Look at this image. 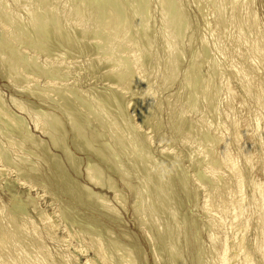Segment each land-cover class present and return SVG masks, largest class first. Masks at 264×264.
<instances>
[{"label": "rangeland", "instance_id": "374dc122", "mask_svg": "<svg viewBox=\"0 0 264 264\" xmlns=\"http://www.w3.org/2000/svg\"><path fill=\"white\" fill-rule=\"evenodd\" d=\"M27 2L29 1V0H26ZM31 1H33V3L35 2H38V0H30V2H28L29 4H26L27 6H29L30 8H33V6H34V8L35 7H37V8H35V10H38V12H39V14H37V16H38V19L37 20H40V21H38V23H37V26H36V28L34 29V30H31V29H29V27L30 28H32L31 26H29V21L24 17V15H23V13H21V11H20V8H19V4L21 5V4H24V2H22L21 0L19 1H11V0H2V1H0L1 3L0 4H2V8H5V12L7 13V11H8V13H10V17H12V15H13V18H15V15H17V14H20L21 15V17H22V19H19V18H21V17H18V15H17V18L20 20L19 22L21 23V25H12L13 27H11L10 26V31H12L11 33H13L14 35H15V37H12V38H14V39H12V42L14 43L15 41L16 42H18L19 41V43H14L15 45H16V47H15V45L14 44H10V45H12L11 46V49L9 48L10 46L8 45V44H5L4 43V39L2 40L3 42H1L0 44H2V43H4V46H3V44L2 45H0V57L6 52V51H8V56H9V58H10V60H9V58L7 59L11 64H16V65H14V71L17 69L16 67H18V69L15 71V72H13V75H12V73H8L7 71H8V69H7V67H8V65H4L3 67H2V69H5L3 72H0V95L2 96V100H4L3 102H4V104H3V106L2 107H0V152L3 150V149H5L4 147H6V148H8V144H6V143H8L7 141H11L12 140V142H14V143H18V144H20L19 146H21V144H23L22 145V149L20 150L21 152H16L15 154H14V151L13 152H9L8 151V153L6 154L5 153V159H3V157L4 156H2V155H0L1 157H2V159L3 160H5L4 162H3V160L0 158V169H4V171H5V174H4V176H5V180H3V179H0V205H2L3 207H14V206H12L11 204H13V205H15V207H20V208H22L24 211H25V213H26V215H28L35 223H36V225H37V227H38V229L40 230V233H41V235H42V237H44V243H45V245H46V247L48 248V250L51 252V254L54 256V258L56 259V260H58L59 259V256L58 255H62V254H64V255H66V257L67 258H69V260H70V262H71V264H84L85 263V261H86V258H92L93 259V254H92V252H91V250H90V252L89 251H87L85 254H80L79 252H78V248H77V241H78V238H82V240L83 239H85L86 241L87 240H89L90 239V236L91 237H95L96 238V235H98L97 237L98 238H100L99 239V241L103 244V246H104V248L106 249V251H108L109 253H110V256L109 257H111V255H112V257L111 258H109L110 260H111V262L112 263H114L115 264V262L116 263H118V261H120L123 257H124V255H125V253H124V249L127 251V252H129L130 250H132V252L134 253V251L135 250H137V251H135L136 253L137 252H139V254L137 253V254H135L134 256V259L135 258H137L135 261L138 263V264H173V263H177V264H214V263H212V261L213 262H215V264H220V261H219V258L217 259L216 258V255L215 256H213L214 254H219V252H221V243H222V241L224 240L223 239V235L222 234H219V236H218V238H219V244L218 243H216L215 245H213V248H211V244L208 242V240H207V231L209 230V225H207V222H208V224H209V220H210V217H209V215H208V213H206V211H205V209H204V200H205V197L206 196H208L207 194H209V192H211L212 193V190H213V187H215L216 185H217V183H215V181L213 182L212 181V179L210 178V177H207V175H205L204 174V169H206V168H203V167H207V165H209L208 163V160L210 159H203L202 158V162H201V158L200 159H196L195 161L194 160H191L194 164H196L195 166H197V167H195L194 166V164L192 165V162H190L191 164H189L188 162L190 161V158H189V152L187 151H185V148H183V142H181V141H183L184 139H185V137L187 136V133L185 132L186 130H187V128H188V126L187 125H189V123L187 122V121H189L190 120V123L191 122H193L192 120L194 119V122L197 120V119H199V117L202 115V114H204V116L207 114V112H208V114H207V117H208V119H207V117L205 118V123L207 124V122H208V126L210 125V131L212 132V134L211 133H209V131L208 132H206V133H208V134H206L207 135V140H204V139H202L201 137L203 136V138L205 137V139H206V135H205V133L202 135H200V134H198L197 135V137L195 136V137H193L192 139H191V137H190V135H188V137L186 138V139H188V142H190V141H193V142H190V146H192V147H197V149H200V148H202L203 147V144L204 145H206V143H208L207 145H209L210 143H211V141L213 140L212 139V135L214 134L213 132V128L211 129V126H213V125H211L210 124V120H213V118H211V117H215V115H217V114H220L221 112H222V110H223V105L221 106V104L219 105V106H217L216 108H214V107H211L212 106V103L211 102H213V101H211L210 99H213V96L212 97H210V99H208L209 97H207L205 100H203L202 98H200L199 99V97H196L195 98V96L197 95V93L196 92H198L197 90H199V81L200 80H202V79H204V77L206 78L207 77V71H206V69L208 68V64H207V60H209V57H211V59H210V61H212L214 58H212V56H211V53H213V45H212V43H211V41H212V36H214L218 31L220 32V30L219 29H217L216 28V25L215 24H212L213 22H212V20H214V17H209L210 19H208V16L210 15V16H214L213 15V8H212V6L211 5H208L209 3L208 2H211L212 0H201V1H199V0H194V2H193V0H175L174 1V3H177V5H178V3H180V5H178L179 7H180V10L178 11L179 12V14L181 15V17H180V15H178V12L176 11V7H174V3H172V4H170L171 5V7H173L172 9H171V7L170 6H165V8H167L168 9V11L170 12V14H169V12L167 11V9L165 10V12H164V9H160L161 8V5H160V0H144L143 1V3H142V0H138V1H141V2H138L137 0H117L116 1V3L117 4H115L116 6H118L117 8H118V10L116 9V7H115V5L114 6H110L109 5V1L108 0H106V3H107V5H106V3H102V1L101 2H99L100 4H93V6H91L92 5V3H94L92 0H80V2H79V0L78 1H76V0H74V2H76V4H75V6H76V8L74 9L73 7H70V4H71V6L72 5H74V4H72V2H73V0H57V3L58 2H60L59 4L60 5H66L67 4V2H70L69 4H67L66 5V7H64V9L65 10H63V11H60V9L62 10V7L60 8V5L59 4H56V0H53L54 2H52V0H47V1H45V0H40L41 2H39V3H37V4H33ZM51 1V2H50ZM105 1V0H104ZM103 1V2H104ZM133 1H136V2H133ZM150 1V2H149ZM197 1H199V2H197ZM203 1V2H202ZM208 1V2H207ZM216 1V0H215ZM15 2V3H14ZM17 2H19L18 4H17ZM21 2V3H20ZM43 2V3H42ZM46 2H48V7L44 4V3H46ZM49 2L50 3H53L52 5H54V6H51V4H49ZM63 2H65L66 4H62ZM73 2V3H74ZM121 2L123 3H125V5H127L128 6V8H127V6L125 7V5H123V4H121ZM149 2V3H148ZM162 2H164V0H162ZM55 3V4H54ZM79 3H80V5H79ZM119 3H120V5H119ZM130 3H132L131 5L133 6H131V5H128V4H130ZM194 3V4H193ZM200 3V4H199ZM208 3V4H207ZM17 4V5H16ZM33 4V5H32ZM42 6V8H46V9H44V13H41V12H43V11H39V10H42V9H40L41 8V6ZM77 4H78V7L80 8V7H85V10H86V14L88 15V13L90 14V15H92L93 17H95L94 19H95V22H96V24H95V22H94V30H96V28L98 29V31H97V33H94V32H96V31H92V23L91 22H89V24H87L88 26H86V28H84V30L85 29H87V31L85 30V32L86 33H90V32H88V31H92V33H90L88 36H86V38L85 37H83L84 36V33L85 32H83V31H81V34H83L82 35V37L79 35L78 37H76V35L75 34H79V33H77V32H79V31H77V30H75L74 31V29H72V28H69V27H67V23H66V19H67V22H69V20H70V18H71V16H77V13H78V11H77ZM89 4V5H88ZM103 4V5H102ZM135 4H137V5H135ZM138 4H140V5H138ZM142 4H143V6H142ZM147 5V8H146V5ZM148 4H150V5H148ZM207 5V7H206V5ZM5 5H8V6H5ZM37 5V6H36ZM81 5H83V6H81ZM85 5V6H84ZM135 5V6H134ZM182 5V6H181ZM184 5V6H183ZM187 5V6H186ZM195 5V6H194ZM199 5H201V8L202 7H204L203 9H201L200 8V10H199ZM1 6V5H0ZM39 6V7H38ZM46 6V7H45ZM49 6H51L50 8H49ZM74 6V7H75ZM130 6V7H129ZM141 6V7H140ZM160 7V8H158V7ZM209 6V7H208ZM210 6H211V8H210ZM56 7V8H55ZM57 7H59V8H57ZM68 7V8H67ZM87 7V8H86ZM91 7V8H90ZM94 7V8H93ZM98 7H99V9H98ZM104 9H103V8ZM110 7H111V10H112V12H111V10H110ZM123 8V10L121 11V8ZM138 7V8H137ZM170 7V8H169ZM190 7V8H189ZM197 7V8H196ZM206 7V8H205ZM10 9V12H9V10L8 9ZM33 8V9H34ZM47 8L49 9V11L47 10ZM53 8H55L56 9V11L58 12V13H56V15H58L59 14V16H56L55 15V13H54V15H53V11H55V9L53 10ZM70 8H72V10H68L67 11V9H70ZM93 8V9H92ZM97 8V9H96ZM103 10H102V9ZM106 8H109V11L106 9ZM112 8H115V9H112ZM126 9V11L128 10V9H130L129 11L130 12H133V14L131 13V14H128L127 15V13H129V11H124L125 9ZM134 8V9H133ZM135 8H136V10H135ZM143 8V9H142ZM148 8L150 9V10H148ZM156 8V9H155ZM183 8H184V11H183ZM187 8V9H186ZM210 9V10H207V9ZM73 9H74V11H77V12H74L73 11ZM141 9H142V11H141ZM152 9V10H151ZM158 9H159V11H158ZM174 9V10H173ZM252 9L254 10V12L257 14V17H258V20H259V23H260V25H261V27H262V30H263V32H264V0H254V3H253V7H252ZM45 10H47V11H45ZM51 10H53V11H51ZM89 10H91V13H90V11ZM98 10L100 11L101 10V12H99L100 14H98V13H96V12H98ZM107 10V11H106ZM117 10V11H116ZM133 10V11H132ZM146 10V11H145ZM155 10V11H154ZM161 10H162V12H164L165 14H167L166 12H168V16L166 15V18H167V22L169 21H171L170 23H169V25H170V28H172V30L174 31V35H175V38H176V36H178V34L177 33H179V38L177 37V39L176 40H180V42H182L181 44H180V42L178 43V46H179V48H180V46H182V45H184L182 48H186V50H185V48L184 49H182V50H184L185 51V53L183 54L182 53V50H180V54H182V56H181V61H182V65L180 66V67H182V70H181V68L179 67V70H178V76H176L177 78H175V80H174V85H173V83L171 84V86H169L167 89H166V91L164 90L165 88H163V85H161V84H163L162 82V71H163V60H164V52L163 51H161L162 49H163V44L161 45V43H163L162 41V31L160 30L161 29V23H160V17H159V13H161ZM173 10V11H172ZM185 10H186V12H185ZM1 11H2V9H1V7H0V14H1ZM3 11H4V9H3ZM55 11V12H56ZM71 11V12H70ZM96 11V12H95ZM104 11H105V13H104ZM116 11V12H115ZM118 11L119 12H122V14H120V13H118ZM123 11L124 12H126V14L124 13V15H123ZM137 11H139V12H137L138 13V17L140 16V18L142 17L144 20L147 18V20L145 21V23H144V25H145V30L143 31V27L141 26H139V27H136V28H134V34L136 35L137 33V36H135V35H133L134 37H133V39L135 40V42L137 41V43L138 44H140V43H142L141 44V47L143 48V47H145V46H147V45H149V43H150V41H151V44H153V45H149L148 47L151 49V47L150 46H152L153 47V49H151V51L149 50V48L148 47H145V48H147V49H145V48H143V50H145L144 51V56H145V58H143V59H141V63H142V73H141V78H142V80H139V79H141L140 77L139 78H134L133 76H135V75H133L134 73H133V70H132V66H128V62L126 61V59L124 58L125 56H124V54L126 53L125 52V50H124V48H118V53H116V51L115 50H113V51H115V52H112V51H110V49H108V46L106 47V45H109V39L110 38H108L107 39V37H109L108 35H109V33L108 32H102V31H108L109 30V28H110V24H109V22H107V21H104L105 19H104V17L106 16V13H108V12H111V13H113L114 12V16L115 17H117L116 18V20H118V22H117V24L118 25H120V23L122 24L124 21H125V19L126 18H128V17H131V19H132V17L133 16H135V17H133V20H135L136 18H137V13L136 12ZM144 11L146 12V15H145V13H144ZM176 12L175 14L174 13H172V12ZM199 11H201L200 13H199ZM207 11V12H206ZM11 12H12V14H11ZM37 12V13H38ZM70 13V15H69V13ZM76 13V14H73V13ZM94 12V13H93ZM135 12V13H134ZM143 12V13H142ZM148 12V13H147ZM151 12V13H150ZM159 12V13H158ZM183 12V13H182ZM203 12H205V13H203ZM210 12H211V14H210ZM46 13V14H45ZM48 13V14H47ZM51 13V14H50ZM62 13H65V14H63V16H62ZM72 13V14H71ZM96 13V15H94ZM103 13V14H102ZM140 13V14H139ZM150 13V14H149ZM182 13V14H181ZM202 13H203V17L201 16L202 15ZM207 13V14H206ZM209 13V14H208ZM15 14V15H14ZM40 14H42V15H40ZM105 14V15H104ZM115 14H117V15H115ZM149 15V17H151V18H148V15ZM173 14V15H172ZM183 14H186V15H183ZM190 14V15H189ZM44 15V16H43ZM48 15V16H47ZM51 15V16H50ZM67 16V18H66V16ZM99 15V16H98ZM100 15H101V18H100ZM103 15H104V17H103ZM127 15V16H126ZM145 15V16H144ZM207 15V16H206ZM52 16H55L57 19H59V21H57V20H55V21H57V22H53V21H50V20H53L52 18H54V19H56L55 17H52ZM60 16H61V18H60ZM123 17V19H121L122 17ZM170 16V17H169ZM175 16V17H174ZM180 17V18H183L182 16H185L184 17V19L183 20H181L180 18H179V20H181V21H179V20H177L178 18L177 17ZM206 16V19L204 18ZM42 17H43V19H42ZM47 17H49V18H46ZM50 17H52V18H50ZM146 17V18H145ZM153 17V18H152ZM172 17V18H171ZM187 17H188V19H187ZM0 18H1V15H0ZM100 19V20H98V19ZM135 18V19H134ZM139 18V20L138 21H143L144 22V20L143 19H140ZM168 18H169V20H168ZM174 18H176V19H174ZM202 18H203V20H202ZM50 19V20H49ZM138 19V18H137ZM148 19H150L149 21V23L150 24H148L147 25V28L148 29H146V22L148 21ZM155 19V20H154ZM171 19V20H170ZM186 19H187V21H188V26H189V29H187L188 28V26H187V24H185V23H187L186 22ZM190 19V20H189ZM212 19V20H211ZM1 20H2V18H1ZM23 22H22V21ZM43 20H45L44 22L45 23H47V24H43L44 22H41V21H43ZM46 20H47V22H46ZM63 20H65L63 23H61ZM124 20V21H123ZM172 20L174 21H179L178 22V25L181 23V22H183L182 24L183 25H181V27H182V29H183V34L184 35H182V34H180L181 32H180V30H182V29H179L180 27H178V25H177V23H172ZM208 22L209 21V24L208 23H205L206 21ZM211 20V21H210ZM49 21H50V23H49ZM119 21H120V23H119ZM153 21V22H152ZM176 21V22H177ZM190 21V22H189ZM215 21V20H214ZM0 22H2V21H0ZM97 22H98V25L100 26H98L97 25ZM155 22V23H154ZM211 22V23H210ZM19 23V24H20ZM52 23V24H51ZM56 23H58V24H56ZM59 23H61V25H62V27L66 30L67 28V30L68 31H66V33L68 32V34H67V38L68 39H66V37H65V35H66V33L64 32V30H63V28L59 25ZM108 24V26H107V24ZM133 23V22H132ZM23 24V25H22ZM27 24V25H26ZM39 24V25H38ZM50 24V25H49ZM64 24V25H63ZM102 26H101V25ZM106 25V27H105V25ZM207 24V25H206ZM211 24V25H210ZM40 25H41V27H40ZM44 25H46V27H44ZM47 25H49V28H48V26ZM56 26V28H55V26ZM58 25V26H57ZM95 25H97L98 27H95ZM139 25V24H138ZM137 25V26H138ZM151 26V27H148V26ZM175 27H174V26ZM179 25V26H180ZM198 25V26H197ZM215 26V27H213V26ZM9 26V25H8ZM20 28H19V27ZM28 26V27H27ZM50 26H52V28L54 29V30H52L51 28H50ZM54 26V27H53ZM69 26V25H68ZM175 28V30L173 29V27ZM177 26V27H176ZM185 26V27H184ZM186 26H187V28H186ZM192 26V27H191ZM57 27H59L61 30H59V28L57 29ZM65 27H67V28H65ZM102 27V28H101ZM105 27V29L106 30H103V28ZM160 27V28H159ZM212 29H210V28ZM14 29V30H12V29ZM15 28H16V30H15ZM17 28L19 29L18 31L19 32H17ZM21 28L23 29L24 28V30H21ZM29 29V31H27L26 29ZM40 28H41V30H45L46 31V28H47V31L44 33V32H41V30H40ZM101 28V29H100ZM137 28H140L141 29V31H140V29H139V32H137L138 31V29ZM159 28V29H158ZM185 28H186V31H185ZM49 29V30H48ZM57 29V32H58V30H59V35H58V33H56L57 34V36L56 35H54L53 33V35L51 34V32L50 31H55ZM70 29H72V30H70ZM136 29V30H135ZM176 29H178L177 31H176ZM22 32H21V31ZM38 30V31H37ZM148 30V31H147ZM158 30V31H157ZM189 30V31H188ZM192 30V31H191ZM206 32H205V31ZM215 30V31H214ZM218 30V31H217ZM23 31H25V32H23ZM48 31H49V33H48ZM74 31V32H73ZM147 31V32H146ZM151 31V32H150ZM175 31H176V33H175ZM33 34H31V33ZM40 32V33H39ZM69 32H71V34H69ZM72 32L74 33V34H72ZM137 32V33H136ZM156 32V33H155ZM190 32V33H189ZM193 32V33H192ZM218 32V33H219ZM10 33V32H9ZM8 33V34H9ZM17 33H19L18 35H16ZM26 33V34H25ZM28 33V34H27ZM35 33H36V35H35ZM41 33H42V35H41ZM46 33H48V34H46ZM63 33H65V34H63ZM101 33H103V34H101ZM108 33V34H107ZM143 34L144 36H145V33H146V36H147V33H148V36L147 37H144V36H142V35H140V34ZM151 33V34H150ZM158 33V34H157ZM187 33V34H186ZM202 33V34H201ZM215 33V34H214ZM22 34H24V35H22ZM61 34H63L62 36H61ZM98 34H100V36L98 35ZM151 35V37H152V39H151V37H150V35ZM154 34H156V35H154ZM160 34V35H159ZM177 34V35H176ZM211 34V35H210ZM264 34V33H263ZM13 35V36H14ZM26 35V36H25ZM42 37V39H41V37ZM44 35V36H43ZM45 35H47V36H45ZM68 35H69V37H68ZM71 35V36H70ZM73 35V36H72ZM92 35H93V38H92ZM94 35H95V37H94ZM98 35V36H97ZM103 35V36H102ZM107 35V36H106ZM138 35H140V36H138ZM158 35L159 36H161V37H159L158 38ZM181 35H182V38H180L181 37ZM186 35V36H185ZM191 37H190V36ZM204 35V36H203ZM21 36H23V37H21ZM30 36V37H29ZM35 37V38H37L38 37V39H39V41L40 40H42L41 42H39V41H37L35 38H32V37ZM54 36V37H53ZM56 36V37H55ZM76 38H75V37ZM153 36H155V37H153ZM188 36V37H187ZM196 37V39H195V37ZM3 36H1L0 35V39L2 38ZM5 37V36H4ZM17 37V38H16ZM19 37H21L20 39H18ZM25 37V38H24ZM58 37V39L55 41L54 39H51V38H57ZM72 37V38H71ZM81 37V39H79ZM101 37H104V39L103 38H101ZM136 37L139 39V40H137L136 39ZM143 37V38H142ZM149 37H150V40H148L149 39ZM183 37H185L184 39H183ZM211 37V38H210ZM47 38H49V40H51V41H53L54 42V44L56 45H54L53 44V42H51V41H49ZM75 38V39H74ZM81 41V44L79 43V40ZM82 38H83V40H85V41H83L82 40ZM101 38V39H100ZM144 38H147V44H146V42L144 43V41H146V39H144ZM206 38V39H205ZM18 41H17V40ZM21 39H23V41L21 40ZM62 39V40H61ZM72 40V42H71V40ZM78 40V42H77V40ZM88 41H87V40ZM91 39H92V42H94V43H96L97 41L96 40H98V42H99V40H100V42L98 43H96V44H93V43H91ZM94 39V40H93ZM105 41H103V40ZM106 39H107V41H108V44H107V41H106ZM143 39V40H142ZM182 39V40H181ZM193 39H195V40H193ZM203 39V40H202ZM20 40H21V42H23V44L20 42ZM31 40V41H30ZM43 40L46 42H43ZM47 40V41H46ZM70 42H68V41ZM153 40H156V41H154L153 42ZM160 40V41H159ZM200 40V41H199ZM201 40H202V42H205L206 43V41H207V45L206 46H208V47H206V52H204L205 50H202V45H201ZM1 41V40H0ZM66 42V46H65V44H63V42ZM77 43H76V42ZM90 41V42H89ZM149 41V42H148ZM191 41V42H190ZM30 42V43H29ZM42 42H43V44H42ZM56 42H59V44H61V42H62V45H59V44H57ZM64 42V43H65ZM68 42V43H67ZM85 42L86 43H88V44H86V45H90V46H85ZM140 42V43H139ZM158 42V44H156ZM22 45H21V44ZM25 43H26V45H25ZM37 43V44H36ZM73 45H72V44ZM89 43H91V44H93L94 46H98V44H99V46L98 47H93L91 44H89ZM100 43H102V44H100ZM136 43V44H137ZM191 43H192V45H191ZM199 43H200V45H199ZM19 44V45H18ZM42 44V45H41ZM45 44H49V46L48 45H45ZM50 44H53V46H50ZM84 44V45H83ZM105 44V46L103 47V45ZM146 44V45H145ZM28 45V46H27ZM64 45V46H63ZM72 45V46H71ZM78 45V46H77ZM80 45V46H79ZM145 45V46H144ZM156 45H159V47L158 46H156ZM2 46V47H1ZM20 46V47H19ZM27 46V47H26ZM47 49V47L46 46H48V50H46V49H44V47ZM68 46H70L71 48H73V49H75L74 48V46H77V48L75 49L76 50V52H78V53H76L75 52V50L73 51V49H71L70 47V49H67V47ZM82 46H84L85 48H84V50H83V48H82ZM140 46V45H139ZM160 46H162V47H160ZM189 46V47H188ZM191 46H192V48H191ZM4 47V49H2ZM18 47L21 49H18ZM21 47H23V48H21ZM26 47V48H25ZM29 47H32L31 49L29 48ZM52 47H53V49H52ZM79 47V48H78ZM86 47H90V52L91 51H96L97 53H94V52H92L91 53V56L92 55H94V56H92L91 58H89L90 57V52H89V50H88V48H86ZM101 47L102 48H105V50H102L101 49ZM158 47V48H157ZM8 48L10 49V50H8ZM12 48H16L15 49V51L12 49ZM59 49L58 50V52H56V51H54V49L55 50H57V49ZM64 48V49H63ZM80 48H82V50L80 49ZM93 48V50H91ZM96 48V49H95ZM162 48V49H161ZM207 48H208V52H207ZM2 49V50H1ZM6 49V50H5ZM18 49V50H17ZM34 49H35V51H34ZM41 49H42V51H41ZM49 49H51V50H49ZM98 49V50H97ZM106 49H108V50H106ZM121 49V50H120ZM160 49V50H159ZM196 49V50H195ZM34 51V52H32V51ZM62 50H64L65 52H63ZM68 50V51H67ZM70 50V51H69ZM73 51V53H75V54H73V53H71L72 51ZM78 50V51H77ZM87 50V51H86ZM117 50V49H116ZM120 50V51H119ZM148 50V51H147ZM159 50V51H158ZM4 51V52H3ZM12 51H13V53H12ZM17 51V53H19V54H17V53H15V55H13L14 54V52H16ZM20 51H22L21 52V54H22V56H21V54H20ZM99 51H101L102 53H104V54H102L101 52H99ZM122 51V52H121ZM149 53V54H147V52ZM156 51V52H155ZM189 51V53L187 54V52ZM195 51H200V52H195ZM204 52V54H205V56L203 55V53H201V52ZM211 51V52H210ZM12 54V55H10V53ZM36 52V53H35ZM45 52V53H44ZM47 52V53H46ZM55 52V53H54ZM59 52H61L60 54H59ZM63 52V53H62ZM81 52V53H80ZM82 52H84V53H82ZM110 52H112L113 54H112V56H113V58H111L110 57ZM125 52V53H124ZM159 52V53H158ZM2 53V54H1ZM33 53H35V54H37L36 55V57H35V55L33 54ZM51 53V54H50ZM54 53V54H53ZM56 53H57V55H56ZM71 53V54H70ZM79 53H80V55H79ZM88 54L87 56L86 55H84V54ZM99 53H101V55H103V56H105V57H101V55L99 54ZM107 53L109 54V57L107 58ZM115 53V54H114ZM122 53V54H121ZM152 53V54H151ZM200 53V54H199ZM62 54H63V56H62ZM64 54L68 57V59H67V57L65 56L64 57ZM78 54V55H77ZM96 54H97V56H96ZM99 54V55H98ZM147 54V55H146ZM158 54V55H157ZM162 54V55H161ZM197 56H195V55ZM208 54H209V56H208ZM18 55V56H17ZM20 55V56H19ZM45 55V56H44ZM59 55L62 57H59ZM74 55H76V57H73L72 58V56H74ZM107 55V56H106ZM117 56V55H119V58H117V57H114V56ZM149 55H152V56H150V58H149ZM155 55V56H154ZM157 55V56H156ZM201 55V56H200ZM5 56H6V53H5ZM7 56V57H8ZM13 56H15V58L13 57ZM26 56V57H25ZM32 56H33V59L34 60H32L31 58H32ZM53 56V57H52ZM57 57V59H56V57ZM97 57V60H101V58L103 59V62H104V60H106V59H110L108 62L110 63V61L112 60V59H117V64H119V63H121V61H122V63L121 64H119V65H117V66H119L118 67V69L120 68V70L118 71L117 69H116V63H114L113 65H112V62L110 63L112 66L110 67V64L107 62L106 63V61H105V67H106V65H109L108 67H106V69H104V67L102 68V65L103 64H100V66H101V69H100V66L99 65H97V64H99V63H97L96 61H94V58L96 59V57ZM144 56H142V57H144ZM147 56V57H146ZM154 56V57H153ZM185 56H186V58H185ZM2 57H4V56H2ZM7 57H4V59L5 58H7ZM18 59H17V58ZM21 59H20V58ZM25 57V58H24ZM31 57V58H30ZM40 57V58H39ZM48 57V58H47ZM98 57H101L100 59L98 58ZM141 57V58H142ZM153 57V58H152ZM156 57V58H155ZM182 57H184V58H182ZM193 57L195 58L196 57V59H201V63H202V65H201V69L200 68H197V70H193V71H196L195 73H192L193 71L190 69V64H191V66L193 65V61H195V59L193 60ZM202 57V58H201ZM204 57V58H203ZM16 59V61L18 62V63H16L15 62V60H12V59ZM52 58V59H51ZM59 58V59H58ZM71 60H70V59ZM77 58V59H76ZM121 58V59H120ZM124 58V59H123ZM147 58V59H146ZM148 58L151 60H149L148 61ZM152 58V59H151ZM157 58H158V60H157ZM24 59H26L28 62L26 63V61L24 60ZM29 59H30V62H29ZM93 59V60H92ZM120 60V62H119V60ZM184 59L186 60L185 62H183L184 61ZM206 59V60H205ZM21 60H23V61H21ZM32 60V61H31ZM64 60V61H63ZM70 60V61H69ZM73 60V61H72ZM91 60V61H90ZM124 60H125V62H126V64H125V62H124ZM146 60V61H145ZM156 60V61H155ZM204 60H205V62H204ZM25 61V62H24ZM33 61H35V62H33ZM53 61V62H52ZM93 61V62H92ZM143 61H145V62H143ZM152 61H153V63H152ZM192 61V62H191ZM13 62V63H12ZM15 62V63H14ZM20 62V63H19ZM31 62H33L35 65H36V67H35V65L33 66V65H31L30 66V64H31ZM39 62V63H38ZM52 62V63H51ZM56 62V63H55ZM75 62V63H74ZM78 62V63H77ZM88 62V63H87ZM91 62V63H90ZM95 62V63H94ZM124 62V63H123ZM147 62V63H146ZM150 62V63H149ZM157 62H159L158 64H157ZM190 62V63H189ZM22 63H26L25 64V66H24V64H22ZM40 64V65H38V64ZM47 63H49L48 65L49 66H51V69L50 68H48L49 66L47 65ZM58 63H59V65H60V67H59V65H58ZM86 63H87V65H86ZM102 63V62H101ZM187 63H188V66H187ZM205 63V64H204ZM18 64H20L19 66H18ZM27 64H29V66L27 65ZM53 64V65H52ZM55 64H57V66L59 67V68H61V67H64V69L67 71V72H65L64 71V69L62 68V69H58V67H56V65ZM94 65L95 64V66H93V67H91V65ZM122 64H124V66L122 65ZM147 64L149 65V67H147ZM184 64L187 66H184ZM22 65V66H21ZM45 65H47V67L45 66ZM61 65H64V66H61ZM69 67H68V66ZM74 65H75V67L76 68H74ZM103 65V66H104ZM204 65V66H203ZM214 65V67H216L217 66V62H216V65H215V63L213 64ZM213 65H212V68H213ZM226 65H227V63H225V64H223L222 65V69H223V67H224V69H225V67H226ZM6 66V67H5ZM38 66H40L41 67V69L42 68H44V71L42 72V73H40L42 76H40L39 75V73H38V75L41 77V78H39V76H37L36 75V73L39 71V72H41L42 70L41 69H37V68H40V67H38ZM52 66H53V68H52ZM70 66H73V69H72V67H70ZM77 66L79 67V66H81L82 68H77ZM99 66V67H98ZM124 67V69L123 68H121V67ZM158 66H160V67H158ZM5 67V68H4ZM27 68V69H29L28 71H30V73L32 72V73H35V75H33L32 73V75L30 74V73H28L27 72V70L25 69V68ZM31 67H32V69H31ZM45 67L48 69V71H47V69H45ZM66 67V68H65ZM91 67V70L93 71H91L89 68ZM94 67H95V69L96 70H94ZM114 67V68H113ZM125 67H127V68H130V72H131V75L130 74H128V73H130V72H128L127 73V71H129L128 69L126 70V68ZM143 67H146L145 69L143 68ZM151 67V68H150ZM153 67L155 68V69H153ZM185 67V68H184ZM9 68V67H8ZM24 68V69H23ZM34 68L36 69L35 71H34ZM58 69L59 70V73L58 74H60L62 77H63V75H65V73H66V77L64 76L63 78H66V79H62V77L60 76V75H58L56 72H58V70H56L55 71V69ZM68 68V69H67ZM70 68V69H69ZM89 70H88V69ZM109 69V71L111 70L112 71V73H115L116 71H118V73L116 72L115 74H112L111 72H109L108 71V69ZM111 68H113V69H111ZM149 68H150V70H149ZM160 68V69H159ZM221 68V67H220ZM22 69L25 71V72H27V74L25 73V72H23L22 71ZM53 69V70H52ZM76 69V70H75ZM81 69V70H80ZM121 69H122V71L124 72H120L121 71ZM148 69V70H147ZM187 69V71H185ZM20 71V74L18 75V73H19V71ZM38 70V71H37ZM47 72H46V71ZM55 71V72H53V73H50V72H52V71ZM102 70V71H101ZM126 70V71H125ZM1 71V70H0ZM6 71V72H5ZM17 71H18V73H17ZM21 71H22V73H21ZM37 71V72H36ZM50 71V72H49ZM63 71V72H62ZM89 71L90 72H92L93 73V76H92V73H90V74H88L89 73ZM96 71H99V72H97L96 73ZM105 71V72H104ZM106 71H108V72H106ZM114 71V72H113ZM151 71V72H150ZM198 71V72H197ZM44 72H46V73H44ZM62 72V73H61ZM65 72V73H64ZM68 72H70V75L68 74ZM105 74H104V73ZM119 72L121 73V78L119 77L118 78V76L120 75L119 74ZM128 74V76L130 77V78H132V79H130L129 77H127V74ZM148 72H149V74H150V76H149V74H148ZM181 72V73H180ZM186 72H188L187 73V75L185 74ZM201 72V73H200ZM206 72V73H205ZM223 72L224 71H222V74H223ZM5 73H8V74H10V76H6V78H5V75L4 74ZM50 73V74H49ZM54 73H56V76L54 75ZM76 73V74H75ZM101 73V74H100ZM108 73H111L110 75H111V77H112V75H113V77H115L116 79H114L113 77V80L111 81V79L112 78H110L109 77V74ZM133 73V74H132ZM146 73V74H145ZM152 73V74H151ZM192 73V78L191 77H189V75ZM196 73H199V74H202V75H199V74H196ZM15 74H17V75H15ZM21 74L23 75V76H21ZM24 74H26V75H29V76H27L26 77V75H24ZM46 74V75H45ZM96 74V75H95ZM103 74L105 75V76H103ZM126 74V75H125ZM4 75V76H3ZM11 75H12V77L13 76H16V78L15 79H13L12 77H11ZM48 75H49V77H48ZM51 75H52V78H51ZM102 75V77H100ZM106 75H108V76H106ZM117 75V76H116ZM123 75V76H122ZM151 75H153V76H151ZM163 75H164V71H163ZM180 75V76H179ZM185 75V76H184ZM31 76V77H30ZM57 76H58V78H57ZM127 77L129 80H125V77ZM195 76V77H194ZM221 76H224V77H222L221 79V81H224L225 80V77H226V75H221ZM9 77H11V79H13V80H11ZM19 77V78H18ZM35 77V78H34ZM54 77V78H53ZM69 79H68V78ZM84 77H85V80H84ZM106 77H108V78H110V81L112 82V84H110L109 85V80L108 79H106ZM187 79H186V78ZM194 77V78H193ZM219 77V76H218ZM21 78V80H18V79H20ZM45 78H46V80H45ZM56 78V79H55ZM102 78V79H101ZM122 78H123V80H122ZM135 80H134V79ZM259 78V76L257 77V81L259 80L258 79ZM28 79V80H27ZM30 79H32V80H30ZM40 79V80H39ZM49 79V80H48ZM136 79L137 80H139L138 82L139 83H135L134 85L135 86H133V84L132 83H134V81L135 82H137L136 81ZM155 79V81H153ZM197 79H198V82H197ZM23 80V81H22ZM24 80H27L26 82L24 81ZM61 80L64 82V83H62L61 82ZM102 80H103V82H102ZM115 80L117 81V82H115ZM120 80V81H119ZM127 82V83H129L130 81H132V82H130V85H132V87L131 86H129V88L126 90V84H124V83H126L125 81ZM148 80V81H147ZM150 80V81H149ZM183 80H184V83H183ZM186 80H187V82H190V81H192V82H190L191 84H192V86H191V84L189 83V85L190 86H188V85H186ZM219 78H217L216 77V79H214L213 81V84H217V83H219ZM10 81L12 82V83H10ZM14 81H17V82H22V83H20L19 85H18V83H15ZM32 81V82H31ZM55 81V82H54ZM88 81V82H87ZM94 81V82H93ZM107 81H108V83H107ZM114 81V82H113ZM123 81V82H122ZM142 81V82H141ZM146 81V82H145ZM153 83H152V82ZM27 82H29V84L27 83ZM40 82V83H39ZM48 82V83H47ZM101 82H102V84H101ZM110 82V83H111ZM119 82H121V83H123L124 85H122L121 83H119ZM147 82H149V83H151V84H148ZM193 82H195V83H193ZM23 83H25V84H23ZM27 83V84H26ZM33 85H32V84ZM68 83V84H67ZM104 83V84H103ZM117 84V85H115V84ZM142 83V85H140ZM144 83V84H143ZM147 83V84H146ZM181 83V84H180ZM76 84V85H75ZM98 84H99V86H98ZM121 84V85H120ZM146 84V85H145ZM26 86V87H24V86ZM52 85H53V88H52ZM60 86V88H59V86ZM119 86L121 89H118L117 87L115 88V87H112V86ZM147 85H151V87L150 88H152L153 90H154V92H153V90H152V93L151 94H153V93H155V96H154V94L153 95H151L150 93H149V90H148V93H147V97H146V95H144V96H142L143 98H145L144 99V101L142 100V98H141V96H139L138 94H139V91L141 92V90H142V88H145V87H147ZM159 85V89H160V91L157 89L158 86ZM173 85V86H172ZM176 85V86H175ZM183 85H185V86H183ZM197 85V86H196ZM23 86V87H22ZM33 88H32V87ZM62 86V87H61ZM64 86L66 87L65 89H64ZM68 86V87H67ZM74 86V87H73ZM92 88H90V87ZM97 86V87H96ZM111 86V88L113 89V90H115V91H117L118 92V94H117V92H115V94H117V95H113L114 94V91L113 90H111V89H109V87ZM122 86V87H121ZM123 86H124V88H123ZM139 86V87H138ZM148 86V87H149ZM162 86V87H161ZM175 86V87H174ZM179 86H180V89H179ZM187 86V87H186ZM20 87V88H19ZM28 87V88H27ZM50 87V88H49ZM58 87V88H57ZM95 87V88H94ZM99 87V88H98ZM130 87L131 88H135V87H137L139 90H137L136 89V91H138V92H135V89H134V91H133V89L131 90L130 89ZM62 88H63V90H62ZM67 88H68V90H67ZM74 88H76V89H74ZM170 88V89H169ZM185 88H187V89H185ZM191 89V92L190 93H192V94H190L189 93V91H190V89ZM20 89V90H19ZM28 91H27V90ZM35 89V90H34ZM48 89H52V90H49V91H47ZM55 89L59 92V93H61V94H59V93H57V91H55ZM72 89H74V90H72ZM99 89V90H98ZM133 92H131L130 90ZM185 91H184V90ZM18 90V91H17ZM23 90H26V91H23ZM30 90H32L31 92H32V94H31V92H30ZM36 90H38V91H40L39 92V94H38V91H37V93L35 92ZM53 90H54V92H53ZM61 90L62 91H64V92H61ZM69 90H71V91H69ZM78 90V91H77ZM91 90H93V91H91ZM95 90V91H94ZM96 90H97V92H96ZM121 90V91H120ZM125 91V92H123V91ZM151 90V89H150ZM179 90V91H178ZM186 90H188V91H186ZM192 90H194V91H192ZM215 87L214 88H212V92H213V94L215 93ZM17 91V92H16ZM22 91V94L20 93V92ZM67 91V92H66ZM73 91L74 92H76L77 94L75 95V93H73ZM91 93H90V92ZM126 91H127V93H126ZM159 91V92H158ZM164 91V92H163ZM168 91V92H167ZM196 91V92H195ZM30 92V93H29ZM46 92H47V94H46ZM51 92H53V93H51ZM73 94H72V93ZM83 92V93H82ZM98 92H99V94H100V98H99V94H98ZM108 92H110L109 94H112V95H109L108 94ZM123 92V93H122ZM130 92V93H129ZM151 92V91H150ZM181 92V93H180ZM184 92V93H183ZM186 92L188 93L187 94V96L189 97H186L185 95H186ZM24 93V94H23ZM26 93H29V95L27 94L26 96H25V94ZM35 93V94H34ZM43 93H44V95H46L47 96V98L43 95ZM50 93V94H49ZM63 93V94H62ZM67 93V94H66ZM93 93H95L94 95L96 96V97H94V95H93ZM102 93L104 94V95H102ZM122 93V94H121ZM137 93V95H138V97H137V95H135V94ZM169 93V94H168ZM196 93V94H195ZM35 95V98H34V95ZM48 94H49V96H48ZM53 94V95H52ZM54 94H55V96L57 97H55L54 96ZM67 95V96H64V95ZM84 94V95H83ZM91 94V95H90ZM124 94H125V96H124ZM175 94H176V96L177 97H175ZM178 94H180L179 96H178ZM182 94H184L183 96H181ZM195 94V95H194ZM30 95H32V97H29ZM37 95V96H36ZM40 95V96H39ZM51 95H52V101L51 100H49L48 99V97L50 98L51 97ZM58 95H62V96H59L58 97ZM69 95H71V96H69ZM88 95V96H87ZM151 95V96H150ZM162 95V96H161ZM78 99H75V97ZM80 96L82 97V98H80ZM106 96H110V100H112L111 102H115V103H112V104H110V103H108V102H110V100H108L109 98L108 97H106ZM116 96V97H115ZM123 96V97H122ZM129 96V97H128ZM148 96H149V98H148ZM153 96V97H152ZM168 96V97H167ZM169 96H170V98H169ZM173 96V97H172ZM193 96H194V98H193ZM220 97V99H221V90H220V95H219ZM11 97H13L15 100L17 99V100H20L19 102H17V100H16V103H18L20 106L22 105V103H23V105L21 106V107H25V108H23V109H25V114H27V115H25L24 113H20V112H18V111H16V109H15V107L14 106H12V104L13 103H11L12 102V100H10V99H13V98H11ZM36 97H37V99H36ZM42 97H43V99H42ZM62 97V98H61ZM66 97H68V100H67V98H66V100H65V98ZM73 98V100H70L71 98ZM88 97V98H87ZM94 97V98H93ZM103 97V98H102ZM113 97V98H112ZM115 97V98H114ZM121 97V98H120ZM124 97H125V99H126V97H128L126 100L124 99ZM134 97H136V98H134ZM164 97V98H163ZM168 98L167 100L165 99V98ZM40 98V100H42V101H39L38 99ZM45 98V99H44ZM58 98H61L62 99V102H61V99H59L58 100ZM83 98L84 99H87L86 101L85 100H83ZM106 98H108V99H106ZM119 98L121 99V100H119ZM141 98V99H140ZM151 98H153V99H155V100H153V101H150V103L148 102L149 100L148 99H151ZM177 98V99H176ZM182 98V99H181ZM184 98H187V99H185L184 100ZM36 99V100H35ZM47 99V100H46ZM54 99H56V101H54ZM75 99V100H74ZM95 100V101H93V100ZM107 100V103H106V101H103V100ZM118 99V100H117ZM122 99H123V101H122ZM130 100V103L132 102V101H135V102H137V103H135V102H132V104H133V108H132V104L130 105V103H129V100ZM138 99V100H137ZM179 99V100H178ZM194 99V100H193ZM203 100V102L201 101L200 102V100ZM65 100V101H64ZM97 100H99V101H97ZM114 100V101H113ZM145 100H147V101H145ZM159 100H160V104H159ZM165 100H166V102H165ZM177 100V101H176ZM183 100V101H182ZM208 100H210V101H208ZM5 101H6V103H5ZM63 101H64V103H63ZM67 101H69V102H67ZM72 101H73V103L75 104V106H74V104L72 103ZM75 101V102H74ZM88 101V102H87ZM91 101V102H90ZM122 101V103L124 102L125 104H126V107H125V104L124 105H120V104H122V103H120ZM125 101H128V103L127 102H125ZM141 101V102H140ZM168 101V102H167ZM174 101V102H173ZM186 101V102H185ZM208 101V103H206ZM25 102V103H24ZM27 102H29V103H27ZM43 104H42V103ZM51 102V103H50ZM72 103V105H73V110H70L71 108H72V105H71V103ZM92 102H94V104L95 103H99L98 105H94ZM139 102H140V104H141V106L143 107H145V105H146V109H148V111L150 110V108L152 107V103L154 104L153 105V107L151 108V110L148 112V111H146L145 110V108L144 109H142V107H140L139 105ZM146 102V104L144 105V103ZM148 102V103H147ZM177 102H179V103H177ZM185 104H184V103ZM188 102V103H187ZM190 102V103H189ZM200 102V103H199ZM211 104H210V103ZM45 103V104H44ZM46 103H47V105H46ZM53 103V104H52ZM68 103V104H67ZM79 103H81L82 104V108H80L81 107V104H79ZM86 103H90V106H89V104H88V106H87V104ZM100 103H101V105H100ZM105 103V104H104ZM182 103V104H181ZM202 103V104H201ZM204 103V104H203ZM7 104V106H5ZM61 104V105H60ZM83 104H86V105H84L83 106ZM103 104V105H102ZM107 104V105H106ZM108 104H110L109 106L110 107H108ZM138 106H137V105ZM158 104V105H157ZM175 106H174V105ZM205 104H207V105H205ZM211 106H210V105ZM29 105V106H28ZM63 105V106H62ZM68 105H70L71 106V108H69L70 106H68ZM120 105V106H119ZM137 106V109H138V107H140V109L139 110H137L136 109V107L135 106ZM151 105V107H149V106ZM169 105V106H168ZM181 105H183L182 106V108L183 109H188V110H190L191 109V111L190 112H193V113H189V115H186L185 117H187L188 116V118H185V117H183V123L180 121L179 122V120H180V118H179V116L178 115H180L179 113H180V111H181ZM186 105H187V107L189 106V108H187L186 107ZM194 106V107H196V109L193 107L192 108V106ZM199 105H201V106H199ZM209 105V106H208ZM60 106V107H59ZM63 108H62V107ZM68 107V108H66L65 109V107ZM80 106V107H79ZM95 106H99V107H101L100 108V110L103 112V111H105V112H101L100 111V113L99 114H102V115H97L98 117H100V116H102L101 118H98V117H96V113L94 112V114H95V116L93 115V111H96L97 109H99V108H97V107H95ZM107 106V107H106ZM111 106H113V107H111ZM117 108V111L115 110L116 108ZM121 106H123L121 109L120 108H118V107H121ZM130 106H131V109H130ZM157 106V107H156ZM158 106H160V107H158ZM185 106V107H184ZM204 108H203V107ZM28 107H30V109L28 108ZM40 109H39V108ZM49 107V108H48ZM51 107V108H50ZM59 107V108H58ZM90 107H94V108H90ZM108 108L107 110H106V108ZM170 107V108H169ZM201 107V108H200ZM205 107H211V108H209V109H207L206 108V111H205ZM8 108V109H7ZM31 108L32 109H35V111L33 110V112H37V114L35 113V115H34V117H33V115L32 114H29V113H31ZM63 109V111H62V109ZM113 108V110L114 111H112L111 109ZM124 108V109H123ZM127 108V109H126ZM155 108H157L156 110H155ZM160 108V109H159ZM181 108V109H180ZM198 108L199 109H201V111L199 110V112H201L200 114H199V112L197 111L198 110ZM218 110L219 108L221 109H219L218 111H219V113H218V111H216L215 112V110ZM61 109V110H60ZM79 109H80V112H79ZM83 109V110H82ZM88 109V110H87ZM90 109V110H89ZM105 109V110H104ZM118 109H119V111H118ZM122 109H123V114H122V112H121V114L119 115V112L120 111H122ZM126 109V110H125ZM195 109V110H194ZM37 110V111H36ZM71 112H70V111ZM81 110H82V112L83 113H81ZM92 110V113L90 112ZM129 110H130V112H129ZM134 112H133V111ZM141 110V111H140ZM144 110H145V112H144ZM160 110H161V112H160ZM193 110V111H192ZM203 110H204V112L206 113H203ZM207 110H209V111H207ZM212 110L215 112H212ZM2 111V112H1ZM66 111H67V113L68 114H66ZM75 112L74 114H73V112ZM78 111V112H77ZM110 111V112H109ZM116 111V112H115ZM137 111H139V112H137ZM155 111V112H154ZM162 111H163V113H162ZM179 111V112H178ZM198 113H197V112ZM9 112V113H8ZM27 112V113H26ZM39 112V113H38ZM43 113V115H44V113H45V116L46 115H48L47 114V112L49 113V116H50V119H49V116H47V119H48V122L47 121H45L44 120V122H43V126H45L46 124H49L50 122L51 123H53L52 125H51V123L49 124V125H46L44 128L46 129V128H48L47 130H46V132H47V134H46V136L45 135H43L41 132H37L35 129H34V122H32V121H34L35 120V117H36V119L38 118V120L41 122V124H42V119H44V117L42 118L41 116H39L40 114H42ZM50 112H52V113H50ZM86 112V113H85ZM90 112V114H88ZM107 112H109L110 114H108ZM114 112H115V114H114ZM135 112H137L138 114H146V115H143V116H141V115H139V116H141L140 118H142V117H145L144 119H140L139 118V116L135 113ZM142 112V113H141ZM152 112H154L155 114L156 113H158V114H154V115H152ZM211 114H210V113ZM3 113H5V114H3ZM64 115H63V114ZM72 115H71V114ZM104 113H106V115H104ZM113 113V114H112ZM117 113H118V115H117ZM128 113V114H127ZM136 114V116H137V118H136V116L135 115H133V114ZM176 113V114H175ZM217 113V114H216ZM29 114V115H28ZM39 114V115H38ZM52 114H54V116L52 115ZM81 114V116L83 117H81V116H77V115H80ZM87 114V115H86ZM112 114V116H114L115 118H113L112 116H110V117H108L109 115H111ZM129 115V116H127V115ZM131 114V115H130ZM173 114V115H172ZM199 114V116H197ZM6 115V116H5ZM36 115H38V117L36 116ZM42 115V116H43ZM55 118V119H53L52 121H51V119L53 118L52 116ZM71 115V116H70ZM85 115H86V118H85ZM89 115H93V116H89ZM118 116V118H117V116ZM150 115V116H149ZM195 115H196V117H195ZM210 115V116H209ZM3 116V117H2ZM28 116V117H27ZM33 118H32V117ZM65 116V117H64ZM70 116V117H69ZM75 117V119H76V117H78V118H80V119H76L75 121H73L74 120V117ZM122 118H121V117ZM148 116V117H147ZM152 116V117H151ZM157 116V117H156ZM161 116V117H160ZM15 117V118H14ZM59 117V118H58ZM90 117V118H89ZM96 117L97 119H95V120H97V121H99V119H100V121H101V119L103 118L104 120H105V117L107 118V119H109V120H105L104 122L105 123H109L108 125H109V127H114V125L116 124V123H118V124H120V122H122L121 123V125H120V127L122 126V124L124 125V127H121V128H127L128 127V131H129V128H132L133 127V131H131V129H130V134L133 132L134 134H131V137L134 139V140H137V142L136 141H134L133 140V142L132 143H130L129 144V146H132L134 149L133 150H135L136 151V153H137V155H138V153H139V155L138 156H140L141 154L143 155H141L140 156V158L138 157L137 158V155H136V158L135 157H133L132 156V158H134L133 160H131V159H127L126 160V157H124L123 155H121V154H117V152H116V150H115V146H118V144H114V140L115 139H113V134H112V131L113 130H109V127H108V125H106V124H104L102 121L98 124V123H94V125H93V122H95V120L93 121V119ZM113 119H115V120H117V119H119V120H117V121H114L113 122V120H112V118ZM128 117V118H127ZM130 117H133V120H130ZM150 117V118H149ZM153 117H156V118H153ZM8 118V119H7ZM30 118V119H29ZM34 119V120H32V119ZM58 118V119H57ZM84 118H85V120H84ZM88 118H89V120L90 119H92L91 121L92 122H88ZM117 118V119H116ZM120 118H121V120L122 121H120ZM127 118V119H126ZM134 118H136V119H134ZM148 118V119H147ZM174 118V119H173ZM4 119V120H3ZM12 119V120H11ZM17 119V120H16ZM71 119H73V120H71ZM132 119V118H131ZM149 120V121H153L154 119V123L151 121V122H149V124L150 125H147L148 124V122L147 121H144V120ZM158 119H160L159 121H161V122H159V125L157 124L158 123ZM177 119H178V121H177ZM187 119H189V120H187ZM192 119V120H191ZM207 119V120H206ZM210 119V120H209ZM3 120V121H2ZM7 120V121H6ZM11 120V121H10ZM19 120V121H18ZM24 120V121H23ZM55 120V122H56V124H55V122H53ZM78 120H79V122H78ZM82 120V121H81ZM87 120V121H86ZM123 120H127L126 121V124L124 123V121ZM137 120V121H136ZM141 120V123L139 122ZM143 120V121H142ZM171 120V121H170ZM209 120V121H208ZM10 121V122H9ZM16 121V122H15ZM61 121V122H60ZM119 121V122H118ZM130 121V122H129ZM131 121H133V122H131ZM157 121V122H156ZM184 121L186 122V123H184ZM12 122V123H11ZM76 122H78V123H76ZM112 122V123H111ZM128 122L130 123L129 125L131 126V127H129V125H127L128 124ZM134 122H136L135 123V127H137V125H138V127L136 128V130H135V127H134ZM137 122H139L138 124H137ZM145 122H147V124L145 123ZM175 122L177 123L176 125H178V124H180L179 125V128L178 129H180L179 130V132L178 131H174V130H178V129H176L177 127H176V125H175ZM15 123H17V125H14ZM24 123V124H23ZM60 123V125H61V123H63L61 126H59L58 124ZM72 123H73V129H72ZM75 123V124H74ZM80 123V124H79ZM90 123H92V124H90ZM143 123V124H142ZM155 123H156V125H155ZM165 123V124H164ZM172 123V124H171ZM9 124V125H8ZM18 124H20L19 126H18ZM78 124V125H77ZM89 125V127H88V125ZM100 124H102L103 125V127L101 128V127H99L100 126ZM111 124H114L113 126L111 125ZM132 124V125H131ZM139 124H141L142 125V127L141 126H139ZM146 126H145V125ZM161 124V125H160ZM181 124H184V125H181ZM187 124V125H186ZM6 125V126H5ZM56 125L58 126V128L56 127ZM75 125H76V128H78L79 130H81L80 131V134H79V130L77 131L76 129H75ZM80 125V126H79ZM98 125V126H97ZM101 125V126H102ZM126 125V126H125ZM144 125V126H143ZM13 126V127H12ZM24 126V127H23ZM63 126V128H64V131H63V128H61ZM87 127L86 129H84V128H82V127ZM108 127V129H106L107 127ZM116 126H118V125H116ZM150 126L151 127H153V134L151 133V128H150ZM155 126H157V127H159L160 126V128H157V127H155ZM244 126V120L242 121V123H241V128ZM2 127V128H1ZM11 127V128H10ZM53 127V128H52ZM59 127H60V129L63 131H61L60 129H59ZM81 127V128H80ZM99 127V129H96V128H98ZM119 127V126H118ZM145 127V128H144ZM181 127V128H180ZM182 127L184 128V131H183V129H182ZM187 127V128H186ZM8 128H10L9 129V131H8ZM54 128H55V130H54ZM89 128V129H88ZM94 128V129H93ZM101 128V129H100ZM112 128H110V129H112ZM117 128V127H116ZM142 129L141 131L140 130H138V129ZM157 128V129H156ZM175 128V129H174ZM186 128V129H185ZM2 129H4V130H2ZM13 129V130H12ZM56 129H57V133H56ZM106 130H109V136H110V138H111V141L113 142H111V141H109L110 139H108L109 138V136L107 135L108 133H107V131H106V133H105V131ZM24 130V131H23ZM27 130V131H26ZM29 130V131H28ZM53 132H52V131ZM66 130V131H65ZM86 130V131H85ZM88 130H90V131H88ZM92 130H94V131H92ZM97 130V131H96ZM115 130V129H114ZM135 130V131H134ZM145 130V131H144ZM151 130V131H150ZM155 130V131H154ZM162 130V131H161ZM4 131V132H3ZM5 131H6V133H5ZM18 131V132H17ZM21 131V132H20ZM76 131L78 132V133H76ZM103 131V132H102ZM127 130H125V134H123V137L125 138L124 140H126V132H127V134L129 133ZM136 131H138V132H136ZM157 131V132H156ZM50 132V133H49ZM55 132V133H54ZM60 132H62V134L60 135ZM66 132V133H65ZM74 132V133H73ZM84 132V133H83ZM90 132H91V134H90ZM99 132V133H98ZM100 132H102L103 134H106V136L105 135H101L100 134ZM139 132L141 133V135L139 134ZM145 132V133H144ZM159 132V133H158ZM174 132V133H173ZM181 132V133H180ZM183 132H184V134L185 135H182L183 134ZM13 133H14V135H13ZM52 133V134H51ZM65 133V134H64ZM73 133V134H72ZM76 133V136L74 135ZM137 133H138V135H137ZM143 133V134H142ZM178 133V134H177ZM250 133L251 132H248V134L245 136L247 139L250 137ZM3 134V135H2ZM5 134V135H4ZM6 134H8L7 136H6ZM43 136H42V135ZM52 136H50V135ZM55 134V135H54ZM59 134V135H58ZM83 134V135H82ZM99 134V135H98ZM112 134V135H111ZM148 134V135H147ZM158 134H159V136L161 137H159L158 136ZM49 137H48V136ZM56 135H58L57 137H56ZM62 135H64L63 137H62ZM65 135H67V136H65ZM74 135V136H73ZM85 135V136H84ZM89 135V136H88ZM98 135V136H97ZM129 135V134H128ZM139 135H140V138H139ZM142 135L144 136V137H142ZM154 135V136H153ZM211 135V136H210ZM216 135V137L217 136H219V134H218V132L216 133L215 132V134H214V136ZM11 136V137H10ZM32 136V137H31ZM34 136V137H33ZM77 136H78V138H77ZM81 136V137H80ZM87 136H88V138H87ZM94 136V137H93ZM103 136H105V137H107V139L105 138L104 139V137ZM137 136V137H136ZM147 136V137H146ZM149 136H151V137H149ZM182 136H184L183 138H182ZM5 137H7L8 139H6ZM19 137V138H18ZM27 137V138H26ZM74 137V138H73ZM93 137V138H92ZM7 140H5V139ZM47 138V139H46ZM60 138V139H59ZM61 138L62 139H64V138H66L65 140H62L61 141ZM72 138L73 139H75V140H73V143H74V141H78V140H80V142L81 143H79V141L77 142L78 143V146L80 147H77V143L75 142L74 143V146L76 147V149H75V147L73 146L72 147V145H73V143H72ZM82 138H85V140L87 141V143H85V140H84V142H83V140H82ZM97 138V139H96ZM102 138V139H101ZM136 138V139H135ZM143 138V139H142ZM145 138H147L145 141H144V139ZM148 138L150 139L151 138V140H148ZM190 138V139H189ZM194 138H197V139H194ZM4 139V140H3ZM11 139V140H10ZM15 139V140H14ZM36 139H37V141H36ZM48 139H50V140H52V142H49L50 140H48ZM56 139H58V141L60 142H58L60 145H61V143H65L64 144V146H63V144L60 146V145H58V143L56 144V143H54L53 142V140H55L56 142H57V140ZM88 139V140H87ZM100 139V140H99ZM163 139V140H162ZM210 139V140H209ZM23 140V141H22ZM30 140V141H29ZM47 140V142H46V145H47V148H48V150H49V148L51 149V150H49V151H52V152H50V153H48V150H46L47 148L46 147H44V145L43 144H45L44 142ZM70 140H71V142H70ZM143 140V141H142ZM150 141V142H148V141ZM161 140V141H160ZM199 140V141H198ZM5 141H6V143H5ZM33 141V142H32ZM90 141V142H89ZM99 141V142H98ZM109 141V142H108ZM138 141H139V146L138 145H136V143H138ZM162 141H163V143H162ZM32 142V143H31ZM41 142V143H40ZM67 142V143H66ZM93 142V143H92ZM98 142V143H97ZM102 142V143H101ZM105 142H108V143H110L111 142V144L112 145H109V146H111V147H109L108 148V143H105ZM135 142V143H134ZM141 142V143H140ZM147 142V143H146ZM204 142H206V143H204ZM34 143V144H33ZM51 143H52V145H55L56 144V146H50L51 145ZM54 143V144H53ZM83 143H85L84 145H83ZM115 143H116V140H115ZM146 143V144H145ZM3 144H4V147H2L3 146ZM17 144V145H18ZM41 144H42V147H41ZM89 144V145H88ZM90 144L92 145V146H90ZM125 144H126V141H125ZM45 145V146H46ZM59 147H58V146ZM104 145V146H103ZM107 145V146H106ZM115 145V146H114ZM142 145V146H141ZM199 145H200V147H199ZM33 146V147H32ZM34 146H36V147H34ZM38 146H40L39 148H38ZM49 146V147H48ZM83 146V147H82ZM114 146V147H113ZM126 146V145H125ZM145 146H147V147H145ZM2 147V148H1ZM24 147V148H23ZM31 147V148H30ZM53 147V148H52ZM62 151V153H61V151L59 150L58 151V148ZM82 147V148H81ZM90 147V148H89ZM91 147H92V149H91ZM102 147V148H101ZM106 148V150H105V148ZM140 147H142V148H144V150H141V152H140V149H142V148H140ZM195 147V148H196ZM32 148H35V149H32ZM41 148H43V150H45L46 152H44V151H42L41 150ZM85 148H87V149H85ZM90 150H89V149ZM98 148V150H95V149H97ZM110 148H113V149H111L112 151L114 150V154L112 153V151L110 150L109 151V149ZM136 148H137V150H136ZM165 148H166V150H168V152L165 150ZM219 148L220 147H218V148H216V150H219ZM55 149V150H54ZM57 149V150H56ZM65 150V151H63V150ZM74 149V150H73ZM80 149V150H79ZM85 149V150H84ZM101 149V151H102V154H100L101 152H99V150ZM145 149H147V150H145ZM155 149V150H154ZM17 150V149H16ZM31 150V151H30ZM40 150V151H39ZM76 150L78 151H82V152H78V153H76ZM108 150V151H107ZM164 152H163V151ZM33 151V152H32ZM90 151V152H89ZM93 151V152H92ZM104 151H105V154H104ZM135 151H132V155H134L135 156V154L136 153H134L133 154V152H135ZM145 151H147V153L145 152ZM155 151H156V153H155ZM167 152V154H166V152ZM251 151H253V149L251 148ZM31 152V153H30ZM40 152V153H39ZM43 152V153H42ZM60 152V153H59ZM64 152L66 153V154H64ZM84 152V153H83ZM85 152H86V154H85ZM89 152V154H87ZM92 152V153H91ZM94 152H96V153H94ZM108 152V153H107ZM115 152H116V154H115ZM192 152V151H191ZM35 153V154H34ZM48 153V154H47ZM73 156H69L70 154ZM109 153H111L110 154V156L111 157H109L108 155H109ZM165 153V155H162V154H164ZM12 155V156H10V155ZM32 154H34V155H32ZM44 154H47V155H44ZM52 154H54V155H52ZM62 154V155H61ZM63 154H64V156H63ZM96 154H98V155H96ZM107 154V155H106ZM144 154H147V156L146 155H144ZM185 154V155H184ZM4 155V154H3ZM7 155V156H6ZM19 155V156H18ZM22 155V156H21ZM27 155V156H26ZM35 155H38L37 157L35 156ZM43 155V156H42ZM66 155V156H65ZM92 155H96L95 157L94 156H92ZM100 155V156H99ZM106 157H105V156ZM116 155V156H115ZM121 155V156H120ZM168 155H169V157H168ZM174 157H172V156ZM176 155V156H175ZM9 156V157H8ZM51 156H53V157H51ZM55 156V157H54ZM56 156H58L57 158H56ZM107 156H108V158H107ZM112 156H113V158H112ZM123 156V157H122ZM149 156V157H148ZM8 157V158H7ZM17 157H19V158H23V159H25V161H26V164L24 163L23 165L20 163L19 165H20V167L19 166H17L18 165V163L19 162H17ZM28 157V158H27ZM40 157V158H39ZM41 157H42V159H41ZM44 157V158H43ZM50 157V158H49ZM97 157V158H96ZM101 157H102V159H101ZM103 157H104V159H103ZM114 157H117V159L116 160H118L119 161V159L118 158H120V159H123V160H120L118 163V165H121L122 166V168H120L119 169V167H121V166H117L116 165V163H117V161L115 160V158ZM122 157V158H121ZM145 157H147V158H145ZM151 157V158H150ZM171 159V162H172V164H171V162H169V159ZM177 157H180V158H177ZM18 158V159H19ZM36 158H39V159H41V160H39V159H36ZM48 158V159H47ZM53 158V160H51ZM56 158V159H55ZM73 158V159H72ZM77 158H78V162H77ZM105 158H106V160H105ZM125 158V159H124ZM142 158H145V160L143 159L142 160ZM149 158V159H148ZM27 159H28V161H27ZM45 159H47V160H45ZM75 159V160H74ZM98 159V160H97ZM109 159V160H108ZM138 159H139V161L141 160V163H144V164H142V165H139V164H141V163H137L138 162ZM153 159H154V161H153ZM157 159V160H156ZM173 159H175V161L178 159V161H176V165L178 166V168H176L177 166L173 163ZM36 160V161H35ZM39 160V161H38ZM43 160L44 161H46V162H44L43 163ZM50 160V161H49ZM74 162H73V161ZM99 160H104V161H107L109 164H111L110 166H109V164L107 163L106 165H108L107 167H105V162L103 161V163H102V161H99ZM146 160H148V162L146 161ZM153 161L154 162V166H152L153 164V162H151V161ZM156 160V161H155ZM173 160V161H172ZM180 160V161H179ZM204 160V161H203ZM12 162V163H14V165L12 164V163H9V162ZM19 161V160H18ZM30 161V162H29ZM41 161V162H40ZM52 161V162H51ZM56 161L58 162V164L56 163ZM67 161V162H66ZM71 161V162H70ZM93 161H94V163H93ZM99 161V162H98ZM111 163H110V162ZM115 161H116V163H115ZM126 161V162H125ZM129 161H131V162H129ZM132 161H134L135 163H137L139 166H140V170L142 171H140V178H138V179H136L137 177H139L138 175H139V170H138V166L134 163V162H132ZM174 161V162H175ZM201 163H200V162ZM206 161V163H207V165H206V163H204ZM17 164H16V163ZM31 162H34V163H36V164H34V163H31ZM51 162V164L50 165H60L59 166V168L61 167V166H63V167H61L60 169H62V171H59L60 169L59 168H57L56 166H55V168L57 169H55V168H53V166L51 167L50 165H49V163ZM73 162V163H72ZM75 162H77L76 164H77V166H76V164H75ZM101 162V163H100ZM125 165L126 164V167H124L123 166V164ZM148 164H147V163ZM149 162H151V163H149ZM156 162V163H155ZM177 162H179V164L177 163ZM181 162V163H180ZM197 162V163H196ZM8 165H7V164ZM30 163V164H29ZM56 163V164H55ZM72 165H71V164ZM131 163H132V165H131ZM159 163V164H158ZM162 165H161V164ZM169 163V164H168ZM211 163H213V162H211ZM12 164V165H11ZM27 164H29V165H27ZM35 165V166H32V165ZM38 164H39V166H38ZM62 164V165H61ZM75 166H74V165ZM104 164V165H103ZM134 164H135V168H137L136 170H135V168H134ZM150 164H151V166H150ZM181 164V165H180ZM200 164V165H199ZM10 165L12 166V167H10ZM21 165H22V167H21ZM36 165L38 166L37 168H36ZM48 165V167H46ZM116 167H115V166ZM132 167H131V166ZM159 165H160V168L159 169H161V170H159L158 169V167H159ZM173 165V166H172ZM189 165H190V167H192V168H190L189 167ZM192 165V166H191ZM25 166L26 167H28L27 168V170H28V175H30V174H32L33 172H34V170L33 169H30V168H36V172H34L33 173V175H30V176H28L26 173H25V170H26V168H25ZM49 166H50V168H49ZM72 166H73V169L71 170L70 168H72ZM86 166V167H85ZM88 166H90L89 168H87ZM112 166V167H111ZM137 166V167H136ZM142 166V167H141ZM147 166H149L150 168L152 167L153 169H154V167L156 168L155 170H157L158 169V172L157 173H159V174H157V173H154V176H156V174L158 175V176H156L155 178H157V177H159L160 179L159 180H161L162 179V177H164V175L165 174H167V172L169 173V174H167V177H168V180H169V182L170 181H172L173 183H171V184H174V185H171L169 182H168V180H167V183H169V186L167 187V183H166V189H165V206H170V207H172L173 205L175 206V208H168V207H166V208H168V210L165 208V212L163 213V214H158L157 212H155L154 210H155V206H154V204H155V201H153L152 199H151V197H152V195L153 194H156V192L159 190V186H158V189H157V186L155 185V187H154V185H153V187L151 186L150 188H154L153 189V191H152V189H149V187L147 186V185H145L144 183H145V181H147L148 179H149V176H147L148 174H147V172H145L146 170H145V168H149V167H147ZM158 166V167H157ZM176 166V167H175ZM182 166V167H181ZM13 167L15 168V167H19L20 168V170H22V171H20L18 168H15V169H13ZM24 167V168H23ZM78 168V170H77V168ZM93 167V168H92ZM94 167H96L95 168V170H96V172H95V170L93 171V173L96 175V173H97V177H96V181H98V180H102L103 178H105L106 177V179H104V181H99V182H97V187L95 188L93 185H91V186H88L87 184H86V176H85V174H88L89 172H92L91 170L92 169H94ZM118 167V170H120L121 171V169H122V171H121V173H120V171H118L116 168ZM123 167L125 168L124 170H123ZM131 167V168H130ZM193 167H195V168H193ZM208 167H211V168H214L215 166H214V164H210ZM54 169V170H52V169ZM63 168H65V169H63ZM80 168V169H79ZM107 168V169H106ZM113 168V169H112ZM129 168V169H128ZM11 169V170H10ZM18 169V170H17ZM38 169V170H37ZM50 171H49V170ZM59 169V170H58ZM89 169V170H88ZM110 169V170H109ZM131 169V170H130ZM167 169V171H165ZM169 169V170H168ZM177 169V170H176ZM184 169V170H183ZM198 169V170H197ZM10 170V171H9ZM12 170H14V171H16V172H14V171H12ZM27 170H26V172H27ZM29 170H31V171H29ZM65 170V171H64ZM75 170V171H74ZM80 170V171H79ZM117 170V171H116ZM133 170V171H132ZM164 170V171H163ZM179 170V171H178ZM182 170V171H181ZM188 170V171H187ZM19 171V172H18ZM57 171V172H56ZM79 171V172H78ZM99 171V172H98ZM101 171V172H100ZM126 171H129L128 173L126 172ZM134 171H136V172H134ZM161 171V172H160ZM172 171V172H171ZM178 171V172H177ZM181 171V172H180ZM39 172V173H38ZM52 172H53V175H52ZM55 172L57 173V175H55ZM62 172V174H60ZM73 172V173H72ZM76 172V173H75ZM117 174H116V173ZM134 172V173H133ZM164 173V175H161V174H163ZM176 172L180 175V180L182 179V177L183 176H185V178L183 177V179L181 180L182 181V183L183 184H186V185H183V187L184 188H182V184H181V182H180V180L178 179L179 178V176H176ZM13 173V174H12ZM17 173H18V175H20L21 176V178H20V176L19 177H17L18 175H17ZM19 173H21V174H19ZM23 173V174H22ZM25 173V174H24ZM36 173H38V174H36ZM45 173V174H44ZM63 173H65L64 175H63ZM67 173V174H66ZM101 173V175L103 176L102 178H101V175L99 176V174ZM114 173H115V175H114ZM120 173V174H119ZM124 174V176H123V174ZM134 174L133 176L135 177H133L132 175H130V174ZM144 173V174H143ZM181 173V174H180ZM183 173H184V175H183ZM37 175V178H35V179H32V178H34L36 175ZM122 174V175H121ZM126 174V175H125ZM22 175H26L25 177V179H24V177L22 176ZM46 175V176H45ZM67 175H68V179H66L65 180V178L67 177ZM74 175H78V177L77 176H74ZM82 175V176H81ZM119 175V176H118ZM128 175H129V177H128ZM169 175H171V177L169 176ZM182 175V176H181ZM59 177L58 179H57V177ZM64 177V180L62 179L63 177ZM130 176H132L133 178H131ZM147 178H146V177ZM162 176V177H161ZM166 176V175H165ZM172 176H174V177H172ZM203 176V177H202ZM206 176V177H205ZM41 177H43V178H41ZM62 177V178H61ZM111 177V178H110ZM121 177V178H120ZM125 178V181L127 180V181H129L128 182V184H126V187H125V183H127V181L125 182V181H122V179L124 180V178ZM128 177V178H127ZM175 177H177V178H175ZM23 178V179H22ZM28 178L30 179V180H28ZM61 178V179H60ZM72 178V179H71ZM82 178V179H81ZM110 179V182H109V179ZM127 178V179H126ZM145 178V179H144ZM170 178V179H169ZM171 178H175V179H171ZM201 178V179H200ZM34 180V183H32V180ZM38 179V180H37ZM42 179V180H41ZM56 179V180H55ZM98 179V180H97ZM112 179V180H111ZM120 179H121V181H120ZM130 179V180H129ZM139 179H142V182H139L140 180ZM210 179V180H209ZM249 179H253V180H255V181H263L264 180V175H263V172H262V170H260V167H259V165L257 166L256 165V167L250 172V174H249ZM2 180V181H1ZM12 180V181H11ZM16 180H19L21 183L22 182H25L26 183V181L28 182H30V183H32L31 185H33V184H36V185H33L34 187L30 190L28 187H27V183L25 184V186L23 185H21V184H19V183H17L16 184V182H18V181H16ZM61 181V182H58V181ZM72 181L73 183H71V182H69V181ZM108 181V183H102V182H107ZM173 180H175V182L173 181ZM178 180H179V182H178ZM194 180V181H193ZM11 181V182H10ZM16 181V182H15ZM38 181V182H37ZM42 181V182H41ZM61 183V184H59V186L57 185L58 183ZM64 181V182H63ZM65 181H67L66 182V185H64L65 184ZM185 181V182H184ZM4 182V183H3ZM37 182V183H36ZM50 182H51V184H50ZM62 182L64 183L63 184V188H62ZM68 182L70 183L68 186H67V184H68ZM114 182H116V183H114ZM144 182V183H143ZM177 182V184H175ZM209 182V183H208ZM213 182V183H212ZM39 183L41 184V185H39ZM56 183V184H55ZM78 183V184H77ZM122 183V184H121ZM212 183V184H211ZM16 184V185H15ZM19 184V185H18ZM72 184V185H71ZM74 184H75V186H74ZM77 184V185H76ZM103 186H102V185ZM108 184H110L109 186H111V188H109V186H108ZM124 184V185H123ZM144 184V185H143ZM180 184V185H179ZM5 185V186H4ZM44 185V186H43ZM57 185V186H56ZM108 186V188H106V186ZM127 185H132L133 187H131V186H127ZM136 185V186H135ZM143 185V186H142ZM189 185V186H188ZM201 185V186H200ZM213 185V186H212ZM215 185V186H214ZM14 186V188H12ZM21 186V187H20ZM56 186V187H55ZM68 187V188H66L65 189V187ZM82 186V187H81ZM84 186H86V187H84ZM100 186V187H99ZM105 186V187H104ZM148 187V188H146V187ZM171 186V187H170ZM172 186H174L175 188V192L174 193H171V191H169V190H172L173 188H172ZM203 186V187H202ZM205 186V187H204ZM212 186V187H211ZM1 187H3V188H1ZM71 187V188H70ZM72 187L74 188V189H72ZM78 187H79V189H78ZM83 187H84V189H87L88 190V192H90V190L92 191V192H90V194L89 193H87V194H85V193H82V192H85V190H83ZM91 187H92V189H91ZM128 187H131V188H128ZM145 187V188H144ZM177 187V188H176ZM186 187V188H185ZM188 187V188H187ZM201 187H202V189H201ZM8 188V189H7ZM59 190H61V191H58V189ZM69 188L70 189H72V190H75V191H72V193L73 194H71V196L72 197H70V191L71 190H69ZM82 188V190L80 191V189ZM101 188V189H100ZM104 188V189H103ZM117 188V189H116ZM129 189V191H133V190H135L134 192H132L131 191V193L130 192H128V189ZM133 188V189H132ZM155 188H156V190H155ZM168 188V189H167ZM172 188V189H171ZM181 188V189H180ZM209 188V189H208ZM35 189V190H34ZM45 189V190H44ZM62 189H63V191H62ZM90 189V190H89ZM140 189V190H139ZM147 191H146V190ZM149 189V190H148ZM174 189L172 190V192L174 191ZM185 189V190H184ZM207 189L209 190V191H207ZM65 190H66V192H65ZM77 190H79V191H77ZM86 190V191H87ZM107 190V191H106ZM113 192H112V191ZM152 192H151V191ZM169 192H168V191ZM181 190H184V191H181ZM198 190V191H197ZM202 190V191H201ZM146 193H145V192ZM151 192V194L152 195H150L149 193ZM177 191V192H176ZM180 191V192H179ZM186 191V192H185ZM55 192H56V194H55ZM63 192H65V193H63ZM70 192V193H69ZM77 192V193H76ZM78 192L82 195V196H86V197H90L89 195H91V197H90V199H87L88 201H90V204H89V202L87 203V201H85L86 199H84V197L82 198V196L80 197L79 195H78ZM138 192H139V194H138ZM183 192V193H182ZM198 192H199V194H198ZM201 192V193H200ZM250 190H249V188H247L246 189V191H245V193H246V195H249L250 193ZM30 193V194H29ZM67 193V194H66ZM74 193H76V195H74ZM92 193V194H91ZM94 193H97V194H99V195H101L100 197V201H99V196L96 194L95 196H96V201L94 200V205H93V203H92V205H91V202H93V197H95L93 194ZM135 193H137V194H135ZM169 193V194H168ZM176 193V194H175ZM182 193V194H181ZM185 193V194H184ZM192 193V194H191ZM23 194V195H22ZM122 194V195H121ZM142 195V197L144 196V194H146V196H144L145 197V200H144V197H143V199H142V197L141 198H139L138 197V201H137V196H139V195ZM172 194V195H171ZM177 194H178V196H177ZM180 194V195H179ZM27 195V196H26ZM65 195V196H64ZM117 195L119 196L118 198H114V197H117ZM147 195H148V197H147ZM37 196V197H36ZM54 196V197H53ZM76 196V197H75ZM97 196H98V198H97ZM103 196V197H102ZM169 196H171V197H169ZM173 196V197H172ZM176 196V197H175ZM181 196V197H180ZM188 196V197H187ZM198 196V197H197ZM200 196V197H199ZM30 197V198H29ZM73 197H75V199L73 198ZM122 197H124V198H122ZM175 197V198H174ZM178 197H180V199H177ZM185 197V198H184ZM194 197V198H193ZM76 198H80L79 200H81V198H82V203H81V201H79L78 203H76L74 200H77ZM92 198V199H91ZM166 198H168L167 199V201L168 200H170V198H171V202L173 203L174 201H176L177 202V204H176V202H174L173 204L170 202V201H168V203H167V201H166ZM183 198V199H182ZM73 199V200H72ZM103 199V200H102ZM141 201H140V200ZM173 199H174V201H173ZM66 200V201H65ZM84 200V201H83ZM101 200L102 201H104V202H107V203H104V202H102L101 203ZM149 200H151L150 202H148ZM196 200H197V203H196ZM72 201H73V203H72ZM143 201V202H142ZM147 203H146V202ZM152 201H153V204H149V206L147 205L148 203H152ZM66 202H68V203H66ZM85 202V203H84ZM96 202H99V203H96ZM109 202V203H108ZM118 202V203H117ZM139 202V203H138ZM189 202V203H188ZM17 203V204H16ZM75 203H76V205H75ZM171 203V204H170ZM181 203V204H180ZM19 204V205H18ZM25 205V207L23 208V206ZM55 204V205H54ZM63 206H62V205ZM71 204H73V205H71ZM78 204H81V205H78ZM107 204V205H106ZM141 204V205H140ZM144 206H143V205ZM166 204H168V205H166ZM170 204V205H169ZM180 204V205H179ZM11 205V206H10ZM68 205V206H67ZM73 207V209H70L71 210V213L70 212H68V211H70V210H68L67 208L68 207H70L71 208V206ZM86 205V206H85ZM97 205V208L98 207H100V206H102V207H104V208H102L101 209V207L100 208H98V210H97V208L95 207ZM98 205H100V206H98ZM124 205V206H123ZM133 205V206H132ZM136 205V206H135ZM177 205V206H176ZM182 205V206H181ZM77 206V207H76ZM84 206V207H83ZM91 206H93V207H91ZM142 206V207H141ZM148 206V207H147ZM151 206L152 207H154V208H152L151 209ZM181 206V207H180ZM75 207V208H74ZM86 207V208H85ZM89 207V208H88ZM106 207V208H105ZM179 207V208H178ZM94 208V209H93ZM109 208V210H110V212H108L107 211V209ZM139 209V211L137 212V209ZM142 208V209H141ZM144 208H147V210L146 209H144ZM150 209V211H149V209ZM176 208H177V210L179 209V211H177L176 210ZM197 210H196V209ZM63 209V210H62ZM113 209V210H112ZM136 209V210H135ZM171 209V210H170ZM173 209V210H172ZM175 209V210H174ZM187 209V210H186ZM73 210V211H72ZM107 211V213H108V215H107V213L105 212V211ZM134 210V211H133ZM142 210H146L145 212L144 211H142ZM151 210L153 211L152 212V214H151ZM169 212V213H166L167 211ZM181 210V211H180ZM193 210V211H192ZM56 211V212H55ZM64 212V215L61 217V215H62V213ZM85 211V212H84ZM136 211V212H135ZM147 211H148V213H149V215H148V213H147ZM173 211V212H172ZM174 211H176V212H174ZM45 213L46 215H50V216H52V217H54V218H57V219H55V220H58L57 222H58V225H57V227H55L54 229H53V231H52V235H53V237H55L56 239L54 240V239H50V238H48V237H46L45 236V229L42 227V225H41V223L39 222V214L38 213ZM60 212H62V213H60ZM100 214H99V213ZM116 212V213H115ZM134 212V213H133ZM141 212H144V213H141ZM154 212L156 213V214H154ZM177 212H179V215H178V213ZM181 212V213H180ZM65 213H66V215H68L69 214V217L71 218V219H69V217L68 216H66L65 215ZM68 213V214H67ZM75 213V214H74ZM85 213V214H84ZM109 213H110V215H109ZM138 213H139V215H138ZM141 213V214H140ZM147 213V214H146ZM177 214L176 216H175V214ZM196 213V214H195ZM57 214V215H56ZM59 214H61V215H59ZM106 214V215H105ZM118 215L117 217L119 218V219H117V217H116V215ZM136 214H137V216H136ZM143 214H146L145 215V217H144V215ZM153 214H154V216H156V218L153 216ZM165 214H167V217H166V215ZM168 214H174L173 216L176 218L177 217V220L175 219V221H176V223H177V226H179L180 228H178V230L179 229H181L180 231H178L177 233H180V235H177V237H180V238H178L177 240L175 239V241H174V233H173V231H172V229L170 228V226H169V224H168V221H167V218H168ZM185 214V215H184ZM195 214V215H194ZM86 215V216H85ZM103 215H105V216H103ZM112 215V216H111ZM113 215H115V216H113ZM135 215V216H134ZM150 215H152V216H150ZM65 216V217H64ZM79 216V217H78ZM99 216V217H98ZM110 218L109 220H108V217ZM147 216V217H146ZM161 216H164V217H161ZM181 216V217H180ZM59 217H61V219H59ZM77 217V218H76ZM86 219H85V218ZM134 217H136L137 218V220H136V218H134ZM141 217H143V218H141ZM152 217V218H151ZM160 217V218H159ZM165 217H166V219H165ZM181 219V220H179V218ZM62 218H65V220H63ZM68 218V219H67ZM106 218V219H105ZM112 218V219H111ZM117 220H116V219ZM121 218V219H120ZM139 218V219H138ZM147 218H150L153 222H151V220L150 219H147ZM158 218V219H157ZM162 218H163V220H162ZM96 220L95 222L96 223H94L95 225H91V223L92 222H94V221H92V220ZM140 219H142V220H140ZM155 219V220H154ZM165 219V220H164ZM209 219V220H208ZM62 220V221H61ZM70 220V221H69ZM73 220V221H72ZM79 220V221H78ZM89 220V221H88ZM114 220H116V221H114ZM136 220V221H135ZM138 220H140V221H138ZM158 220V221H157ZM161 220V221H160ZM185 222H184V221ZM72 221V222H71ZM87 221V222H86ZM91 221V222H90ZM99 221V222H98ZM113 221V222H112ZM143 221L145 222V223H143ZM148 221V222H147ZM155 221H157L156 223H160V224H164V226H163V230H162V232L164 233H161V235L162 236H160L159 234H160V232H156L154 229V227H155ZM75 222V223H74ZM117 222V223H116ZM151 222V223H150ZM163 222V223H162ZM167 222V223H166ZM179 222H181L180 224H179ZM72 223V224H71ZM98 223H100L99 225H97ZM153 223V224H152ZM196 223V224H195ZM81 224V225H80ZM149 226H148V225ZM154 225V226H152V225ZM166 224H168V225H166ZM182 224V225H181ZM81 227H80V226ZM99 226V227H94V226ZM103 225V228L101 227ZM141 225V226H140ZM189 225V226H188ZM196 225V226H195ZM83 226V227H82ZM86 226V227H85ZM145 226L147 227V230H149V228H150V226H151V228H152V232H149L150 230H151V228H150V230L148 231L149 232V234H147L148 232H147V230H146V228H145ZM170 229H168L167 227ZM186 226V229L184 228ZM204 226V227H203ZM66 227V228H65ZM140 227V228H139ZM165 227V228H164ZM181 227H183V229L184 230H182V228ZM94 228H95V230H94ZM98 228V229H97ZM164 229H166V230H168V231H164ZM93 230V231H92ZM106 230H109L110 231V233L108 232L107 233V231ZM125 230V231H124ZM143 230V231H142ZM74 231H76V232H74ZM81 231V232H80ZM82 231H83V233H82ZM84 231H86V233H84ZM93 232V233H91L90 234V232ZM94 231H96V232H94ZM112 231V232H111ZM154 231V232H153ZM169 231H172V232H170V234H172L173 233V235H170V234H168L169 233ZM187 231H189V232H187ZM205 231V232H204ZM67 232H69L70 233V235H71V237L70 238H68V237H66L67 236ZM78 232H79V234H78ZM89 232V234L90 235H88L87 233ZM97 232H99V233H97ZM147 232V233H146ZM168 232V233H167ZM182 232H185L184 234L182 233ZM81 233V234H80ZM113 233H114V235H113ZM145 235H144V234ZM151 233V234H150ZM152 233L154 234H156V235H158V237H156L155 236V234L152 236ZM159 233V234H158ZM182 233V234H181ZM103 234V235H102ZM108 235V236H105V235ZM124 234H126V235H124ZM167 234V235H166ZM198 234V235H197ZM77 235H79V236H77ZM85 235H87L88 236V238L87 237H85ZM110 235H112L111 237H109ZM152 236V237H150V236ZM165 235V236H164ZM182 235H184V236H182ZM252 234H250V236H251ZM84 236V237H83ZM107 237V238H105V237ZM122 236H123V238H122ZM124 236H126V237H124ZM164 236V237H163ZM173 236V240H172V237ZM199 236V237H198ZM66 237V239L67 240H65L64 238ZM113 237H114V240H112L113 239ZM147 237V238H146ZM150 237V238H149ZM171 241H169L167 238ZM171 239H170V238ZM186 237V239H184ZM126 238V239H125ZM152 238V239H151ZM158 238H161V239H163V240H161V239H159V240H157ZM64 239V243L63 242H61L60 240H63ZM97 239V238H96ZM102 239V240H101ZM107 239V240H106ZM115 239H118V240H115ZM167 241H166V240ZM179 239H181L180 241H179ZM182 239H183V242H182ZM98 240V239H97ZM103 240H106V241H103ZM109 240H111V241H109ZM155 242H154V241ZM68 241V242H67ZM114 241V242H113ZM116 241V242H115ZM117 241H120V242H118L117 243ZM166 241V242H165ZM169 241V242H168ZM174 241V242H173ZM177 241V242H176ZM194 241V242H193ZM196 241V242H195ZM66 242V243H65ZM107 242H108V244L109 245H111L110 243H112V245L111 246H113V245H115V246H113V247H110L108 244H107ZM152 242V243H151ZM163 242V243H162ZM165 242V243H164ZM189 242V243H188ZM59 243V244H58ZM70 243V244H69ZM116 243V244H115ZM150 243V244H149ZM153 243L155 244V243H157V244H155V245H153ZM162 243V244H161ZM170 244L169 246H167L166 244ZM173 243V244H172ZM119 246H118V245ZM122 246H121V245ZM126 244V246H124ZM133 244V245H132ZM149 244V245H148ZM161 244V245H160ZM164 244V245H163ZM172 244V245H171ZM174 244H176V246L174 247ZM183 245V246H180V252L176 249V247L178 246V245ZM64 245V246H63ZM107 245V246H106ZM128 245V246H127ZM162 245L164 246V247H162ZM165 245H166V247H165ZM205 245V246H204ZM73 246V247H72ZM117 246V247H116ZM130 246H132L133 247V249H127V247H129V248H131ZM135 246V247H134ZM151 246H153V248L151 247ZM171 246V247H170ZM185 246H186V248H185ZM115 247L117 248L116 249V252L115 251H112L113 249L115 250ZM119 247V248H118ZM123 249H122V248ZM137 247V248H136ZM150 247V248H149ZM154 247H156V249L154 248ZM157 247H158V249L159 250H157ZM162 247V248H161ZM176 249V251L174 250V248ZM74 248V249H73ZM111 248H113L112 250H111ZM120 248H121V250L122 251H119L120 250ZM134 248H136V249H134ZM169 251V248L171 249L169 252H167V250ZM178 249H179V247H177ZM185 248V249H184ZM200 250H199V249ZM108 249V250H107ZM151 249V250H150ZM184 249V250H183ZM210 249H212V250H210ZM75 250V251H74ZM111 250V251H110ZM118 250V251H117ZM152 250H154V252L152 251ZM157 250V251H156ZM162 250V251H161ZM166 250V251H165ZM173 250V252L174 253H172L171 251ZM199 250V251H198ZM202 250V251H201ZM213 250H216L215 252L213 251ZM217 250H219V251H217ZM151 251H152V253H151ZM160 251L161 252H163V254L165 255H162L161 253H160ZM165 251V252H164ZM181 251H182V254L183 255H180L181 254ZM184 251V252H183ZM197 251V252H196ZM203 252V254L201 253V252ZM113 252H115V254L113 253ZM120 252H121V254H122V256L123 257H121V254H120ZM131 252V251H130ZM131 252V253H132ZM171 252V253H170ZM175 252H176V254H175ZM186 252V253H185ZM208 252H210V254H211V252L213 253L214 252V254H212V257H210L209 256V254H208ZM116 253H118V254H116ZM156 254V255H159V256H156V255H154V254ZM158 253V254H157ZM197 253H200V254H197L198 256L200 255V257L199 258H197L196 259V257H198L196 254ZM142 254V255H141ZM153 254V255H152ZM161 254V255H160ZM168 255V258H166L167 257V255ZM175 256H174V255ZM205 254V255H204ZM207 254V255H206ZM116 255V256H115ZM120 256V260H119V258L116 260L115 258H117L118 256ZM169 255L171 256V259H170V257H169ZM203 255V256H202ZM63 256V255H62ZM115 256V257H114ZM137 256V257H136ZM139 256V257H138ZM161 256V257H160ZM180 256V257H179ZM206 256V257H205ZM208 256V257H207ZM158 257V258H157ZM163 257V258H162ZM176 257V259H175V261L173 262L172 260H174V258ZM183 257V258H182ZM202 257V258H201ZM214 257V258H213ZM113 258L115 259L114 261H113ZM139 258H141V259H139ZM161 260H160V259ZM165 258V259H164ZM178 258H180L179 259V263L177 262L178 260ZM187 258V259H186ZM192 258V259H191ZM213 258V259H212ZM153 259L155 260V261H153ZM157 259V260H156ZM159 259V260H158ZM169 259H170V261H169ZM194 259V260H193ZM195 259H196V261H195ZM198 259H199V261H198ZM201 259V260H200ZM202 259L204 260V261H202ZM217 259V260H216ZM141 260V261H140ZM165 260V261H164ZM181 260H183L182 262H181ZM210 260H212V261H210ZM159 261V262H158ZM162 263H161V262ZM167 261V262H166ZM201 261V262H200ZM209 261V262H208ZM94 262V263H93ZM155 262V263H154ZM200 262V263H199ZM204 262V263H203ZM136 263V264H137ZM91 264H99L98 262L96 263V261H92L91 262Z\"/></svg>", "mask_w": 264, "mask_h": 264}, {"label": "bare ground", "instance_id": "6f19581e", "mask_svg": "<svg viewBox=\"0 0 264 264\" xmlns=\"http://www.w3.org/2000/svg\"><path fill=\"white\" fill-rule=\"evenodd\" d=\"M0 1H2V0H0ZM11 1H14V0H11ZM16 1V0H15ZM18 1V0H17ZM20 1V0H19ZM22 2H24V4H19L18 6H19V8H20V11H21V13H23V15H24V17L29 21V26H31L32 28H30L29 27V29H31V30H34L35 28H36V26H37V23H38V21H40V20H37L38 19V16H37V14H39V12H38V10H35V8H37V7H35L34 8V6H33V8H30L29 6H27L26 4H29L28 2H30V0L27 2L26 0H21ZM36 1V0H35ZM45 1H47V0H45ZM70 1V0H69ZM76 1H78V0H76ZM86 1V0H85ZM94 3H92V5L91 6H93V4H100L99 2H101L102 1V3H106V0L104 1V0H92ZM104 1V2H103ZM109 1V5L110 6H114L115 4H117L116 3V1L117 0H108ZM120 1V0H119ZM132 1V0H131ZM138 1V0H137ZM143 1L144 0H142V3H143ZM161 2H160V5H161V8L160 7H158V8H160V9H164L165 8V6L167 7V6H170L171 7V5L170 4H172V3H174V1L175 0H164V2H162V0H160ZM177 1V0H176ZM182 1V0H181ZM199 1H201V0H199ZM199 1H197V2H199ZM204 1V0H203ZM202 1V2H203ZM210 1V0H209ZM32 3H33V1H31ZM39 2H41L40 0H38V2H34L33 4H37V3H39ZM51 2V1H50ZM49 2V4H51V6H54V5H52L53 3H50ZM52 2H54L53 0H52ZM56 2V4H59L60 2H58L57 3V0L55 1ZM73 2H74V0H73ZM72 2V4H74V5H72L71 6V4H70V7H73L74 9L76 8V6H75V4H76V2H74L73 3ZM79 2H80V0H79ZM133 2H136V1H133ZM138 2H141V1H138ZM145 2V1H144ZM150 2V1H149ZM148 2V3H149ZM193 2H194V0H193ZM205 2V1H204ZM208 2V1H207ZM1 3V2H0ZM15 3V2H14ZM19 2H17V4H18ZM21 3V2H20ZM43 3V2H42ZM70 2H67V4H69ZM108 3V2H107ZM107 3H106V5H107ZM206 3V2H205ZM209 3V4H208ZM207 4L208 5H211L212 6V8H211V6H210V8L213 10V15L214 16H208V19H210L209 17H214V20H212V24H215L216 25V28L217 29H219L220 30V32L218 33H214L215 35L214 36H212L213 38H212V41H211V43H212V45H213V53H211V56H212V58H214L212 61H210V59H211V57H209V60H207V64H208V68L206 69V71H207V77L205 78L204 77V79H202V80H200L199 81V90H197L198 92H196L197 93V95L195 96V98L196 97H199V99L200 98H202L203 100H205L207 97H209L208 99H210V97H212L213 96V99H210L211 101H213V102H211L212 103V106L211 107H214V108H216L217 106H219L221 103V106L223 105V110H222V112L220 113V114H217V115H215V117L213 116V117H211V118H213V120H210L211 122H210V124L211 125H213V126H211V129L213 128V133L215 134V132L217 133L218 132V134H219V136H217L216 137V135L214 136V134L211 136L212 137V141H211V143L209 144V145H207L208 143H206V142H204V143H206V145H204L203 144V147L202 148H200V149H197V147L195 148V147H192V146H190V142H193V141H190V142H188V139H186L187 137H188V135H190V137H191V139L193 138V137H197V135L198 134H204L205 133V135L206 134H208V133H206V132H208L209 131V133H211L212 134V132L210 131V125L208 126V122H207V124L205 123V118L207 117V114H208V112H207V114L204 112V110H203V113H205L206 115V117L204 116V114H202L201 112H199V110L201 111V109H199L198 108V112H199V114L201 113L202 115L199 117V119H197L195 122H194V119L192 120L193 122H191L190 123V120L189 119H187V120H189V121H187L188 123H189V125H187L188 126V128H187V130L185 131L186 133H187V136L185 137V139L183 138L184 136H182V138L184 139L183 141H181V142H183V148H185V151L187 150L188 152H189V158H190V161L188 162L189 164H191L190 162H192L191 160H198V159H200L201 158V162H202V158L203 159H209L208 160V164L210 165V164H214V168H211V167H208L209 165H207V163H206V161L204 162V163H206V165H207V167L205 166V167H203V168H206V169H204V174L205 175H207V177H210L211 179H212V181L214 182L215 181V183H217V185L215 186V187H213V190H212V193L211 192H209V194H207L208 196H206L205 197V202H204V209H205V211H206V213H208V215H209V217H210V220H209V224H208V222H207V225H209V230L207 231V240H208V242L211 244L210 246H211V248H213V245H215L216 243H218L219 244V238H218V236H219V234H222L223 235V241H222V243H221V252H219V254H214V252L216 251V250H213L214 252L212 253L211 252V254H210V252H208V254H209V256L210 257H212V254H214L213 256H215L216 255V258L218 257L219 258V261H220V264H264V180L263 181H255V180H253V179H249V174H250V172L256 167V165L258 166L259 165V167H260V170H262V172H263V175H264V32H263V30H262V27H261V25H260V23H259V20H258V17H257V14L254 12V10L252 9V7H253V3H254V0H212L211 2H208ZM16 4V5H17ZM32 4V5H33ZM46 6L48 5V2H46V3H44ZM55 4V3H54ZM62 4H66L65 2H63ZM66 4V5H67ZM121 4H123V5H125V3L123 2H121ZM132 3H130V4H128V5H131ZM144 4V3H143ZM143 4H142V6H143ZM194 4V3H193ZM200 4V3H199ZM1 6V9H2V11H1V18H2V20H1V18H0V21H2V22H0V35L1 36H3L0 40V43L1 42H3L2 40L4 39V43L5 44H8L10 47V49H11V46L12 45H10V44H14L13 42H12V39H14V38H12V37H15V35L13 34V33H11L12 31H10V26L11 27H13L12 25H21V23L19 22L20 20L19 19H22V17H21V15L20 14H17L18 15V17H21V18H17V15H15V18H13V15H12V17H10L9 15H10V13H8V11H7V13L5 12L6 10H5V8H2L3 6H2V4H0ZM38 5V4H37ZM36 5V6H37ZM40 5V4H39ZM42 5V4H41ZM40 5V6H41ZM60 5V4H59ZM66 5L64 6V5H60V8L62 7V10L60 9V11H63V10H65L64 9V7H66ZM79 5H80V3H79ZM89 5V4H88ZM101 5V4H100ZM103 5V4H102ZM119 5H120V3H119ZM135 5H137V4H135ZM134 5V6H135ZM138 5H140V4H138ZM146 5V4H145ZM148 5H150V4H148ZM178 5H180V3H178ZM177 5V3H174V7H176V11L178 10H180V7ZM206 5V4H205ZM5 6H8V5H5ZM43 6V5H42ZM42 6H41V8L40 9H42V10H39V11H43V12H41V13H44V9H46V8H42ZM45 6V7H46ZM51 6H49V8L51 7ZM64 6V7H63ZM75 6V7H74ZM81 6H83V5H81ZM85 6V5H84ZM127 5H125V7H126ZM132 6V5H131ZM182 6V5H181ZM184 6V5H183ZM187 6V5H186ZM195 6V5H194ZM200 7H199V10H200V8H201V5H199ZM39 7V6H38ZM48 7V6H47ZM115 7H116V9L118 10V6H116L115 5ZM118 7V8H117ZM130 7V6H129ZM133 7V6H132ZM141 7V6H140ZM169 7V8H170ZM206 7H207V5H206ZM205 7V8H206ZM209 7V6H208ZM56 8V7H55ZM55 8H53V10L55 9ZM57 8H59V7H57ZM68 8V7H67ZM77 11H78V13H77V16H71V18H70V20H69V22H67V19H66V25H67V27H69V28H72V29H74V31L75 30H77V31H79V32H77V33H79V34H75L76 35V37H78L80 34H81V31H83V32H85V30L87 31V29H85L84 30V28H86V26H88L87 24H89V22H91L92 23V31H96V32H94V33H97V31H98V29L96 28V30H94L95 28H94V22H95V17H93L92 15H90L89 13H88V15L86 14V10H85V7H78V4H77ZM87 8V7H86ZM91 8V7H90ZM94 8V7H93ZM92 8V9H93ZM103 8V7H102ZM101 8V9H102ZM121 8V7H120ZM127 8H128V6H127ZM138 8V7H137ZM146 8H147V5H146ZM173 7H171V9H172ZM190 8V7H189ZM197 8V7H196ZM204 7H202L201 9H203ZM3 9H4V11H3ZM8 9V8H7ZM74 9H73V11H74ZM97 9V8H96ZM98 9H99V7H98ZM104 9V8H103ZM102 9V10H103ZM108 11H109V8H106ZM112 9H115V8H112ZM125 9V8H124ZM134 9V8H133ZM143 9V8H142ZM142 9H141V11H142ZM156 9V8H155ZM167 8H165L164 9V12H165V10H166ZM187 9V8H186ZM9 10V12H10V9H8ZM47 10L49 11V9L47 8ZM47 10H45V11H47ZM53 10H51V11H53ZM59 10V9H58ZM57 10V11H58ZM68 10H72V8H70V9H67V11ZM106 10V11H107ZM110 10H111V7H110ZM116 10V11H117ZM123 10V8H121V11ZM130 9H128L127 11H129ZM135 10H136V8H135ZM148 10H150L149 8H148ZM152 10V9H151ZM174 10V9H173ZM172 10V11H173ZM207 10H210L209 8L207 9ZM55 11H56V9H55ZM55 11H53V15H54V13H55V15H56V13H58L57 11L55 12ZM77 11H74V12H77ZM88 11V10H87ZM90 11V13H91V10H89ZM115 11V12H116ZM124 11H126V9L124 10ZM123 11V15H124V13L126 14V12H124ZM131 11V10H130ZM129 11V13H127V15L128 14H133V12H130ZM133 11V10H132ZM146 11V10H145ZM144 11V13H145V15H146V12ZM155 11V10H154ZM158 11H159V9H158ZM167 11H168V9H167ZM171 11V12H172ZM177 11V12H178ZM183 11H184V8H183ZM211 11V10H210ZM38 12V13H37ZM64 12V11H63ZM71 12V11H70ZM96 12V11H95ZM99 12H101V10L99 11L98 10V12H96V13H98V14H100ZM111 12H112V10H111ZM111 12H108V13H106V16L104 17V15H103V17H104V21H107V22H109V24H110V28H109V30L108 31H102V32H108L109 33V37H107V39L108 38H110L108 41H109V45H106V47L108 46V49H110V51H112V52H115L116 51V53H118L117 51H118V48H124V50H125V54H124V58L126 59V61L128 62V66L130 67V66H132V70H133V75H135V76H133L134 78H139L140 76H141V73L143 72L142 71V63H141V59H143V58H145V56H144V51L145 50H143V48H145V47H148L150 44H151V41H150V43H149V45H147V46H145L146 44H147V38H144V39H146V41H144V43L146 42V44L144 45L145 47H141V44L142 43H140V44H138L137 43V41L135 42V40L133 39V35H135L134 34V28H136V27H143V31L145 30L144 28H145V25H144V23H145V21L147 20V18L144 20L142 17L140 18V16L138 17V13L137 12H139V11H135L136 13H137V18L135 19V20H133V17H135V16H133L132 17V19H131V17H128V18H126L125 19V21L121 24L120 23V21H119V23H120V25H118L117 24V22H118V20H116V18L117 17H115L114 16V12L113 13H111ZM134 12V13H135ZM164 12H162V10H161V13H159L158 15H159V17H160V25H161V33H162V42L163 43H161V45L163 44V49L161 50V51H163L165 54H164V60H163V71H164V75H163V71H162V83L163 84H161V85H163V88H165L164 90L166 91V89L169 87V86H171V84L174 82V80H175V78H177L176 76H178L177 74V72H178V70H179V67L182 65V61H181V56H182V54H180L181 52H180V50H182V49H184V48H182L184 45H182V46H180V48H179V46H178V43L180 42V40L178 41V40H176L177 39V37L179 38V33H177L178 34V36H176V38H175V35L173 34L174 33V31L172 30V28H170V25H169V23L171 22H167V18H166V15L168 16L169 14H170V12H169V14H168V12H166L167 14H165ZM185 12H186V10H185ZM201 11H199V13H200ZM207 12V11H206ZM69 13V12H68ZM73 13V12H72ZM71 13V14H72ZM94 13V12H93ZM96 13L94 14V15H96ZM104 13H105V11H104ZM118 13H120V14H122V12H119L118 11ZM143 13V12H142ZM148 13V12H147ZM151 13V12H150ZM149 13V14H150ZM172 13H176V12H172ZM183 13V12H182ZM181 13V14H182ZM203 13H205V12H203ZM203 13H202V17H203ZM11 14H12V12H11ZM46 14V13H45ZM48 14V13H47ZM51 14V13H50ZM63 14H65V13H62V16H63ZM73 14H76V13H73ZM103 14V13H102ZM140 14V13H139ZM207 14V13H206ZM209 14V13H208ZM210 14H211V12H210ZM40 15H42V14H40ZM69 15H70V13H69ZM115 15H117V14H115ZM126 15V16H127ZM144 15V16H145ZM148 15V14H147ZM173 15V14H172ZM178 15H180L179 14V12H178ZM183 15H186V14H183ZM190 15V14H189ZM44 16V15H43ZM48 16V15H47ZM51 16V15H50ZM56 16H59V14L58 15H56ZM66 16V15H65ZM68 16V15H67ZM67 16H66V18H67ZM99 16V15H98ZM207 16V15H206ZM206 16L204 17L205 19H206ZM52 17H55V16H52ZM52 17H50V18H52ZM122 17V16H121ZM170 17V16H169ZM175 17V16H174ZM177 17V16H176ZM180 17H181V15H180ZM180 17H177L178 19L177 20H179V18ZM183 18H180L181 20H183L184 19V17L185 16H182ZM46 18V17H45ZM47 18H49V17H47ZM46 18V19H47ZM56 18V17H55ZM60 18H61V16H60ZM63 18V17H62ZM61 18V19H62ZM100 18H101V15H100ZM139 18L140 19H143L144 20V22L143 21H138L139 20ZM148 18H151V17H149V15H148ZM153 18V17H152ZM172 18V17H171ZM186 18V17H185ZM42 19H43V17H42ZM53 20H50V21H55V20H57V21H59V19H54V18H52ZM98 19V18H97ZM121 19H123V17L121 18ZM174 19H176V18H174ZM187 19H188V17H187ZM187 19H186V22L187 23H185V24H187V26H188V21H187ZM98 20H100V19H98ZM150 19H148V21L146 22L147 24H146V29H148L147 28V25L148 24H150L149 21ZM155 20V19H154ZM168 20H169V18H168ZM171 20V19H170ZM176 20V21H177ZM181 20H179V21H181ZM190 20V19H189ZM202 20H203V18H202ZM210 20V21H211ZM22 21V20H21ZM45 20H43V21H41V22H44ZM50 21H49V23H50ZM57 21H55V22H57ZM65 20H63L61 23H63ZM101 21V20H100ZM175 21V20H174ZM173 20H172V23L174 22ZM174 22V23H177V25H178V22L179 21H177V22ZM206 21V20H205ZM23 22V21H22ZM46 22H47V20H46ZM133 22V23H132ZM153 22V21H152ZM184 22V21H183ZM183 22H181L180 24L181 25H183L184 23ZM190 22V21H189ZM20 23V24H19ZM61 23H59V25L62 27V25H61ZM155 23V22H154ZM183 23V24H182ZM205 23H208L209 24V21L207 22H205ZM211 23V22H210ZM43 24H47V23H43ZM52 24V23H51ZM56 24H58V23H56ZM95 24H96V22H95ZM107 24V23H106ZM139 24V25H138ZM179 24V25H180ZM9 25V26H8ZM23 25V24H22ZM27 25V24H26ZM39 25V24H38ZM50 25V24H49ZM49 25H47L48 26V28H49ZM64 25V24H63ZM69 25V26H68ZM90 25V24H89ZM97 25H98V22H97ZM97 25H95V27H98ZM101 25V24H100ZM103 25V24H102ZM101 25V26H102ZM105 25V24H104ZM138 25V26H137ZM178 25V27H180L179 29H182V27H181V25L179 26ZM207 25V24H206ZM211 25V24H210ZM55 26V25H54ZM53 26V27H54ZM58 26V25H57ZM107 26H108V24H107ZM136 26V27H135ZM174 26V25H173ZM172 26V27H173ZM187 26H186V28H187ZM198 26V25H197ZM213 26V25H212ZM19 27V26H18ZM28 27V26H27ZM40 27H41V25H40ZM44 27H46V25H44ZM67 27H65V28H67ZM100 27V26H99ZM105 27H106V25H105ZM105 27L103 28V30H106L105 29ZM148 27H151L150 25L148 26ZM175 27V26H174ZM173 27V29L175 30V28ZM177 27V26H176ZM185 27V26H184ZM192 27V26H191ZM213 27H215V26H213ZM20 28V27H19ZM50 28L52 29V30H54L55 28H56V26H55V28L53 29L52 28V26H50ZM59 27H57V29H58ZM63 28V27H62ZM102 28V27H101ZM100 28V29H101ZM160 28V27H159ZM158 28V29H159ZM186 28H185V31H186ZM210 28V27H209ZM12 29V28H11ZM26 29V28H25ZM29 29H26L27 31H29ZM57 29L55 30V31H50L51 32V34L53 33L54 35H56L57 36V34L56 33H58V35H59V30H61L60 28H59V30H58V32H57ZM68 29V28H67ZM65 30L64 28H63V30H64V32L66 33V31H68V30ZM72 29H70V30H72ZM138 29V31L137 32H139V29L140 28H137ZM187 29H189V26H188V28ZM211 29V28H210ZM12 30H14V29H12ZM15 30H16V28H15ZM19 29L17 28V32H19L18 31ZM21 30H24V28L22 29L21 28ZM20 30V31H21ZM40 30H41V28H40ZM49 30V29H48ZM136 30V29H135ZM178 29H176V31H177ZM212 30V29H211ZM38 31V30H37ZM45 30L43 29V30H41V32H44ZM46 31H47V28H46ZM45 31V32H46ZM73 31V32H74ZM92 31H88V32H90V33H92ZM100 31V30H99ZM98 31V32H99ZM140 31H141V29H140ZM148 31V30H147ZM146 31V32H147ZM158 31V30H157ZM176 31H175V33H176ZM189 31V30H188ZM192 31V30H191ZM205 31V30H204ZM215 31V30H214ZM10 32V33H9ZM22 32V31H21ZM23 32H25V31H23ZM44 32V33H45ZM72 32V34H74ZM136 32V33H137ZM151 32V31H150ZM180 34H182V35H184L183 34V29L182 30H180ZM206 32V31H205ZM9 33V34H8ZM31 33V32H30ZM40 33V32H39ZM48 33H49V31H48ZM48 33H46V34H48ZM65 33H63V34H65ZM90 33H84V36L83 37H85L86 38V36H88ZM107 33V34H108ZM156 33V32H155ZM190 33V32H189ZM193 33V32H192ZM16 34V33H15ZM19 33H17L16 35H18ZM26 34V33H25ZM28 34V33H27ZM32 34V33H31ZM52 34V35H53ZM63 34H61V36L63 35ZM67 34H68V32L66 33V35H65V37L67 36ZM69 34H71V32H69ZM101 34H103V33H101ZM138 34V33H137ZM137 34L135 35V36H137ZM140 34V33H139ZM151 34V33H150ZM149 34V35H150ZM158 34V33H157ZM176 34V35H177ZM187 34V33H186ZM202 34V33H201ZM14 35V36H13ZM22 35H24V34H22ZM33 35V34H32ZM35 35H36V33H35ZM41 35H42V33H41ZM49 35V34H48ZM82 35L83 34H81L80 36L82 37ZM99 36H100V34H98ZM97 35V36H98ZM104 35V34H103ZM102 35V36H103ZM140 35H142V36H144L143 34H140ZM140 35H138V36H140ZM154 35H156V34H154ZM160 35V34H159ZM158 35V38L159 37H161V36H159ZM182 35H181V37L180 38H182ZM211 35V34H210ZM5 36V37H4ZM26 36V35H25ZM40 36V35H39ZM44 36V35H43ZM45 36H47V35H45ZM50 36V35H49ZM55 36V37H56ZM71 36V35H70ZM73 36V35H72ZM105 36V35H104ZM107 36V35H106ZM147 36H148V33H147ZM146 36V33H145V36L144 37H147ZM186 36V35H185ZM190 36V35H189ZM204 36V35H203ZM21 37H23V36H21ZM21 37H19L18 39H20ZM30 37V36H29ZM41 37V36H40ZM48 37V36H47ZM51 37V36H50ZM54 37V36H53ZM68 37H69V35H68ZM75 37V36H74ZM75 37V38H76ZM81 37L79 38V39H81ZM94 37H95V35H94ZM141 37V36H140ZM150 37H151V35H150ZM150 37H149V39L148 40H150ZM153 37H155V36H153ZM188 37V36H187ZM191 37V36H190ZM195 37V36H194ZM17 38V37H16ZM25 38V37H24ZM32 38H35L34 36L32 37ZM72 38V37H71ZM74 38V39H75ZM92 38H93V35H92ZM96 38V37H95ZM101 38H103L104 39V37H101ZM100 38V39H101ZM139 38V37H138ZM137 37H136V39L137 40H139ZM143 38V37H142ZM185 37H183V39H184ZM211 38V37H210ZM37 41H39V39H38V37L37 38H35ZM41 39H42V37H41ZM48 40H49V38H47ZM51 39H58V37L57 38H51ZM66 39H68L67 37H66ZM78 39V38H77ZM76 39V40H77ZM78 39V40H79ZM102 39V40H103ZM107 39H106V41H107ZM151 39H152V37H151ZM186 39V38H185ZM195 39H196V37H195ZM195 39H193V40H195ZM206 39V38H205ZM17 40V39H16ZM22 41H23V39H21ZM21 40H20V42H21ZM55 40V41H56ZM59 40V39H58ZM62 40V39H61ZM71 40V39H70ZM78 40H77V42H78ZM82 40H83V38H82ZM87 40V39H86ZM94 40V39H93ZM143 40V39H142ZM182 40V39H181ZM203 40V39H202ZM202 40H201V42H202ZM18 41V40H17ZM31 41V40H30ZM42 40H40L39 42H41ZM47 41V40H46ZM49 41H51V40H49ZM68 41V40H67ZM83 41H85V40H83ZM88 41V40H87ZM97 42H98V40H96ZM104 41V40H103ZM108 41H107V44H108ZM154 41H156V40H153V42ZM160 41V40H159ZM200 41V40H199ZM43 42H45L44 40H43ZM43 42H42V44H43ZM51 42H53V41H51ZM65 42V41H64ZM63 42V44H65V46L67 45L66 44V42L64 43ZM69 42V41H68ZM67 42V43H68ZM71 42H72V40H71ZM76 42V41H75ZM76 42V43H77ZM90 42V41H89ZM96 42V43H97ZM99 42H100V40H99ZM98 42V43H99ZM105 42V41H104ZM149 42V41H148ZM191 42V41H190ZM4 43H2L3 44V46H4ZM16 43H19V41L18 42H16ZM22 44H23V42H21ZM20 43V44H21ZM30 43V42H29ZM46 43V42H45ZM57 44H59V42H56ZM70 43V42H69ZM79 43L81 44V41L79 40ZM91 43H93V44H96V43H94V42H92V39H91ZM91 43H89V44H91ZM137 43V44H136ZM182 42H180V44H181ZM206 43H207V41H206ZM205 42H202L201 43V45H202V50H205L204 52H206V47H208V46H206L207 44H206ZM2 44H0V45H2ZM21 44V45H22ZM37 44V43H36ZM41 44V45H42ZM53 44H54V42H53ZM53 44H50V46H53ZM72 44V43H71ZM86 44H88V43H86L85 42V46H90V45H86ZM93 44H91L93 47H98L99 46V44H98V46H94ZM100 44H102V43H100ZM154 44V43H153ZM153 44H151V45H153ZM156 44H158V42L156 43ZM183 44V43H182ZM15 45V44H14ZM19 45V44H18ZM25 45H26V43H25ZM44 45V44H43ZM45 45H48L49 46V44H45ZM55 45V44H54ZM59 45H62V42H61V44H59ZM73 45V44H72ZM71 45V46H72ZM82 45V44H81ZM84 45V44H83ZM97 45V44H96ZM140 45V46H139ZM191 45H192V43H191ZM199 45H200V43H199ZM6 46V45H5ZM4 46V47H5ZM28 46V45H27ZM26 46V47H27ZM48 46H46L47 47V49L44 47V49H46V50H48ZM56 46V45H55ZM64 46V45H63ZM78 46V45H77ZM77 46H74V48L76 47L77 48ZM80 46V45H79ZM105 46V44L103 45V47ZM156 46H158L159 47V45H156ZM2 47V46H1ZM4 47L2 48V49H4ZM15 47H16V45H15ZM20 47V46H19ZM18 47V49H20ZM25 47V48H26ZM70 46H68L67 47V49H70L69 48ZM91 47V46H90ZM90 47H86V48H88V50H89V52H90ZM151 47V49H153V47L152 46H150ZM157 47V48H158ZM160 47H162V46H160ZM189 47V46H188ZM8 48V50H10ZM21 48H23V47H21ZM30 49L32 48V47H29ZM75 48V49H76ZM79 48V47H78ZM82 48H83V50H84V46H82ZM82 48H80L81 50H82ZM149 48V47H148ZM182 48V49H181ZM191 48H192V46H191ZM1 49V50H2ZM14 51H15V49L14 48H12ZM17 49V50H18ZM52 49H53V47H52ZM57 49V48H56ZM64 49V48H63ZM71 49H73V48H71ZM75 49H73V51L75 50ZM96 49V48H95ZM101 49L102 50H105V48H102L101 47ZM108 49H106V50H108ZM117 49V50H116ZM120 49V50H121ZM145 49H147V48H145ZM151 49L149 48V50L151 51ZM180 49V50H179ZM6 50V49H5ZM21 50V49H20ZM49 50H51V49H49ZM58 50L59 49H57V50H55L54 49V51H56V52H58ZM91 50H93V48L91 49ZM98 50V49H97ZM113 50H115V51H113ZM119 50V51H120ZM160 50V49H159ZM158 50V51H159ZM185 50H186V48H185ZM196 50V49H195ZM32 51V50H31ZM34 51H35V49H34ZM34 51H32V52H34ZM41 51H42V49H41ZM63 52H65L64 50H62ZM68 51V50H67ZM70 51V50H69ZM72 51V50H71ZM73 51L71 52V53H73ZM78 51V50H77ZM87 51V50H86ZM109 51V50H108ZM148 51V50H147ZM146 51V52H147ZM209 50H208V48H207V52H208ZM4 52V51H3ZM21 52L22 51H20V54H21ZM62 52V53H63ZM75 52H76V50H75ZM92 52H94V51H91L90 52V57L89 58H91L92 56H94V55H92L91 56V53ZM99 52H101V51H99ZM112 52H110V57L111 58H113V56H112ZM122 52V51H121ZM156 52V51H155ZM185 53V51L184 50H182V53ZM196 53L197 52H200V51H195ZM204 52L202 51L201 53H203V55L205 56V54H204ZM211 52V51H210ZM5 53H6V56H5ZM2 56H4V57H7L8 56V51H6ZM10 53V52H9ZM12 53H13V51H12ZM15 53H17V51L16 52H14V54L13 55H15ZM36 53V52H35ZM35 53H33L34 55H35V57H36V55L37 54H35ZM45 53V52H44ZM47 53V52H46ZM55 53V52H54ZM53 53V54H54ZM61 52H59V54H60ZM70 53V54H71ZM76 53H78V52H76ZM81 53V52H80ZM80 53H79V55H80ZM82 53H84V52H82ZM94 53H97L96 51L94 52ZM102 53V52H101ZM101 53H99L100 55H101ZM150 53V52H149ZM148 52H147V54H149ZM159 53V52H158ZM183 53V54H184ZM189 53V51L187 52V54ZM2 54V53H1ZM17 54H19V53H17ZM51 54V53H50ZM73 54H75V53H73ZM88 54H84V55H88ZM93 54V53H92ZM98 54V55H99ZM102 54H104V53H102ZM115 54V53H114ZM122 54V53H121ZM146 54V55H147ZM152 54V53H151ZM181 56H180V55ZM186 54V53H185ZM200 54V53H199ZM10 55H12L11 53H10ZM56 55H57V53H56ZM78 55V54H77ZM88 55V56H89ZM105 55V54H104ZM108 55V56H107ZM107 58L109 57V54L107 53ZM158 55V54H157ZM156 55V56H157ZM162 55V54H161ZM195 55V54H194ZM0 57V72H3L6 68V66L4 67L5 69H2V67L6 64V65H8V67H7V69H8V73H12V75H13V72H15L17 69H18V67H16L17 69L14 71V65H16V64H11L7 59L9 58V56L7 57V58H5L4 59V57ZM18 56V55H17ZM20 56V55H19ZM21 56H22V54H21ZM45 56V55H44ZM62 56H63V54H62ZM66 55L64 54V57H65ZM87 56V57H88ZM96 56H97V54H96ZM95 56V57H96ZM103 55H101V57H102ZM118 56V57H117ZM115 55L114 57H117V58H119V55ZM142 56H144V57H142ZM150 56H152V55H149V58H150ZM155 56V55H154ZM153 56V57H154ZM196 56V55H195ZM201 56V55H200ZM208 56H209V54H208ZM14 58H15V56H13ZM26 57V56H25ZM24 57V58H25ZM53 57V56H52ZM56 57V56H55ZM59 57H61L60 55H59ZM67 57V56H66ZM73 57H76V55H74V56H72V58ZM101 57H98L99 59L101 58ZM103 57H105V56H103ZM109 57V58H110ZM142 57V58H141ZM147 57V56H146ZM152 57V58H153ZM197 57V56H196ZM196 57L194 58L193 57V60L195 59V61H193V65L191 66V64L189 65L190 66V69L193 71V70H197V68H200L201 69V65H202V61H201V59H196ZM11 58V57H10ZM10 58H9V60H10ZM12 59V60H15V62L16 63H18L17 61H16V59ZM17 58V57H16ZM20 58V57H19ZM31 58V57H30ZM40 58V57H39ZM48 58V57H47ZM62 58V57H61ZM93 58V57H92ZM123 58V59H124ZM148 58V61L150 60ZM151 58V59H152ZM156 58V57H155ZM182 58H184V57H182ZM185 58H186V56H185ZM202 58V57H201ZM204 58V57H203ZM18 59V58H17ZM21 59V58H20ZM32 60H34L33 59V56H32V58H31ZM52 59V58H51ZM56 59H57V57H56ZM59 59V58H58ZM67 59H68V57H67ZM70 59V58H69ZM77 59V58H76ZM121 59V58H120ZM147 59V58H146ZM187 59V58H186ZM25 61H26V63L28 62L26 59H24ZM31 60V61H32ZM36 60V59H35ZM71 60V59H70ZM69 60V61H70ZM93 60V59H92ZM102 60V61H101ZM101 60H97V57H96V59L94 58V61H96L97 63H99L100 61L102 62H100L99 64H97V65H99L100 66V64H105V61H106V63L110 60H108V59H106V60H104V62H103V59L101 58ZM108 60V61H107ZM119 60V59H118ZM157 60H158V58H157ZM160 60V59H159ZM158 60V61H159ZM206 60V59H205ZM205 60H204V62H205ZM21 61H23V60H21ZM24 61V62H25ZM64 61V60H63ZM73 61V60H72ZM91 61V60H90ZM123 61V60H122ZM122 61H121V63H122ZM146 61V60H145ZM145 61H143V62H145ZM151 61V60H150ZM156 61V60H155ZM186 60L184 59V61L183 62H185ZM14 62V63H15ZM29 62H30V59H29ZM33 62H35V61H33ZM33 62H31V64H30V66L31 65H33L34 63ZM53 62V61H52ZM51 62V63H52ZM93 62V61H92ZM112 62V65L114 64V63H116V69L119 71L120 70V68L118 69V67L119 66H117V65H119V64H121V63H119V64H117L118 62H117V59H112L111 61H110V63ZM119 62H120V60H119ZM124 62H125V60H124ZM123 62V63H124ZM192 62V61H191ZM216 62H217V66L216 67H214V63H215V65H216ZM13 63V62H12ZM20 63V62H19ZM25 63V64H26ZM36 63V62H35ZM39 63V62H38ZM37 63V64H38ZM56 63V62H55ZM75 63V62H74ZM78 63V62H77ZM88 63V62H87ZM87 63H86V65H87ZM91 63V62H90ZM95 63V62H94ZM109 63V62H108ZM109 63V64H110ZM147 63V62H146ZM150 63V62H149ZM152 63H153V61H152ZM159 62H157V64H158ZM190 63V62H189ZM225 63H227V65H226V67H225V69H224V67H223V69H222V65L223 64H225ZM22 64H24V63H22ZM25 64H24V66H25ZM49 63H47V65H48ZM125 64H126V62H125ZM181 64V65H180ZM205 64V63H204ZM20 64H18V66H19ZM28 66H29V64H27ZM35 65V64H34ZM33 65V66H34ZM38 65H40V64H38ZM47 65H45L46 67H47ZM53 65V64H52ZM56 65V67H58L57 66V64H55ZM58 65H59V63H58ZM102 65V68L104 67V69H106V67H108L109 65H106V67H105V65L103 66ZM111 64H110V67L112 66ZM123 66H124V64H122ZM127 65V64H126ZM212 65H213V68H212ZM17 66V65H16ZM22 66V65H21ZM29 66V67H30ZM49 66V65H48ZM61 66H64V65H61ZM68 66V65H67ZM93 66H95V64L93 65H91V67H93ZM98 66V67H99ZM184 66H186L185 64H184ZM187 66H188V63H187ZM186 66V67H187ZM204 66V65H203ZM35 67H36V65H35ZM38 67H40V66H38ZM45 67V69H47ZM59 67H60V65H59ZM58 67V69H64V67H61V68H59ZM69 67V66H68ZM70 67H72V69H73V66H70ZM80 68H82L81 66H79ZM78 66H77V68H79ZM91 67L89 68L90 70H91ZM121 67V66H120ZM147 67H149V65L147 64ZM158 67H160V66H158ZM221 67V68H220ZM25 68V67H24ZM23 68V69H24ZM28 68V67H27ZM27 68H25L26 70H27V72L28 73H30V71H28L29 69H27ZM48 68H50L51 69V66H49ZM52 68H53V66H52ZM66 68V67H65ZM74 68H76L75 67V65H74ZM109 68V67H108ZM107 68V69H108ZM114 68V67H113ZM113 68H111V69H113ZM121 68H123L124 69V67H121ZM126 68V70L128 69L129 71H127V73L128 72H130V68H127V67H125ZM144 69L146 68V67H143ZM151 68V67H150ZM150 68H149V70H150ZM181 68V70H182V67H180ZM185 68V67H184ZM6 69V70H7ZM22 69V71L23 72H25L24 70ZM31 69H32V67H31ZM37 69H41V67L40 68H37ZM55 69V68H54ZM58 69H55V71L56 70H58ZM68 69V68H67ZM70 69V68H69ZM88 69V68H87ZM88 69V70H89ZM100 69H101V66H100ZM153 69H155L154 67H153ZM160 69V68H159ZM3 70V71H2ZM36 69L34 68V71H35ZM42 71L41 72H39L38 70V72L36 73V75L37 76H42L40 73H42L43 71H44V68H42L41 69ZM53 70V69H52ZM51 70V71H52ZM76 70V69H75ZM81 70V69H80ZM94 70H96L95 69V67H94ZM125 70V71H126ZM148 70V69H147ZM19 71V70H18ZM18 71H17V73H18ZM22 71H21V73H22ZM46 71V70H45ZM47 71H48V69H47ZM46 71V72H47ZM55 71H52V72H50V73H53V72H55ZM64 71L65 72H67L65 69H64ZM92 71V70H91ZM102 71V70H101ZM108 71H109V69H108ZM108 71H106V72H108ZM118 71H116L117 73H118ZM124 71V70H123ZM122 71V69H121V73L123 72ZM180 71V70H179ZM185 71H187V69L185 70ZM222 71H224L223 72V74L224 75H226V77H225V80L224 81H221L223 78L222 77H224V76H221V75H223L222 74ZM6 72V71H5ZM27 72H25L26 74H27ZM33 72V71H32ZM31 72V73H32ZM46 72H44V73H46ZM63 72V71H62ZM61 72V73H62ZM64 72V73H65ZM93 72V71H92ZM92 72H90L89 71V73L88 74H90V73H92ZM97 72H99V71H96V73ZM105 72V71H104ZM103 72V73H104ZM109 72H111L112 73V71L110 70ZM114 72V71H113ZM115 72V73H116ZM119 72V76H118V78L120 77L121 78V73ZM151 72V71H150ZM196 71H193L192 73H195ZM198 72V71H197ZM8 73H3L4 75H5V78H6V76L8 75V76H10V74H8ZM30 73V74H31ZM38 73H39V75H38ZM49 73V74H50ZM57 74L59 73V70H58V72H56ZM56 73H54V75L56 76ZM111 73H108L109 74V77L110 78H112L113 77V75H112V77H111ZM115 73H112V74H115ZM124 73V72H123ZM126 73V72H125ZM126 73V74H127ZM181 73V72H180ZM187 73L188 72H186L185 74L187 75ZM192 73L189 75V77H191L192 76ZM201 73V72H200ZM20 74V71H19V73H18V75ZM26 74H24V75H26ZM33 75H35V73H32ZM31 74V75H32ZM68 74L70 75V72H68ZM76 74V73H75ZM101 74V73H100ZM105 74V73H104ZM103 74V76H105ZM125 74V75H126ZM128 74H130L131 75V72L130 73H128ZM128 74H127V77H129L128 76ZM146 74V73H145ZM148 74H149V72H148ZM152 74V73H151ZM196 74H199V73H196ZM3 75V76H4ZM12 75H11V77H12ZM15 75H17V74H15ZM46 75V74H45ZM58 75H60V74H58ZM91 75V74H90ZM96 75V74H95ZM199 75H202V74H199ZM7 76V77H8ZM21 76H23L22 74H21ZM27 76H29V75H26V77ZM39 76V78H41ZM61 76V75H60ZM66 77L67 75H66V73H65V75H63V77ZM92 76H93V73H92ZM106 76H108V75H106ZM117 76V75H116ZM123 76V75H122ZM149 76H150V74H149ZM151 76H153V75H151ZM180 76V75H179ZM185 76V75H184ZM219 76V77H218ZM259 76V80L257 81V77ZM11 77H9L10 79H11ZM16 78V76H13L12 78L13 79H15ZM31 77V76H30ZM48 77H49V75H48ZM62 77V76H61ZM62 77V79H66V78H63ZM100 77H102V75L100 76ZM125 77V76H124ZM127 77H125V80H129ZM195 77V76H194ZM193 77V78H194ZM216 77L217 78H219L220 80H219V83H217V84H213V80L214 79H216ZM19 78V77H18ZM28 78V77H27ZM35 78V77H34ZM51 78H52V75H51ZM54 78V77H53ZM57 78H58V76H57ZM68 78V77H67ZM110 78H108V77H106V79H108L109 80V85L110 84H112V80H113V78L114 79H116L115 77H113L112 79H111V81H110ZM130 78V77H129ZM133 78V79H134ZM141 78V77H140ZM186 78V77H185ZM192 78V77H191ZM222 78V79H221ZM13 79H11V80H13ZM56 79V78H55ZM59 79V78H58ZM69 79V78H68ZM102 79V78H101ZM130 79H132V78H130ZM187 79V78H186ZM18 80H21V78L20 79H18ZM28 80V79H27ZM27 80H24L25 82L27 81ZM30 80H32V79H30ZM40 80V79H39ZM45 80H46V78H45ZM49 80V79H48ZM84 80H85V77H84ZM122 80H123V78H122ZM124 80V81H125ZM135 80V79H134ZM139 80H142V78L141 79H139ZM139 80H137L136 79V81L137 82H135L134 81V83H132L133 84V86H135L134 84L135 83H139L138 81ZM23 81V80H22ZM120 81V80H119ZM148 81V80H147ZM150 81V80H149ZM153 81H155V79L153 80ZM15 83H18V85L20 84V83H22L21 81L20 82H17V81H14ZM32 82V81H31ZM55 82V81H54ZM61 82L62 83H64L62 80H61ZM88 82V81H87ZM94 82V81H93ZM102 82H103V80H102ZM102 82H101V84H102ZM111 82V83H110ZM114 82V81H113ZM115 82H117L116 80H115ZM123 82V81H122ZM126 82V81H125ZM130 82H132V81H130ZM130 82L129 83H124V84H126V90L129 88V86H131L132 87V85H130ZM142 82V81H141ZM146 82V81H145ZM152 82V81H151ZM190 82H192V81H190ZM190 82H187V80H186V85H188V86H190L189 85V83ZM197 82H198V79H197ZM10 83H12L11 81H10ZM28 84H29V82H27ZM26 83V84H27ZM40 83V82H39ZM48 83V82H47ZM107 83H108V81H107ZM119 83H121V82H119ZM148 84H151V83H149V82H147ZM146 83V84H147ZM153 83V82H152ZM175 83V82H174ZM174 83H173V85H174ZM183 83H184V80H183ZM193 83H195V82H193ZM23 84H25V83H23ZM32 84V83H31ZM34 84V83H33ZM32 84V85H33ZM68 84V83H67ZM104 84V83H103ZM115 84V83H114ZM122 85H124L123 83H121ZM120 84V85H121ZM144 84V83H143ZM145 84V85H146ZM181 84V83H180ZM191 84V83H190ZM35 85V84H34ZM76 85V84H75ZM115 85H117V84H115ZM140 85H142V83L140 84ZM172 85V86H173ZM20 86V85H19ZM24 86V85H23ZM22 86V87H23ZM59 86V85H58ZM98 86H99V84H98ZM112 86V85H111ZM111 86L109 87V89H111V90H113L112 88H111ZM149 85H147V87H145V88H142V90H141V92L139 91V96H141V98H142V100L144 101V99L147 97V93H148V90H149V93L151 94L152 93V88H150L151 87V85L148 87ZM176 86V85H175ZM174 86V87H175ZM183 86H185V85H183ZM191 86H192V84H191ZM197 86V85H196ZM24 87H26V86H24ZM32 87V86H31ZM62 87V86H61ZM68 87V86H67ZM74 87V86H73ZM90 87V86H89ZM97 87V86H96ZM112 87H119V86H112ZM122 87V86H121ZM130 87V89L132 90L133 88H131ZM139 87V86H138ZM158 88V90L160 91V89H159V85L157 86ZM162 87V86H161ZM187 87V86H186ZM215 87V93L213 94V92H212V88H214ZM20 88V87H19ZM28 88V87H27ZM33 88V87H32ZM50 88V87H49ZM52 88H53V85H52ZM58 88V87H57ZM59 88H60V86H59ZM66 87L64 86V89H65ZM91 88V87H90ZM95 88V87H94ZM99 88V87H98ZM123 88H124V86H123ZM141 88V87H140ZM139 88V89H140ZM74 89H76V88H74ZM74 89H72V90H74ZM92 89V88H91ZM118 89H121L120 87L118 88ZM125 89V88H124ZM129 89V90H130ZM135 89V92H138V91H136V89L137 90H139L137 87H135L134 88ZM134 89H133V91H134ZM151 89V90H150ZM170 89V88H169ZM179 89H180V86H179ZM185 89H187V88H185ZM190 89V88H189ZM20 90V89H19ZM27 90V89H26ZM26 90H23V91H26ZM35 90V89H34ZM49 90H52V89H48L47 91H49ZM62 90H63V88H62ZM61 90V92H64V91H62ZM66 90V89H65ZM67 90H68V88H67ZM99 90V89H98ZM116 90V89H115ZM115 90H113L114 91V94L113 95H117L118 94V90L117 91H115ZM130 90V91H131ZM181 90V89H180ZM184 90V89H183ZM220 90H221V99L219 98L220 96ZM18 91V90H17ZM16 91V92H17ZM28 91V90H27ZM32 90H30V92H31ZM37 91L38 90H36L35 92L37 93ZM55 91H57L56 89H55ZM59 91V90H58ZM57 91V93H59ZM69 91H71V90H69ZM78 91V90H77ZM91 91H93V90H91ZM95 91V90H94ZM121 91V90H120ZM123 91V90H122ZM128 91V90H127ZM127 91H126V93H127ZM151 91V92H150ZM158 91V92H159ZM179 91V90H178ZM185 91V90H184ZM186 91H188V90H186ZM192 91H194V90H192ZM20 92V91H19ZM29 92V93H30ZM39 92L40 91H38V94H39ZM50 92V91H49ZM53 92H54V90H53ZM53 92H51V93H53ZM67 92V91H66ZM90 92V91H89ZM96 92H97V90H96ZM115 92H117V94H115ZM123 92H125V91H123ZM122 92V93H123ZM132 92V91H131ZM153 92H154V90H153ZM164 92V91H163ZM168 92V91H167ZM191 92V89H190V91H189V93ZM21 94H22V91L20 92ZM29 93H26L25 94V96L28 94L29 95ZM72 93V92H71ZM73 93H75V95L77 94L76 92H74L73 91ZM72 93V94H73ZM83 93V92H82ZM91 93V92H90ZM110 92H108V94H109ZM121 93V94H122ZM130 93V92H129ZM133 93V92H132ZM156 93V92H155ZM155 93H153L154 94V96H155ZM181 93V92H180ZM184 93V92H183ZM195 93V94H196ZM24 94V93H23ZM31 94H32V92H31ZM35 94V93H34ZM33 94V95H34ZM46 94H47V92H46ZM50 94V93H49ZM49 94H48V96H49ZM59 94H61V93H59ZM63 94V93H62ZM67 94V93H66ZM64 95V96H67V95ZM95 93H93V95H94ZM98 94H99V92H98ZM135 94V93H134ZM153 94H151V95H153ZM169 94V93H168ZM187 92H186V97H188L187 96ZM190 94H192V93H190ZM194 94V95H195ZM43 95H44V93H43ZM53 95V94H52ZM52 95H51V97L49 98L48 97V99L49 100H51L52 101ZM84 95V94H83ZM91 95V94H90ZM96 95V94H95ZM94 95V97H96ZM102 95H104L103 93H102ZM109 95H112V94H109ZM135 95H137V93L135 94ZM138 95H137V97H138ZM144 95H146V97L145 98H143L142 96H144ZM150 95V96H151ZM180 94H178V96H179ZM184 94H182L181 96H183ZM37 96V95H36ZM40 96V95H39ZM46 98H47V96L46 95H44ZM54 96H55V94H54ZM59 96H62V95H58V97ZM69 96H71V95H69ZM88 96V95H87ZM124 96H125V94H124ZM162 96V95H161ZM27 97V96H26ZM29 97H32V95H30ZM56 97V96H55ZM63 97V96H62ZM61 97V98H62ZM75 97V96H74ZM77 97V96H76ZM75 97V99H77ZM93 97V98H94ZM106 97H108V96H106ZM116 97V96H115ZM114 97V98H115ZM123 97V96H122ZM129 97V96H128ZM128 97H126V99L128 98ZM153 97V96H152ZM168 97V96H167ZM165 98L166 100L168 99V98ZM173 97V96H172ZM175 97H177L176 96V94H175ZM11 98H13V97H11ZM34 98H35V95H34ZM57 98V97H56ZM61 98H58V100L59 99H61ZM65 98V97H64ZM67 98V100H68V97H66ZM66 98H65V100H66ZM71 98V97H70ZM80 98H82L81 96H80ZM88 98V97H87ZM99 98H100V94H99ZM103 98V97H102ZM109 98V99H108ZM108 98H106V99H108V100H110L111 98H110V96L108 97ZM113 98V97H112ZM121 98V97H120ZM119 98V100H121ZM134 98H136V97H134ZM140 98V99H141ZM148 98H149V96H148ZM164 98V97H163ZM169 98H170V96H169ZM189 98V97H188ZM193 98H194V96H193ZM36 99H37V97H36ZM35 99V100H36ZM42 99H43V97H42ZM45 99V98H44ZM74 99V100H75ZM101 99V98H100ZM103 100V101H106V103H107V100ZM124 99H125V97H124ZM125 99V100H126ZM147 99V98H146ZM153 98H151V99H148L149 101V103H150V101H153V100H155V99H153ZM177 99V98H176ZM182 99V98H181ZM185 99H187V98H184V100ZM200 100V102L202 101L203 102V100ZM10 100H12V102L11 103H13L12 104V106H14L15 107V109H16V111H18V112H20V113H24L25 114V109H23V108H25V107H21L22 105H23V103H22V105L20 106L18 103H16V100L13 98V99H10ZM39 101H42V100H40V98L38 99ZM47 100V99H46ZM64 100V101H65ZM70 100H73V98H71ZM78 100V99H77ZM83 100H87V99H84L83 98ZM93 100V99H92ZM118 100V99H117ZM129 100V99H128ZM138 100V99H137ZM157 100V99H156ZM166 100H165V102H166ZM179 100V99H178ZM194 100V99H193ZM210 100H208V101H210ZM4 100H2V96L0 95V107H2L3 106V104H4V102H3ZM20 100H17V102H19ZM54 101H56V99H54ZM64 101H63V103H64ZM93 101H95V100H93ZM97 101H99V100H97ZM112 100H110V102H108V103H110V104H112V103H115V102H111ZM114 101V100H113ZM122 101H123V99H122ZM122 101L120 102V103H122ZM145 101H147V100H145ZM177 101V100H176ZM183 101V100H182ZM208 101L206 102V103H208ZM61 102H62V99H61ZM67 102H69V101H67ZM75 102V101H74ZM88 102V101H87ZM91 102V101H90ZM125 102H127L128 103V101H125ZM132 102H135V101H132ZM132 102L130 103V100H129V103H130V105L132 104ZM141 102V101H140ZM140 102H139V104H140ZM147 102V103H148ZM168 102V101H167ZM174 102V101H173ZM186 102V101H185ZM199 102V103H200ZM5 103H6V101H5ZM20 103V102H19ZM25 103V102H24ZM27 103H29V102H27ZM42 103V102H41ZM51 103V102H50ZM71 103V102H70ZM72 103H73V101H72ZM72 103H71V105H72ZM93 104H94V102H92ZM135 103H137V102H135ZM177 103H179V102H177ZM184 103V102H183ZM188 103V102H187ZM190 103V102H189ZM43 104V103H42ZM45 104V103H44ZM53 104V103H52ZM68 104V103H67ZM74 104V103H73ZM79 104H81V103H79ZM87 104V106H88V104H89V106H90V103H86ZM86 104H83V106L84 105H86ZM96 105H98L99 103L97 102V103H95ZM94 104V105H95ZM105 104V103H104ZM110 104H108V107H110L109 105ZM125 103L123 102L122 104H120V105H124ZM146 104V102L144 103V105ZM155 104V103H154ZM153 103H152V107H153V105H154ZM159 104H160V100H159ZM182 104V103H181ZM185 104V103H184ZM202 104V103H201ZM204 104V103H203ZM46 105H47V103H46ZM61 105V104H60ZM100 105H101V103H100ZM103 105V104H102ZM107 105V104H106ZM119 105V106H120ZM137 105V104H136ZM158 105V104H157ZM174 105V104H173ZM205 105H207V104H205ZM208 105V106H209ZM5 106H7V104L5 105ZM29 106V105H28ZM63 106V105H62ZM61 106V107H62ZM68 106H70V105H68ZM74 106H75V104H74ZM132 106V108H133V104L131 105ZM131 106H130V109H131ZM135 106V105H134ZM138 106V105H137ZM137 106H135L136 107V109H137ZM140 107H142L141 106V104L139 105ZM149 106V105H148ZM169 106V105H168ZM175 106V105H174ZM182 106L183 105H181L180 107L182 108ZM192 106V105H191ZM195 106V105H194ZM194 106H192V108L194 107ZM199 106H201V105H199ZM60 107V106H59ZM58 107V108H59ZM65 107V106H64ZM80 107V106H79ZM95 107H97V106H95ZM102 107V106H101ZM101 107H97V108H99V109H97L96 111H93V115L95 116V114H94V112L96 113V117H98L97 115L100 113V108ZM107 107V106H106ZM105 107V108H106ZM111 107H113V106H111ZM115 107V106H114ZM123 106H121V107H118V108H122ZM125 107H126V104H125ZM140 107H138V109L137 110H139L140 109ZM144 107V106H143ZM142 107V109H144L145 107H146V105H145V107L143 108ZM149 107H151V105L149 106ZM151 107V108H152ZM157 107V106H156ZM158 107H160V106H158ZM185 107V106H184ZM186 107H187V105H186ZM203 107V106H202ZM211 107H209V108H211ZM29 109H30V107H28ZM39 108V107H38ZM49 108V107H48ZM51 108V107H50ZM63 108V107H62ZM61 108V109H62ZM66 108H68V107H65V109ZM69 108H71V106L69 107ZM80 108H82V104H81V107ZM90 108H94V107H90ZM116 108V107H115ZM151 108H150V110H151ZM170 108V107H169ZM180 108V109H181ZM187 108H189V106L187 107ZM195 109H196V107H194ZM201 108V107H200ZM204 108V107H203ZM206 108L207 109H209L208 107H205V111H206ZM213 108V109H214ZM8 109V108H7ZM40 109V108H39ZM60 109V110H61ZM95 109V108H94ZM108 108H106V110H107ZM111 109V108H110ZM124 109V108H123ZM123 109H122V111H120L119 112V115L121 114V112H122V114H123ZM127 109V108H126ZM125 109V110H126ZM157 108H155V110H156ZM160 109V108H159ZM190 109V108H189ZM194 109V110H195ZM212 109V108H211ZM220 109V108H219ZM218 109V110H219ZM222 109V108H221ZM220 109V110H221ZM31 113H29V114H34L35 115V113L37 114V112H33V110L35 111V109H32L31 108ZM70 110H73V105H72V108L70 109ZM69 110V111H70ZM83 110V109H82ZM82 110H81V113H83L82 112ZM88 110V109H87ZM90 110V109H89ZM105 110V109H104ZM109 110V109H108ZM107 110V111H108ZM112 111H114L113 110V108L111 109ZM116 111H117V108L115 109ZM145 110L146 111H148V109H146L145 108ZM145 110H144V112H145ZM149 110V111H150ZM215 110V109H214ZM218 110H215V112L216 111H218ZM37 111V110H36ZM62 111H63V109H62ZM115 111V112H116ZM118 111H119V109H118ZM133 111V110H132ZM135 111V110H134ZM133 111V112H134ZM141 111V110H140ZM148 111V112H149ZM191 111V109L190 110H186V109H181V111H180V115H178L179 116V118H180V120H179V122L183 119V117H185L186 115H189V113H193V112H190ZM196 111V112H197ZM207 111H209V110H207ZM2 112V111H1ZM71 112V111H70ZM73 112V111H72ZM78 112V111H77ZM79 112H80V109H79ZM91 113H92V110L90 111ZM90 112L88 113V114H90ZM102 112V111H101ZM103 112H105V111H103ZM102 112V113H103ZM110 112V111H109ZM109 112H107L108 114H110ZM115 112H114V114H115ZM129 112H130V110H129ZM137 112H139V111H137ZM137 112H135L138 116L139 115H141V116H143V115H146V114H138ZM155 112V111H154ZM154 112H152V115H154L155 113ZM160 112H161V110H160ZM179 112V111H178ZM197 112V113H198ZM212 112H214L213 110H212ZM214 112V113H215ZM9 113V112H8ZM27 113V112H26ZM39 113V112H38ZM42 113V112H41ZM50 113H52V112H50ZM75 112H73V114H74ZM86 113V112H85ZM142 113V112H141ZM162 113H163V111H162ZM195 113V112H194ZM210 113V112H209ZM218 113H219V111H218ZM3 114H5V113H3ZM28 114V115H29ZM32 114V115H33ZM47 114L48 115H46L45 116V113H44V115H43V113L42 114H38L39 116H41L42 118L44 117V119H42L43 121H42V124H41V122L38 120V118L36 119V117H35V120L34 119H32L33 117H34V115H33V117L31 118L32 120H34V121H32V122H34V129L37 131V132H41L43 135H45L46 136V134H47V132H46V130L48 129V128H44L46 125H49V124H46L45 126H43L44 124H43V122H44V120L45 121H47L48 122V119H47V116H49V113L47 112ZM63 114V113H62ZM66 114H68L67 113V111H66ZM71 114V113H70ZM113 114V113H112ZM112 114L111 115H109L108 117H110V116H112ZM128 114V113H127ZM126 114V115H127ZM133 114V113H132ZM136 114H133V115H135L136 116ZM156 114H158V113H156ZM155 114V115H156ZM176 114V113H175ZM199 114L197 115V116H199ZM211 114V113H210ZM25 115H27V114H25ZM38 115H36L37 117H38ZM43 115V116H42ZM53 116H54V114H52ZM51 115V116H52ZM64 115V114H63ZM72 115V114H71ZM70 115V116H71ZM87 115V114H86ZM86 115H85V118H86ZM93 115H89V116H93ZM99 115H102V114H99ZM104 115H106V113H104ZM117 115H118V113H117ZM116 115V116H117ZM124 115V114H123ZM131 115V114H130ZM173 115V114H172ZM6 116V115H5ZM52 116V117H53ZM69 116V117H70ZM78 117L79 116H81V114L80 115H77ZM83 116V115H82ZM81 116V117H82ZM115 116V115H114ZM114 116H112L113 118H115ZM127 116H129V115H127ZM141 116H139V118L141 117ZM150 116V115H149ZM210 116V115H209ZM3 117V116H2ZM28 117V116H27ZM55 117V116H54ZM52 118L51 119V121L53 120V119H55V118ZM65 117V116H64ZM74 117V116H73ZM78 117H76V119L78 118ZM84 117V116H83ZM82 117V118H83ZM94 118L93 119V121L95 120V119H97V118ZM102 116H100V117H98V118H101ZM107 117V118H108ZM111 117V118H112ZM121 117V116H120ZM123 117V116H122ZM121 117V118H122ZM146 117V116H145ZM145 117H142V118H140V119H144ZM148 117V116H147ZM152 117V116H151ZM157 117V116H156ZM156 117H153V118H156ZM161 117V116H160ZM195 117H196V115H195ZM15 118V117H14ZM59 118V117H58ZM57 118V119H58ZM85 118H84V120H85ZM90 118V117H89ZM89 118H88V122L90 121V122H92L91 120L92 119H90L89 120ZM106 117H105V120L107 119ZM112 118V120H113V122L114 121H117V120H119V119H117L118 118V116H117V120H115V119H113ZM121 118H120V121H122L121 120ZM124 118V117H123ZM128 118V117H127ZM126 118V119H127ZM132 118V119H131ZM136 118H137V116H136ZM136 118H134V119H136ZM150 118V117H149ZM185 118H188V116L187 117H185ZM8 119V118H7ZM30 119V118H29ZM49 119H50V116H49ZM75 119V117H74V120L73 119H71V120H73V121H75L76 120ZM78 119H80V118H78ZM87 119V118H86ZM138 119V118H137ZM148 119V118H147ZM157 119V118H156ZM174 119V118H173ZM207 119H208V117H207ZM206 119V120H207ZM4 120V119H3ZM2 120V121H3ZM12 120V119H11ZM10 120V121H11ZM17 120V119H16ZM98 120V119H97ZM97 120H95V122H93V125H94V123L96 124V123H100L101 121L104 123V124H106V125H108L109 123H105L104 121V119L102 118L101 119V121H100V119H99V121H97ZM107 120H109V119H107ZM106 120V121H107ZM130 120H133V117H130ZM155 120V119H154ZM153 120V121H154ZM160 119H158V125H159V122H161V121H159ZM184 120V119H183ZM183 120L181 121L182 123H183ZM208 120V121H209ZM244 120V126L241 128V123H242V121ZM7 121V120H6ZM9 121V122H10ZM19 121V120H18ZM24 121V120H23ZM58 121V120H57ZM56 121V122H57ZM82 121V120H81ZM87 121V120H86ZM110 121V120H109ZM124 121V123L126 124V121L127 120H123ZM134 121V120H133ZM133 121H131V122H133ZM137 121V120H136ZM143 121V120H142ZM144 121H147L148 122V124H147V122H145L147 125H150L149 124V122H151V121H149V120H144ZM152 121V122H153ZM171 121V120H170ZM177 121H178V119H177ZM16 122V121H15ZM53 122H55V120L53 121ZM56 122H55V124H56ZM61 122V121H60ZM78 122H79V120H78ZM78 122H76V123H78ZM119 122V121H118ZM130 122V121H129ZM128 122V124L127 125H129L130 123ZM140 123H141V120L139 121ZM139 122H137V124L139 123ZM157 122V121H156ZM12 123V122H11ZM112 123V122H111ZM121 123L122 122H120V124H118V123H116L115 125L114 124H111L112 126L114 125V127L112 128V127H109V125H108V127H109V130H113L112 131V136H113V139H115L116 140V143H115V140H114V144H118V146H115V150H116V152H117V154L119 155V154H121V155H125L124 157H126V160L128 159H131V160H133L134 158H132V156L133 157H135L136 158V155H137V153H136V151L135 150H133L134 148L132 147V146H129V144L130 143H132L133 142V136L131 137V134H134L133 132L130 134V132L131 131H133V127L132 128H129V131H130V129H131V131L129 132L128 131V127L127 128H121V127H124V125L122 124V126L120 127V125H121ZM135 123L136 122H134V127H135ZM154 123V122H153ZM184 123H186L185 121H184ZM24 124V123H23ZM53 123H51V125H52ZM63 123H61V125H62ZM75 124V123H74ZM80 124V123H79ZM90 124H92V123H90ZM143 124V123H142ZM165 124V123H164ZM172 124V123H171ZM177 123L175 122V125H176ZM9 125V124H8ZM14 125H17V123H15ZM20 124H18V126H19ZM59 126H61L60 125V123L58 124ZM78 125V124H77ZM88 125V124H87ZM102 124H100V126L99 127H103V125L101 126ZM116 125H118V126H116ZM132 125V124H131ZM145 125V124H144ZM143 125V126H144ZM155 125H156V123H155ZM161 125V124H160ZM179 125L180 124H178V125H176V129H178L179 128ZM181 125H184V124H181ZM6 126V125H5ZM73 123H72V129H73ZM80 126V125H79ZM95 126V125H94ZM98 126V125H97ZM126 126V125H125ZM139 126H141L142 127V125L141 124H139ZM146 126V125H145ZM13 127V126H12ZM24 127V126H23ZM47 127V126H46ZM56 127L58 128V126L56 125ZM82 127V126H81ZM80 127V128H81ZM88 127H89V125H88ZM99 127L98 128H96V129H99ZM107 127V126H106ZM108 127L106 128V129H108ZM117 127V128H116ZM129 127H131L130 125H129ZM137 127H138V125H137ZM137 127H135V130H136V128ZM155 127H157V126H155ZM2 128V127H1ZM11 128V127H10ZM10 128H8V131H9V129ZM53 128V127H52ZM61 128H63V126L61 127ZM65 128V127H64ZM64 128H63V131H64ZM82 128H84V129H86L85 127H82ZM100 128V129H101ZM110 128H112V129H110ZM145 128V127H144ZM150 128H151V130L153 129V127H151L150 126ZM157 128H160V126L159 127H157ZM156 128V129H157ZM181 128V127H180ZM185 128V129H186ZM59 129H60V127H59ZM75 129L77 130L78 128H76V125H75ZM89 129V128H88ZM94 129V128H93ZM115 129V130H114ZM175 129V128H174ZM182 129H183V131H184V128L182 127ZM2 130H4V129H2ZM13 130V129H12ZM49 130V129H48ZM54 130H55V128H54ZM53 130V131H54ZM61 130V129H60ZM79 130V129H78ZM77 130V131H78ZM82 130V129H81ZM81 130H79V134H80V131ZM104 130V129H103ZM109 130H106L107 131V135L109 136ZM125 130H127L129 133V135L127 134V132H126V140H124L125 138L123 137V134H125L124 132H125ZM134 130V131H135ZM138 130H142L141 128L140 129H138ZM150 130V131H151ZM179 130L180 129H178V130H174V131H178L179 132ZM24 131V130H23ZM27 131V130H26ZM29 131V130H28ZM52 131V130H51ZM52 131V132H53ZM62 131V130H61ZM62 131V132H63ZM66 131V130H65ZM76 131V133H78ZM86 131V130H85ZM88 131H90V130H88ZM92 131H94V130H92ZM97 131V130H96ZM105 131V130H104ZM106 131H105V133H106ZM145 131V130H144ZM155 131V130H154ZM162 131V130H161ZM4 132V131H3ZM18 132V131H17ZM21 132V131H20ZM62 132H60V135L62 134ZM103 132V131H102ZM102 132H100V134L102 135L103 133ZM136 132H138V131H136ZM142 132V131H141ZM153 132V130L151 131V133ZM157 132V131H156ZM248 132H251L250 133V137L247 139L245 136L248 134ZM5 133H6V131H5ZM50 133V132H49ZM55 133V132H54ZM56 133H57V129H56ZM66 133V132H65ZM64 133V134H65ZM74 133V132H73ZM72 133V134H73ZM76 133L74 134L75 136H76ZM84 133V132H83ZM99 133V132H98ZM145 133V132H144ZM159 133V132H158ZM174 133V132H173ZM181 133V132H180ZM41 134V135H42ZM52 134V133H51ZM90 134H91V132H90ZM139 134L141 135V133L139 132ZM143 134V133H142ZM153 134V133H152ZM178 134V133H177ZM202 134V135H203ZM3 135V134H2ZM5 135V134H4ZM8 134H6V136H7ZM13 135H14V133H13ZM42 135V136H43ZM50 135V134H49ZM55 135V134H54ZM59 135V134H58ZM58 135H56V137L58 136ZM73 135V136H74ZM83 135V134H82ZM99 135V134H98ZM97 135V136H98ZM103 135H105L106 136V134H103ZM137 135H138V133H137ZM140 135H139V138H140ZM148 135V134H147ZM182 135H185L184 134V132H183V134ZM48 136V135H47ZM51 136V135H50ZM64 135H62V137H63ZM65 136H67V135H65ZM85 136V135H84ZM89 136V135H88ZM88 136H87V138H88ZM105 136H103L104 137V139L106 138L107 139V137H105ZM154 136V135H153ZM158 136H159V134H158ZM204 136V135H203ZM203 136L201 137L202 139H204V140H207V135H206V139H205V137L203 138ZM11 137V136H10ZM32 137V136H31ZM34 137V136H33ZM49 137V136H48ZM52 137V136H51ZM81 137V136H80ZM94 137V136H93ZM92 137V138H93ZM137 137V136H136ZM142 137H144L143 135H142ZM147 137V136H146ZM149 137H151V136H149ZM160 137V136H159ZM6 139H8L7 137H5ZM4 138V139H5ZM19 138V137H18ZM27 138V137H26ZM74 138V137H73ZM72 138V143H73V140H75V139H73ZM77 138H78V136H77ZM152 138V137H151ZM151 138L149 139L148 138V140H151ZM161 138V137H160ZM3 139V140H4ZM5 139V140H6ZM47 139V138H46ZM60 139V138H59ZM66 138H64V139H62L61 138V141L62 140H65ZM85 140V138H82V140ZM97 139V138H96ZM102 139V138H101ZM108 139H110L109 141H111V138H110V136H109V138ZM136 139V138H135ZM143 139V138H142ZM147 138H145L144 139V141L146 140ZM190 139V138H189ZM194 139H197V138H194ZM9 140V139H8ZM11 140V139H10ZM15 140V139H14ZM48 140H50V139H48ZM57 140V142L55 141V140H53V142L54 143H58L59 141H58V139H56ZM84 140H83V142H84ZM88 140V139H87ZM100 140V139H99ZM138 140V139H137ZM137 140H134V141H136L137 142ZM147 140V141H148ZM163 140V139H162ZM210 140V139H209ZM1 141V140H0ZM7 141V140H6ZM6 141H5V143H6ZM23 141V140H22ZM30 141V140H29ZM36 141H37V139H36ZM60 141V142H61ZM66 141V140H65ZM79 141V143H81L80 142V140H78ZM77 141V142H78ZM108 141V142H109ZM125 141H126V144H125ZM143 141V140H142ZM161 141V140H160ZM199 141V140H198ZM8 143H6V144H8L7 146H8V148H6V147H4V144H3V146L2 147H4L5 149H3L1 152H0V155H2V156H4L3 157V159H5V153L7 154L8 153V151L10 152H13L14 151V154L16 153V152H21L20 150L22 149V145L23 144H21V146H19L20 144H18L17 142L16 143H14V142H12V140L11 141H7ZM33 142V141H32ZM31 142V143H32ZM38 142V141H37ZM46 142H47V140L44 142L45 144H43L44 145V147H46L47 148V145H46ZM49 142H52V140H50ZM59 142V143H60ZM63 142V141H62ZM70 142H71V140H70ZM76 141H74V143H75ZM76 142V143H77ZM90 142V141H89ZM99 142V141H98ZM97 142V143H98ZM108 142H105V143H108ZM112 142V141H111ZM111 142L110 143H108L107 145H108V148L109 147H111V146H109V145H112L111 144ZM148 142H150V141H148ZM41 143V142H40ZM53 143V144H54ZM58 143V145H60ZM67 143V142H66ZM74 143H73V145H72V147L74 146ZM85 143H87V141L85 140ZM85 143H83V145L85 144ZM93 143V142H92ZM102 143V142H101ZM113 143V142H112ZM135 143V142H134ZM141 143V142H140ZM147 143V142H146ZM145 143V144H146ZM162 143H163V141H162ZM18 144V145H17ZM34 144V143H33ZM56 144L55 145H52V143H51V145L50 146H56ZM63 143H61V145H62ZM65 144V143H64ZM64 144H63V146H64ZM139 144V141H138V143H136V145H138ZM1 145V144H0ZM46 145V146H45ZM57 145V146H58ZM60 145V146H61ZM89 145V144H88ZM106 145V146H107ZM126 145V146H125ZM24 146V145H23ZM90 146H92L91 144H90ZM104 146V145H103ZM113 146V147H114ZM139 146V145H138ZM142 146V145H141ZM1 147V148H2ZM33 147V146H32ZM34 147H36V146H34ZM40 146H38V148H39ZM41 147H42V144H41ZM49 147V146H48ZM52 147V148H53ZM59 147V146H58ZM57 147V148H58ZM75 147V146H74ZM77 147H79L78 146V143H77ZM83 147V146H82ZM81 147V148H82ZM145 147H147V146H145ZM199 147H200V145H199ZM218 147H220L219 148V150H216V148H218ZM24 148V147H23ZM31 148V147H30ZM80 148V147H79ZM90 148V147H89ZM88 148V149H89ZM102 148V147H101ZM105 148V147H104ZM140 148H142V147H140ZM251 148L253 149V151H251ZM17 149V150H16ZM32 149H35V148H32ZM40 149V148H39ZM61 149V148H60ZM59 148H58V151L60 150ZM75 149H76V147H75ZM85 149H87V148H85ZM84 149V150H85ZM91 149H92V147H91ZM111 149H113V148H110L109 149V151L111 150ZM23 150V149H22ZM41 150L42 151H44V152H46L45 150H43V148H41ZM46 150H48V148L46 149ZM49 150H51L50 148H49ZM48 150V153H50V152H52V151H49ZM55 150V149H54ZM57 150V149H56ZM63 150V149H62ZM74 150V149H73ZM80 150V149H79ZM77 151L76 150V153H80V152H82V151ZM90 150V149H89ZM93 150V149H92ZM95 150H98V148L97 149H95ZM105 150H106V148H105ZM136 150H137V148H136ZM139 150V149H138ZM137 150V151H138ZM141 150H144V148H142V149H140V152H141ZM145 150H147V149H145ZM155 150V149H154ZM165 150H166V148H165ZM16 151V152H15ZM31 151V150H30ZM40 151V150H39ZM61 151V150H60ZM63 151H65V150H63ZM108 151V150H107ZM112 151V150H111ZM132 151H135V152H133V154L134 153H136L135 154V156L134 155H132ZM163 151V150H162ZM167 152H168V150H166ZM165 151V152H166ZM186 151V152H187ZM192 151V152H191ZM33 152V151H32ZM66 152V151H65ZM64 152V154H66ZM90 152V151H89ZM89 152L87 153V154H89ZM93 152V151H92ZM91 152V153H92ZM99 152H101L100 154H102V151H101V149L99 150ZM114 152V150L112 151V153ZM116 152H115V154H116ZM143 152V151H142ZM141 152V153H142ZM146 153H147V151H145ZM164 152V151H163ZM167 152H166V154H167ZM31 153V152H30ZM40 153V152H39ZM43 153V152H42ZM47 153V154H48ZM60 153V152H59ZM61 153H62V151H61ZM84 153V152H83ZM94 153H96V152H94ZM108 153V152H107ZM144 153V152H143ZM155 153H156V151H155ZM4 154V155H3ZM17 154V153H16ZM35 154V153H34ZM34 154H32V155H34ZM47 154H44V155H47ZM64 154H63V156H64ZM70 154V153H69ZM85 154H86V152H85ZM104 154H105V151H104ZM110 154L111 153H109V157H111L110 156ZM114 154V153H113ZM116 154V155H117ZM10 155V154H9ZM52 155H54V154H52ZM62 155V154H61ZM73 155V154H72ZM71 154L69 155V156H72ZM96 155H98V154H96ZM95 155V156H96ZM103 155V154H102ZM107 155V154H106ZM112 155V154H111ZM115 155V156H116ZM120 155V156H121ZM138 155H139V153H138ZM137 155V158L139 157L140 158V156L142 155H140V156H138ZM144 155H146L147 156V154H144ZM162 155H165V153L164 154H162ZM185 155V154H184ZM7 156V155H6ZM10 156H12V155H10ZM19 156V155H18ZM22 156V155H21ZM27 156V155H26ZM36 157L38 156V155H35ZM43 156V155H42ZM66 156V155H65ZM92 156H94V155H92ZM94 156V157H95ZM100 156V155H99ZM105 156V155H104ZM108 156H107V158H108ZM122 156V157H123ZM143 156V155H142ZM166 156V155H165ZM172 156V155H171ZM174 156V155H173ZM172 156V157H173ZM176 156V155H175ZM9 157V156H8ZM7 157V158H8ZM51 157H53V156H51ZM55 157V156H54ZM58 156H56V158H57ZM73 157V156H72ZM106 157V156H105ZM121 157V158H122ZM149 157V156H148ZM168 157H169V155H168ZM167 157V158H168ZM0 158L2 159V157L0 156ZM19 157H17V162H19L18 163V165L17 166H19L20 167V163L23 165L24 163L26 164V161H25V159H23V158H19ZM28 158V157H27ZM40 158V157H39ZM39 158H36V159H39ZM44 158V157H43ZM50 158V157H49ZM55 158V159H56ZM97 158V157H96ZM112 158H113V156H112ZM115 158V160L117 159V157H114ZM145 158H147V157H145ZM145 158H142V160L144 159L145 160ZM151 158V157H150ZM174 158V157H173ZM177 158H180V157H177ZM2 159V160H3ZM41 159H42V157H41ZM41 159H39V160H41ZM48 159V158H47ZM47 159H45V160H47ZM73 159V158H72ZM101 159H102V157H101ZM103 159H104V157H103ZM119 159V161L120 160H123V159H120V158H118ZM125 159V158H124ZM149 159V158H148ZM169 159V158H168ZM19 160V161H18ZM38 160V161H39ZM51 160H53V158L51 159ZM75 160V159H74ZM98 160V159H97ZM105 160H106V158H105ZM109 160V159H108ZM127 160V161H128ZM157 160V159H156ZM155 160V161H156ZM174 161H175V159H173ZM172 160V161H173ZM5 160H3V162H4ZM27 161H28V159H27ZM36 161V160H35ZM48 161V160H47ZM50 161V160H49ZM73 161V160H72ZM99 161H102V160H99ZM98 161V162H99ZM104 161V160H103ZM103 161H102V163H103ZM116 161H117V163H116ZM115 161V163H116V165L119 167V166H121V165H118L119 163V161L118 160H116ZM147 162H148V160H146ZM151 161V160H150ZM153 161H154V159H153ZM153 161H151V162H153ZM173 161V163L175 164L176 163V161H178V159L174 162ZM180 161V160H179ZM204 161V160H203ZM30 162V161H29ZM41 162V161H40ZM44 162H46V161H44L43 160V163ZM52 162V161H51ZM51 162L49 163V165L51 164ZM67 162V161H66ZM71 162V161H70ZM74 162V161H73ZM72 162V163H73ZM77 162H78V158H77ZM77 162H75V164L77 163ZM105 163V167H107L108 165H106L108 162L107 161H104ZM110 162V161H109ZM126 162V161H125ZM129 162H131V161H129ZM132 162H134V161H132ZM146 162V163H147ZM151 162H149V163H151ZM169 162H171V159H169ZM200 162V161H199ZM200 162V163H201ZM211 162H213V163H211ZM9 163H12L11 161L9 162ZM16 163V162H15ZM31 163H34V162H31ZM47 163V162H46ZM56 163L58 164V162L56 161ZM55 163V164H56ZM93 163H94V161H93ZM101 163V162H100ZM111 163V162H110ZM122 163V162H121ZM135 163V162H134ZM138 164L139 163H141V160L139 161V159H138V162H137ZM137 163H135L139 168H138V172H139V177H137L136 179H138V178H140V171L143 169H141L140 170V166L139 165H142V164H144V163H141V164H137ZM156 163V162H155ZM178 164H179V162H177ZM181 163V162H180ZM197 163V162H196ZM203 163V162H202ZM7 164V163H6ZM13 165H14V163H12ZM11 164V165H12ZM17 164V163H16ZM30 164V163H29ZM29 164H27V165H29ZM34 164H36V163H34ZM71 164V163H70ZM103 164V165H104ZM109 164V163H108ZM123 164V163H122ZM135 164H134V168H135ZM148 164V163H147ZM153 165L152 166H154L155 164H154V162L152 163ZM159 164V163H158ZM161 164V163H160ZM169 164V163H168ZM171 164H172V162H171ZM194 163L192 162V165H193ZM8 165V164H7ZM10 165V167H12ZM22 165H21V167H22ZM32 165V164H31ZM62 165V164H61ZM72 165V164H71ZM74 165V164H73ZM111 164H109V166H110ZM131 165H132V163H131ZM130 165V166H131ZM145 165V164H144ZM162 165V164H161ZM176 165V164H175ZM181 165V164H180ZM191 165V166H192ZM196 164H194V166H195ZM200 165V164H199ZM24 166V165H23ZM32 166H35V165H32ZM38 166H39V164H38ZM37 165H36V168L38 167ZM51 167L53 166V168H55V166L57 167L58 165H50ZM50 166H49V168H50ZM60 166V165H59ZM59 166L57 167V168H59ZM75 166V165H74ZM76 166H77V164H76ZM115 166V165H114ZM123 166L124 167H126V164L124 165L123 164ZM136 166V167H137ZM143 166V165H142ZM141 166V167H142ZM146 166V165H145ZM150 166H151V164H150ZM173 166V165H172ZM177 166V165H176ZM175 166V167H176ZM179 166V165H178ZM178 166L176 167V168H178ZM19 167H15V168H18L19 170H20V168ZM29 167V166H28ZM28 167H26L25 166V168H26V170H27V168ZM46 167H48V165L46 166ZM61 167H63V166H61ZM60 167V168H61ZM86 167V166H85ZM90 166H88L87 168H89ZM112 167V166H111ZM116 167V166H115ZM118 167L116 168L117 170H118ZM123 167V170L125 169ZM128 167V166H127ZM126 167V168H127ZM132 167V166H131ZM130 167V168H131ZM144 167V166H143ZM147 167H149V166H147ZM158 167V166H157ZM182 167V166H181ZM189 167H190V165H189ZM195 167H197V166H195ZM195 167H193V168H195ZM14 167H13V169H15ZM24 168V167H23ZM36 168H30V169H35L34 170V172H36ZM59 168V169H60ZM77 168V167H76ZM93 168V167H92ZM95 168L96 167H94V169H92L91 171L92 172H89L88 174H85V176H86V184L88 185V186H91V185H93L94 187L96 186L97 187V182H99V181H104V179H106V177L105 178H103L102 180H98V181H96V175H97V173H96V175L93 173V171L95 170ZM120 168H122V166L121 167H119V169ZM160 168V165H159V167H158V169ZM180 168V167H179ZM178 168V169H179ZM190 168H192V167H190ZM17 169V170H18ZM52 169V168H51ZM56 169V168H55ZM58 169V170H59ZM63 169H65V168H63ZM71 170L73 169V166H72V168H70ZM80 169V168H79ZM107 169V168H106ZM113 169V168H112ZM129 169V168H128ZM137 168H135V170H136ZM156 168L154 167V169L151 167H149V168H145V172H147V176H149V179L147 180V181H145V185H147L148 187H149V189H152V191H153V189L154 188H150L151 186L153 187V185H154V187H155V185L157 186V189H158V186H159V190L156 192V194H151V192L149 193L150 195H152V197H151V199L153 200V201H155V204H154V206H155V212H157L159 215L160 214H163L164 212H165V208L166 207H168V206H165V187H166V183H167V180H168V177H167V174H169L168 172H167V174H165L164 175V173L163 174H161V175H164V177H162V179L161 180H159L160 178L159 177H157V178H155L156 176H158L157 174H159V173H157L158 172V169L157 170H155ZM11 170V169H10ZM9 170V171H10ZM23 170V169H22ZM22 170H20V171H22ZM26 170H25V173L27 174L28 173V170H27V172H26ZM38 170V169H37ZM49 170V169H48ZM52 170H54V169H52ZM57 170V169H56ZM77 170H78V168H77ZM89 170V169H88ZM110 170V169H109ZM116 170V171H117ZM131 170V169H130ZM144 170V169H143ZM159 170H161V169H159ZM169 170V169H168ZM177 170V169H176ZM184 170V169H183ZM198 170V169H197ZM12 171H14V170H12ZM29 171H31V170H29ZM50 171V170H49ZM59 171H62V169H60ZM65 171V170H64ZM75 171V170H74ZM80 171V170H79ZM78 171V172H79ZM118 171H120V170H118ZM121 171H122V169H121ZM121 171H120V173H121ZM133 171V170H132ZM137 171V170H136ZM136 171H134V172H136ZM157 171V172H156ZM164 171V170H163ZM165 171H167V169L165 170ZM179 171V170H178ZM177 171V172H178ZM182 171V170H181ZM180 171V172H181ZM188 171V170H187ZM14 172H16V171H14ZM19 172V171H18ZM32 172V171H31ZM33 172V173H34ZM57 172V171H56ZM55 172V175H57V173ZM95 172H96V170H95ZM99 172V171H98ZM101 172V171H100ZM123 172V171H122ZM127 173L129 172V171H126ZM133 172V173H134ZM142 172V171H141ZM161 172V171H160ZM172 172V171H171ZM176 172V176H179V180H180V175L178 174ZM24 173V174H25ZM33 173L32 174H30V175H33ZM39 173V172H38ZM38 173H36V174H38ZM73 173V172H72ZM76 173V172H75ZM116 173V172H115ZM115 173H114V175H115ZM119 173V174H120ZM130 173V172H129ZM154 173H157L156 174V176H154ZM4 174H5V171H4V169H0V179H3V180H5V176H4ZM13 174V173H12ZM19 174H21V173H19ZM23 174V173H22ZM35 174V175H36ZM45 174V173H44ZM60 174H62V172L60 173ZM65 173H63V175H64ZM67 174V173H66ZM117 174V173H116ZM123 174V173H122ZM121 174V175H122ZM144 174V173H143ZM181 174V173H180ZM17 175H18V173H17ZM28 175V174H27ZM30 175H28V176H30ZM52 175H53V172H52ZM59 175V174H58ZM57 175V176H58ZM101 175V173L99 174V176ZM126 175V174H125ZM130 175H134V174H130ZM160 175V174H159ZM183 175H184V173H183ZM20 175H18L17 177H19ZM23 177H24V179L27 177L26 175V177L24 176V175H22ZM46 176V175H45ZM56 176V177H57ZM60 176V175H59ZM74 176H77L78 177V175H74ZM82 176V175H81ZM119 176V175H118ZM123 176H124V174H123ZM132 176H130L131 178H133ZM170 177H171V175H169ZM182 176V175H181ZM63 177V176H62ZM61 177V178H62ZM103 176L101 175V178H102ZM125 177V176H124ZM123 177V178H124ZM128 177H129V175H128ZM127 177V178H128ZM146 177V176H145ZM172 177H174V176H172ZM184 178H185V176H183ZM183 177H182V179H183ZM203 177V176H202ZM206 177V176H205ZM20 178H21V176H20ZM35 178H37V175L34 177V178H32V179H35ZM41 178H43V177H41ZM59 177H57V179H58ZM60 178V179H61ZM111 178V177H110ZM121 178V177H120ZM126 178V179H127ZM135 178V177H134ZM147 178V177H146ZM175 178H177V177H175ZM175 178H171V179H175ZM23 179V178H22ZM31 179V180H32ZM63 180H64V177L62 178ZM66 179H68V175H67V177L65 178V180ZM72 179V178H71ZM82 179V178H81ZM109 179V178H108ZM145 179V178H144ZM170 179V178H169ZM181 179V180H182ZM201 179V178H200ZM28 180H30L29 178H28ZM38 180V179H37ZM42 180V179H41ZM56 180V179H55ZM112 180V179H111ZM130 180V179H129ZM140 181L139 182H142V179H139ZM179 180H178V182H179ZM180 180V182H181V184H182V188H184L183 187V185H186V184H183L182 183V181ZM184 180V179H183ZM210 180V179H209ZM2 181V180H1ZM6 181V180H5ZM12 181V180H11ZM10 181V182H11ZM16 181H18V182H16ZM15 182H16V184L17 183H19V184H21L22 186L24 185L25 186V184L27 183V187L31 190L34 186L33 185H36V184H33V185H31L32 183H34V180H32V183H30L29 181L27 182L26 181V183L25 182H20L19 180H16ZM58 181V180H57ZM56 181V182H57ZM73 181V180H72ZM71 180L69 181V182H71V183H73ZM107 181V180H106ZM120 181H121V179H120ZM122 181H125V178H124V180L122 179ZM127 181V180H126ZM125 181V182H126ZM174 182H175V180H173ZM194 181V180H193ZM38 182V181H37ZM36 182V183H37ZM42 182V181H41ZM58 182H61V181H58ZM57 182V183H58ZM64 182V181H63ZM62 182V188H63V183ZM66 182L67 181H65V184L64 185H66ZM68 182V184H67V186L70 184ZM109 182H110V179H109ZM128 182L129 181H127V183H125V187H126V184H128ZM168 182H169V180H168ZM179 182V183H180ZM185 182V181H184ZM212 182V183H213ZM4 183V182H3ZM102 183H108V181L107 182H102ZM111 183V182H110ZM114 183H116V182H114ZM170 184L171 183H173L172 181H170L169 182ZM169 183H167L168 185H167V187L169 186ZM209 183V182H208ZM211 183V184H212ZM15 184V185H16ZM18 184V185H19ZM50 184H51V182H50ZM56 184V183H55ZM59 184H61V183H58L57 185L59 186ZM78 184V183H77ZM76 184V185H77ZM91 184V185H90ZM122 184V183H121ZM143 184V185H144ZM175 184H177V182L175 183ZM39 185H41L40 183H39ZM56 185V186H57ZM72 185V184H71ZM102 185V184H101ZM110 184H108V186H109ZM124 185V184H123ZM142 185V186H143ZM171 185H174V184H171ZM180 185V184H179ZM5 186V185H4ZM44 186V185H43ZM55 186V187H56ZM70 186V185H69ZM74 186H75V184H74ZM103 186V185H102ZM106 186V185H105ZM104 186V187H105ZM108 186H106V188H108ZM127 186H131V187H133L132 185H127ZM136 186V185H135ZM189 186V185H188ZM201 186V185H200ZM213 186V185H212ZM211 186V187H212ZM21 187V186H20ZM65 187V186H64ZM82 187V186H81ZM84 187H86V186H84ZM84 187H83V190H85V192H82V193H85V194H87V193H89L90 194V192H92L90 189V192H88V188L87 189H84ZM95 187V188H96ZM100 187V186H99ZM131 187H128V188H131ZM146 187V186H145ZM144 187V188H145ZM148 187H146V188H148ZM171 187V186H170ZM203 187V186H202ZM202 187H201V189H202ZM205 187V186H204ZM1 188H3V187H1ZM12 188H14V186L12 187ZM66 188H68V187H65V189ZM71 188V187H70ZM69 188V190H71L69 193H70V197H72L71 196V194H73L72 193V191H75V190H72V189H74L73 187H72V189H70ZM109 188H111V186H109ZM127 188V189H128ZM165 188V189H164ZM172 188L174 189L175 187L174 186H172ZM171 188V189H172ZM177 188V187H176ZM186 188V187H185ZM188 188V187H187ZM247 188H249V190H250V194L249 195H246V193H245V191H246V189ZM8 189V188H7ZM58 189V188H57ZM78 189H79V187H78ZM91 189H92V187H91ZM101 189V188H100ZM104 189V188H103ZM117 189V188H116ZM133 189V188H132ZM148 189V190H149ZM168 189V188H167ZM172 189V190H173ZM181 189V188H180ZM209 189V188H208ZM207 189V191H209ZM35 190V189H34ZM45 190V189H44ZM82 190V188L80 189V191ZM82 190V191H83ZM87 190V191H86ZM140 190V189H139ZM146 190V189H145ZM155 190H156V188H155ZM172 190H169V191H171V193H174L175 192V189H174V191L172 192ZM185 190V189H184ZM184 190H181V191H184ZM58 191H61V190H59L58 189ZM62 191H63V189H62ZM77 191H79V190H77ZM107 191V190H106ZM112 191V190H111ZM132 191V190H131ZM131 191H129V189H128V192H130L131 193ZM135 190H133L132 192H134ZM147 191V190H146ZM168 191V190H167ZM168 191V192H169ZM198 191V190H197ZM202 191V190H201ZM65 192H66V190H65ZM65 192H63V193H65ZM113 192V191H112ZM145 192V191H144ZM154 192V191H153ZM177 192V191H176ZM180 192V191H179ZM186 192V191H185ZM77 193V192H76ZM76 193H74V195H76ZM146 193V192H145ZM183 193V192H182ZM181 193V194H182ZM201 193V192H200ZM30 194V193H29ZM55 194H56V192H55ZM67 194V193H66ZM80 193L78 192V195H79ZM92 194V193H91ZM97 193H94L93 195L95 196ZM135 194H137V193H135ZM138 194H139V192H138ZM169 194V193H168ZM176 194V193H175ZM185 194V193H184ZM192 194V193H191ZM198 194H199V192H198ZM23 195V194H22ZM57 195V194H56ZM81 195V194H80ZM79 195V196H80ZM88 195V194H87ZM98 196H99V198H98V196H97V198L99 199V201H100V196L101 195H99V194H97ZM122 195V194H121ZM172 195V194H171ZM180 195V194H179ZM27 196V195H26ZM65 196V195H64ZM77 196V195H76ZM75 196V197H76ZM82 196V195H81ZM80 196V197H81ZM90 197H91V195H89ZM142 197V195L140 194L139 196H137V201H138V197L139 198H141ZM144 196H146V194H144ZM143 196V197H144ZM177 196H178V194H177ZM37 197V196H36ZM54 197V196H53ZM75 197H73L74 199H75ZM84 196H82V198H83ZM90 197H84V199H86L85 201H87V203L89 202V204H90V201H88L87 199H90ZM103 197V196H102ZM119 196L117 195V197H114V198H118ZM143 197H142V199H143ZM147 197H148V195H147ZM150 197V196H149ZM148 197V198H149ZM169 197H171V196H169ZM173 197V196H172ZM176 197V196H175ZM174 197V198H175ZM181 197V196H180ZM180 197H178L177 199H180ZM188 197V196H187ZM198 197V196H197ZM200 197V196H199ZM30 198V197H29ZM82 198H81V200H82ZM94 199H93V202H91V205H92V203H93V205H94V200L96 201V196L95 197H93ZM122 198H124V197H122ZM185 198V197H184ZM194 198V197H193ZM77 200H74L76 203H78L79 201H81V200H79L78 198H76ZM92 199V198H91ZM141 199V200H142ZM167 199L168 198H166V201H167ZM183 199V198H182ZM73 200V199H72ZM103 200V199H102ZM101 200V203L102 202H104V201H102ZM140 200V199H139ZM140 200V201H141ZM144 200H145V197H144ZM66 201V200H65ZM84 201V200H83ZM151 200H149L148 202H150ZM153 201H152V203H148L147 205L149 206V204H153ZM168 201H170L171 202V198H170V200H168ZM168 201H167V203H168ZM173 201H174V199H173ZM143 202V201H142ZM146 202V201H145ZM174 202H176V201H174ZM173 202V203H174ZM66 203H68V202H66ZM72 203H73V201H72ZM76 203H75V205H76ZM81 203H82V201H81ZM85 203V202H84ZM96 203H99V202H96ZM104 203H107V202H104ZM109 203V202H108ZM118 203V202H117ZM139 203V202H138ZM147 203V202H146ZM172 203V202H171ZM170 203V204H171ZM172 203V204H173ZM189 203V202H188ZM196 203H197V200H196ZM14 204V203H13ZM13 204H11L12 206H14V207H3L2 205H0V264H71V262H70V260H69V258H67L66 257V255H64V254H62V255H58L59 256V259L58 260H56L55 258H54V256L51 254V252L48 250V248L46 247V245H45V243H44V237H42V235H41V233H40V230L38 229V227H37V225H36V223L28 216V215H26V213H25V211L22 209V208H20V207H15V205H13ZM17 204V203H16ZM169 204V205H170ZM176 204H177V202H176ZM181 204V203H180ZM179 204V205H180ZM10 205V206H11ZM19 205V204H18ZM24 205V204H23ZM55 205V204H54ZM62 205V204H61ZM71 205H73V204H71ZM70 205V206H71ZM78 205H81V204H78ZM107 205V204H106ZM141 205V204H140ZM143 205V204H142ZM166 205H168V204H166ZM63 206V205H62ZM68 206V205H67ZM86 206V205H85ZM98 206H100V205H98ZM124 206V205H123ZM133 206V205H132ZM136 206V205H135ZM144 206V205H143ZM147 206V207H148ZM171 206V205H170ZM169 206V207H170ZM177 206V205H176ZM182 206V205H181ZM180 206V207H181ZM25 207V205L23 206V208ZM77 207V206H76ZM84 207V206H83ZM91 207H93V206H91ZM96 208H97V205L95 206ZM101 207V209L102 208H104V207H102V206H100ZM100 207H98V208H100ZM142 207V206H141ZM168 207V208H169ZM173 208H175V206L173 205L172 206ZM172 207H170V208H172ZM26 208V207H25ZM75 208V207H74ZM86 208V207H85ZM89 208V207H88ZM98 208H97V210H98ZM106 208V207H105ZM152 208H154V207H152L151 206V209ZM168 208H166L167 210H168ZM179 208V207H178ZM68 210H70V209H73V207L71 206V208L70 207H68L67 208ZM94 209V208H93ZM137 209V208H136ZM135 209V210H136ZM142 209V208H141ZM144 209H146L147 210V208H144ZM149 209V208H148ZM196 209V208H195ZM63 210V209H62ZM113 210V209H112ZM146 210H142V211H146ZM153 210V209H152ZM151 210V214H152V211ZM166 210V211H167ZM171 210V209H170ZM173 210V209H172ZM175 210V209H174ZM176 210H177V208H176ZM187 210V209H186ZM197 210V209H196ZM73 211V210H72ZM105 211V210H104ZM107 211L108 212H110V210H109V208L107 209ZM107 211H105L106 213H107ZM134 211V210H133ZM139 211V209H137V212ZM149 211H150V209H149ZM177 211H179V209L177 210ZM181 211V210H180ZM193 211V210H192ZM27 212V211H26ZM56 212V211H55ZM63 212V211H62ZM62 212H60V213H62ZM68 212H70L71 213V210L70 211H68ZM85 212V211H84ZM136 212V211H135ZM144 212H141V213H144ZM154 212V214H156ZM173 212V211H172ZM174 212H176V211H174ZM99 213V212H98ZM111 213V212H110ZM110 213H109V215H110ZM116 213V212H115ZM134 213V212H133ZM140 213V214H141ZM147 213H148V211H147ZM146 213V214H147ZM150 213V212H149ZM149 213H148V215H149ZM166 213H169L168 211L166 212ZM178 213V215H179V212H177ZM181 213V212H180ZM39 214V222L41 223V225H42V227L45 229V236L46 237H48V238H50V239H56L55 237H53V235H52V231H53V229L55 228V227H57V225H58V220H55V219H57V218H54V217H52V216H50V215H46L45 213H38ZM68 214V213H67ZM75 214V213H74ZM85 214V213H84ZM100 214V213H99ZM146 214H143L144 215V217H145V215ZM154 214H153V216H154ZM175 214V213H174ZM173 214V215H174ZM196 214V213H195ZM194 214V215H195ZM57 215V214H56ZM59 215H61V214H59ZM64 215V212L62 213V215H61V217ZM65 215H66V213H65ZM106 215V214H105ZM105 215H103V216H105ZM107 215H108V213H107ZM116 215V214H115ZM115 215H113V216H115ZM138 215H139V213H138ZM164 215V214H163ZM166 215V217H167V214H165ZM169 216H168V218H167V221H168V224H169V226H170V228L172 229V231H173V233H174V241H175V239L177 240L178 238H180V237H177V235H180V233H177L178 231H180L181 229H179L178 230V228H180L179 226H177V223H176V221H175V219L177 220V217L175 218L172 214H168ZM177 214H175V216H176ZM185 215V214H184ZM66 216H68L69 217V214L68 215H66ZM86 216V215H85ZM112 216V215H111ZM118 215H116V217H117ZM135 216V215H134ZM136 216H137V214H136ZM150 216H152V215H150ZM61 217H59V219H61ZM65 217V216H64ZM79 217V216H78ZM99 217V216H98ZM108 217V216H107ZM110 217V216H109ZM108 217V220L110 219ZM138 217V216H137ZM147 217V216H146ZM155 218H156V216H154ZM161 217H164V216H161ZM166 217H165V219H166ZM181 217V216H180ZM77 218V217H76ZM85 218V217H84ZM134 218H136V217H134ZM141 218H143V217H141ZM152 218V217H151ZM160 218V217H159ZM179 218V217H178ZM63 220H65V218H62ZM68 219V218H67ZM69 219H71L70 217H69ZM86 219V218H85ZM106 219V218H105ZM112 219V218H111ZM116 219V218H115ZM117 219H119L118 217H117ZM116 219V220H117ZM121 219V218H120ZM139 219V218H138ZM144 219V218H143ZM147 219H150V218H147ZM158 219V218H157ZM164 219V220H165ZM92 220V219H91ZM116 220H114V221H116ZM136 220H137V218H136ZM135 220V221H136ZM140 220H142V219H140ZM140 220H138V221H140ZM151 220V219H150ZM153 220V219H152ZM151 220V222H153ZM155 220V219H154ZM162 220H163V218H162ZM179 220H181L180 218H179ZM62 221V220H61ZM70 221V220H69ZM73 221V220H72ZM71 221V222H72ZM79 221V220H78ZM89 221V220H88ZM92 221H94V220H92ZM96 221V220H95ZM92 222L91 223V225L93 224V225H95L94 223H96V222ZM158 221V220H157ZM157 221H155V231L156 232H160V236H162L161 235V233H163L162 232V230H163V226H164V224L162 225V224H160V223H156ZM161 221V220H160ZM184 221V220H183ZM87 222V221H86ZM91 222V221H90ZM99 222V221H98ZM113 222V221H112ZM148 222V221H147ZM150 222V223H151ZM185 222V221H184ZM75 223V222H74ZM117 223V222H116ZM143 223H145L144 221H143ZM163 223V222H162ZM167 223V222H166ZM181 222H179V224H180ZM72 224V223H71ZM100 223H98L97 225H99ZM153 224V223H152ZM151 224V225H152ZM168 224H166V225H168ZM196 224V223H195ZM81 225V224H80ZM79 225V226H80ZM92 225V226H93ZM94 226V227H99V226ZM101 225V224H100ZM148 225V224H147ZM182 225V224H181ZM141 226V225H140ZM149 226V225H148ZM147 226V227H148ZM152 226H154V225H152ZM168 226V227H169ZM189 226V225H188ZM196 226V225H195ZM81 227V226H80ZM83 227V226H82ZM86 227V226H85ZM102 228H103V225L101 226ZM147 227L145 226V228H146V230H147ZM167 227V226H166ZM167 227V228H168ZM204 227V226H203ZM66 228V227H65ZM140 228V227H139ZM150 228H151V226H150ZM150 228H149V230H150ZM165 228V227H164ZM182 228V230H184L183 229V227H181ZM185 229H186V226L184 227ZM98 229V228H97ZM169 229V228H168ZM94 230H95V228H94ZM149 230H147V232L149 231ZM166 229H164V231H165ZM170 230V229H169ZM93 231V230H92ZM107 231V233L109 232L110 233V231L109 230H106ZM125 231V230H124ZM143 231V230H142ZM166 231H168V230H166ZM172 231H169V233L168 234H170V232H172ZM74 232H76V231H74ZM81 232V231H80ZM90 232V231H89ZM89 232L87 233L88 235H90L91 233H93V232H90V234H89ZM94 232H96V231H94ZM112 232V231H111ZM146 232V233H147ZM149 232H152V228H151V230L149 231ZM149 232L147 233V234H149ZM154 232V231H153ZM181 232V231H180ZM187 232H189V231H187ZM205 232V231H204ZM68 234H67V236L66 237H68V238H70L71 237V235H70V233L69 232H67ZM82 233H83V231H82ZM84 233H86V231H84ZM97 233H99V232H97ZM173 233L172 234H170V235H173ZM183 234L185 233V232H182ZM181 233V234H182ZM78 234H79V232H78ZM81 234V233H80ZM94 234V233H93ZM92 234V235H93ZM144 234V233H143ZM151 234V233H150ZM155 234V233H154ZM153 233H152V236L154 235ZM164 234V233H163ZM250 234H252L251 236H250ZM91 235V236H92ZM103 235V234H102ZM105 235V234H104ZM113 235H114V233H113ZM124 235H126V234H124ZM145 235V234H144ZM167 235V234H166ZM198 235V234H197ZM77 236H79V235H77ZM90 236V239L88 238V236L87 235H85V237H87L89 240H85V239H83L82 240V238H78V241H77V250H78V252L80 253V254H85L87 251H89L90 252V250H91V252H92V254H93V259L92 258H86V261H85V263L84 264H91V262L92 261H96V263L98 262L99 264H114V263H112L111 262V260L109 259V258H111L112 257V255H111V257H109L110 256V253L108 252V251H106V249L104 248V246H103V242L101 243L100 241H99V239L101 238H98L99 236L98 235H96V238L98 239H96L95 237H91ZM94 236V235H93ZM98 236V237H97ZM105 236H108V235H105ZM104 236V237H105ZM112 235H110L109 237H111ZM150 236V235H149ZM152 236H150V237H152ZM155 236L156 237H158V235H156L155 234ZM165 236V235H164ZM163 236V237H164ZM182 236H184V235H182ZM66 237L64 238L65 240H67L66 239ZM84 237V236H83ZM124 237H126V236H124ZM149 237V238H150ZM199 237V236H198ZM220 237V236H219ZM105 238H107V237H105ZM122 238H123V236H122ZM147 238V237H146ZM153 238V237H152ZM151 238V239H152ZM167 238V237H166ZM170 238V237H169ZM172 238V240H173V236L171 237ZM170 238V239H171ZM64 239L63 240H60L61 242H63L64 241ZM124 239V238H123ZM126 239V238H125ZM157 239V238H156ZM159 239H161V238H158L157 240H159ZM168 239V238H167ZM184 239H186V237L184 238ZM102 240V239H101ZM107 240V239H106ZM106 240H103V241H106ZM112 240H114V237H113V239ZM115 240H118V239H115ZM161 240H163V239H161ZM166 240V239H165ZM169 240V239H168ZM181 239H179V241H180ZM109 241H111V240H109ZM154 241V240H153ZM167 241V240H166ZM165 241V242H166ZM170 241V240H169ZM168 241V242H169ZM173 241V242H174ZM178 241V240H177ZM176 241V242H177ZM68 242V241H67ZM112 242V241H111ZM114 242V241H113ZM116 242V241H115ZM118 242H120V241H117V243ZM155 242V241H154ZM164 242V243H165ZM171 242V241H170ZM181 242V241H180ZM182 242H183V239H182ZM194 242V241H193ZM196 242V241H195ZM64 243V242H63ZM66 243V242H65ZM121 243V242H120ZM152 243V242H151ZM163 243V242H162ZM161 243V244H162ZM189 243V242H188ZM59 244V243H58ZM70 244V243H69ZM107 244H108V242H107ZM111 245H112V243H110ZM116 244V243H115ZM119 244V243H118ZM117 244V245H118ZM150 244V243H149ZM148 244V245H149ZM155 244H157V243H155ZM154 243H153V245H155ZM160 244V245H161ZM173 244V243H172ZM171 244V245H172ZM109 245V244H108ZM111 245H109L110 247H113V246H115V245H113V246H111ZM121 245V244H120ZM133 245V244H132ZM158 245V244H157ZM164 245V244H163ZM162 245V247H164ZM167 246H169L170 244L168 243V244H166ZM166 245H165V247H166ZM64 246V245H63ZM107 246V245H106ZM119 246V245H118ZM122 246V245H121ZM124 246H126V244L124 245ZM128 246V245H127ZM176 246V244H174V247ZM180 246H183V245H178L177 247H179V249L176 247V249L179 251L180 250ZM205 246V245H204ZM73 247V246H72ZM117 247V246H116ZM115 247V250L113 249V248H111V250L112 251H115L116 252V248ZM131 248H129V247H127V249H133V247L132 246H130ZM135 247V246H134ZM152 248H153V246H151ZM161 247V248H162ZM171 247V246H170ZM173 247V248H174ZM119 248V247H118ZM122 248V247H121ZM121 248H120V250L119 251H122L121 250ZM124 248V247H123ZM122 248V249H123ZM137 248V247H136ZM136 248H134V249H136ZM150 248V247H149ZM155 249H156V247H154ZM185 248H186V246H185ZM184 248V249H185ZM74 249V248H73ZM166 249V248H165ZM176 249L174 248V250L176 251ZM183 249V250H184ZM199 249V248H198ZM108 250V249H107ZM110 250V251H111ZM151 250V249H150ZM157 250H159L158 249V247H157ZM156 250V251H157ZM167 250V249H166ZM165 250V251H166ZM171 249L169 248V251H170ZM200 250V249H199ZM198 250V251H199ZM210 250H212V249H210ZM75 251V250H74ZM118 251V250H117ZM124 251V253H125V255H124V257L122 256V254H121V252H120V254H121V257H123L121 260H120V256H118L119 254L118 253H116V254H118L117 256V258H115L116 260L119 258V260L120 261H118V263H116L115 262V264H136L137 262L135 261L137 258H135L134 259V255L135 254H139V252H135V251H137V250H135L134 251V253L132 252V250H130L129 252H127L125 249L123 250ZM153 252H154V250H152ZM152 251H151V253H152ZM162 251V250H161ZM160 251V253L162 254V255H164L163 254V252H161ZM164 251V252H165ZM168 250H167V252H169ZM202 251V250H201ZM200 251V252H201ZM217 251H219V250H217ZM115 252H113L114 254H115ZM172 253H174L173 252V250L171 251ZM170 252V253H171ZM180 252V251H179ZM184 252V251H183ZM197 252V251H196ZM204 252V251H203ZM203 252H201L202 254H203ZM206 252V251H205ZM204 252V253H205ZM186 253V252H185ZM154 254V253H153ZM152 254V255H153ZM158 254V253H157ZM160 254V255H161ZM175 254H176V252H175ZM196 254V253H195ZM197 254H200V253H197ZM196 254V255H197ZM142 255V254H141ZM154 255H156V254H154ZM167 255V254H166ZM174 255V254H173ZM177 255V254H176ZM180 255H183L182 254V251H181V254ZM205 255V254H204ZM207 255V254H206ZM116 256V255H115ZM114 256V257H115ZM156 256H159V255H156ZM165 256V255H164ZM172 256V255H171ZM171 256L169 255V257H170V259H171ZM175 256V255H174ZM198 256V255H197ZM203 256V255H202ZM109 257V258H108ZM137 257V256H136ZM139 257V256H138ZM161 257V256H160ZM180 257V256H179ZM200 257V255L198 256V257H196V259L197 258H199ZM206 257V256H205ZM208 257V256H207ZM158 258V257H157ZM163 258V257H162ZM166 258H168V255H167V257ZM183 258V257H182ZM202 258V257H201ZM214 258V257H213ZM212 258V259H213ZM217 258V259H218ZM114 258H113V261L115 260ZM139 259H141V258H139ZM160 259V258H159ZM158 259V260H159ZM165 259V258H164ZM170 259H169V261H170ZM175 259H176V257L174 258V260H172L173 262L175 261ZM179 259L180 258H178L177 260V262L179 263ZM187 259V258H186ZM192 259V258H191ZM196 259H195V261H196ZM216 259V260H217ZM157 260V259H156ZM161 260V259H160ZM194 260V259H193ZM201 260V259H200ZM141 261V260H140ZM153 261H155L154 259H153ZM165 261V260H164ZM183 260H181V262H182ZM198 261H199V259H198ZM202 261H204L203 259H202ZM210 261H212V260H210ZM159 262V261H158ZM161 262V261H160ZM163 262V261H162ZM161 262V263H162ZM167 262V261H166ZM176 262V261H175ZM201 262V261H200ZM199 262V263H200ZM209 262V261H208ZM94 263V262H93ZM155 263V262H154ZM204 263V262H203ZM212 263H214L215 264V262H213L212 261ZM138 264V263H137ZM153 264V263H152ZM167 264V263H166ZM170 264V263H169ZM173 264H175V263H173ZM177 264V263H176ZM183 264V263H182ZM188 264V263H187ZM207 264V263H206Z\"/></svg>", "mask_w": 264, "mask_h": 264}]
</instances>
